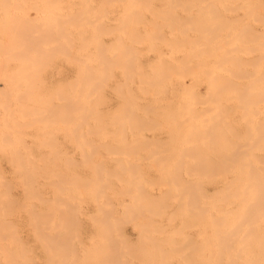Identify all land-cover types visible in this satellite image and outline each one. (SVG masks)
<instances>
[{"label":"rangeland","instance_id":"374dc122","mask_svg":"<svg viewBox=\"0 0 264 264\" xmlns=\"http://www.w3.org/2000/svg\"><path fill=\"white\" fill-rule=\"evenodd\" d=\"M44 1V2H43ZM48 1V0H47ZM47 1H45V0H7V2L6 3H15V5L18 3V8H14L15 7V5L13 4L12 6H10L9 4L7 5V6H4L5 5V3H3V2H5V0H2V2H1V0H0V7L2 8V10L0 9V21H2V22H4V23H2V22H0V24L2 25L1 27H0V34L2 35L3 33H4V36L2 37L1 35H0V43H1V45L0 46H2V48H4V49H2V48H0V49H2V50H0V51H4L5 49H9V47H11V50H8L7 51V53H6V50H5V52L3 53V52H1V54H0V67H3L4 65H2L3 64V62L5 63V64H7L8 62L7 61H9V63H8V66L7 65H5V67H3V69H0V79H2V80H0V94H1V96H0V98L1 99H3V100H6V102L4 101H1L0 100V110L3 112L2 114H1V111H0V123H1V121H3V120H9L10 118V120H12L11 122H12V124H14L15 122H14V119H15V121H17L18 120V122L20 121L21 123H22V121L24 120V119H26L25 120V122H27L28 121V117H32L34 120H33V122L31 123L30 121V125L28 126L29 127V129H30V131H29V129H28V127L27 126H25V122H23V124H22V126H24V127H22L21 128V125H20V123H19V125H20V127L16 124H14L15 126H13L12 124H11V122L10 123H8L9 124V126L7 125V127H6V123L7 122H9L8 120L6 121L5 120V122H3V125H4V127H3V125L1 126L0 125V149L2 150H0V171L2 172H0V174L2 175V176H0V194H2L1 196H0V198H2V196L3 195H5V196H3V199H1V201L0 202H2V203H0V207L2 206V205H4V202L6 203V199H7V197H6V195H8V197H9V194L7 193V191H8V185H7V183L6 184H4V182H6V181H4V180H6L7 179V181L9 180V181H12L13 180V182H9V184H11L12 183V186L14 187V185H15V187H14V189L12 188V189H10V193H11V191H12V194H11V196H15V198H17V199H22V198H25V199H23V200H18L19 202H21V201H23V204H24V202H25V204L23 205L22 203L20 204L19 202H15V204H17L18 205V208H16L17 206L16 205H14L13 203V205L15 206V207H12L13 208V210H10V208H11V206H10V208H9V210L7 209V211H13V213L11 212V213H7V214H4L5 216L3 217V213L5 212L6 213V211H4V210H2V208L4 209V207H5V205L4 206H2V208H0V210H2V211H4V212H0V220L2 219V217L5 219V221H4V223H5V226H4V224L1 226L0 225V227H1V229L0 230H3V231H0L1 233H3L4 234V236H5V233L6 232H4L5 230H6V228H7V225L8 224H10V222H11V220L13 221V222H11V225L13 226L14 224H12V223H16L17 224V227H16V224L14 225V227L15 228H17V233H19V236H23L22 238L24 239V242H23V239L21 240L22 242H23V245H25L26 246V248L25 249H27L28 247L30 248L32 245L35 247V248H33V246H32V249L30 248V250H29V248H28V250H27V253L26 254H22L23 256L19 259L20 261H22L23 260V258L25 259V258H27L28 256H29V259H25V260H23L20 264H31L35 259H36V261H34V262H36V263H34V264H54L55 262H53V260L54 259H56V260H58V261H56V263L55 264H59L60 262V264H65V261L68 259V257H69V259H68V261H66V264H77V258H78V263L79 264H93L94 262H96V264H98L97 263V261H99L100 260V263H104L103 261L101 262V256L103 255L104 256V259L106 260V258H109V260L107 259V261H108V263H109V261H110V263L111 264H115L114 263V259L113 260H111L112 258V255H110V257L108 256V257H105L106 256V252H108V251H110V254H114L113 252H111V251H115V253H116V258H115V256H114V258H115V260L116 261H118V262H120V264H134L133 262H138V263H136V264H142V263H144L143 261H147V259H146V256H148V258L150 257V260L149 261H151L150 263H149V261L147 262V264H155V263H157L161 258H163V255H164V257H165V259L163 258V260L162 261H160V262H163V261H172V264H184V262L185 261H187L188 262V260H190V262H188V263H192V264H196V260H197V258L199 257V255H198V257L197 258H194V261L192 262L191 261V259H192V257L194 256L195 257V254L194 253H197V252H195L194 250H191V251H194V253L193 252H191V254L193 253V256L191 257V255H190V259L188 258V260H187V258H184L183 257V259H182V257L180 256L181 254H182V251H183V253L185 254V252H186V249H188L187 247H189V248H192V247H190L191 246V244H193V243H195L194 245H197V242H199L200 240H203V241H201V242H203L204 244L205 243H207V242H209V239L207 238L208 236H209V238L211 237V238H213V241L211 240V243H215V244H212L211 245V243H207V244H209L208 246H206L207 244H203V243H201L200 242V248L202 249V251L201 250H199V252L201 251V252H204L205 251V249L207 250L205 253H204V255H200L201 257L200 258H203L202 260H204L205 259V255H206V259L205 260H208V261H204V263L206 264V263H208V264H210V262L212 261V260H214L215 262V264H218V261H217V259H214L213 257L214 256H216L217 255V257L216 258H218V259H220L221 257L222 258H224L223 260H221L220 261V263L222 264V261H223V264H225V262H227L228 260L227 259H225L226 258V253L225 254H223V253H221V255L223 254L224 255V257L223 256H221V255H218V254H220V253H218V251H216L217 250V244H216V242H215V233L213 234V232H214V230H215V228H214V225L212 224L211 225V223H210V225H209V227H207L206 228V231H205V225H206V222H208V220L211 222V220H210V212L211 211H213V212H211V215L212 216H214V218L215 217H220V216H226V215H229V216H227L226 218L228 219V218H230V219H228L229 221H227V219H225L224 217H220L219 219L220 220H226V223L227 222H229V223H227V224H229V226L230 227H232V225L234 224V222L232 223V221H234V218H236V223L238 222L237 220H238V216H237V214L238 213H241V214H243V212H244V207H243V204H245V202H244V196H243V193L245 192L246 193V189H247V187H249L250 188V184L249 183H247V178L246 177H241V179H240V176H237V174L236 173H234V172H232V174L229 172V173H225V174H221L220 176L218 175V176H211V177H206V175H203V176H199L198 174H195V172H190V171H186V170H184V171H181L182 173H181V178L183 177L184 178V180H186L187 179V181L188 180H194L196 183L198 182V183H201V184H199V185H201V186H203V187H199V185L198 184H195V186H196V188H195V186L193 185L192 186V188H190L189 189V191L190 192H192V194H190V192H188V190L186 191H184V193H185V195L183 196L182 194V198L181 197H179V196H181L179 193H180V191H181V187H182V185H176L177 183H179L180 184V177H179V175L178 174H173L172 175V173H171V170H170V168H171V165L173 164V162L177 159V158H171V160H169V162L167 163V162H165V164H166V166H164V165H160L161 163H163L164 164V162L162 161V159L163 158H158V159H160L159 161V164L157 163V161H155L153 164H152V162L151 161H153V160H155L156 158V156H158V155H160L161 153H163L162 151H160V150H162V149H164V147H167V146H169L170 148L168 149V147H167V149H168V151H172L173 150V145H169V144H167V143H165L166 145H164V146H158L159 147V149L157 148L156 149V147H154L155 145H154V143L156 142V140L155 139H153L154 137L155 138H160L161 140H163L164 142H166V139H167V142L168 141H170L171 142V136H172V134L173 135H175L176 133H179L180 131H181V133H183V132H185V130L184 129H181L180 131H179V129H180V127H190V126H192L193 124L195 125H198V126H207V125H212V123H213V121H212V119L214 120L215 118L214 117H216L217 115V117H220V118H224V117H222V115H221V113L223 114L224 113V110L225 109H227V110H229L230 109V107H231V113H232V117L234 118V117H236V113L234 112L235 111V108H236V105L238 104L237 103V99L235 98V94L234 93H232V92H229V93H224V95L222 96V99L220 100L219 99V101L217 102L216 100H218V99H215V98H213L214 96H212L211 97V94H214V93H211V94H209L208 95V93H209V90H210V84H209V79L211 78V76H212V72H214V71H216L217 69H219V71H222V68H218L217 67V64L215 63V62H212V61H215V59H213L214 58V55L212 54V55H209V54H206L205 53V51H203L202 49L205 47V49L204 50H207V48L208 47H210V44L208 43H206V42H209L208 40L206 41V38H202L201 39V41H202V43H204V44H201L200 43V45L198 46L197 44L196 45H193L191 42H189V41H186V43L185 42H183L184 40H183V38L181 37L182 35H181V27L180 26H182V25H186L187 27H189L190 26V24H189V22H184L183 24L181 23L182 22V20L181 19H183L184 18V16L183 15H185L186 13H185V11H183V10H181V5H178L177 3L175 4V2H173V1H170V0H150V2H148V7H146L145 8V10H144V13H143V16L142 17H144V18H146V19H141L140 20V22H141V24L139 23V21L137 22V23H135V25L133 26L134 28H139V29H137L138 31H136V29H134L133 27H130L129 25H131V24H125V26L123 25V26H120L121 24H123V19H124V17H125V14H128L127 13V10L125 9V7H126V4L128 5V2H129V4L130 3H132V6L131 5H129L128 6V8L127 9H129L130 8V6H131V8L133 7H135V3H133L132 1H124V2H117V4H116V2H115V0H109L106 4L104 3L105 1L104 0H102V2H100L101 0H49L48 2ZM52 1V2H51ZM111 1H112V3H111ZM169 1L170 2H172L171 3V5L169 4ZM188 1V0H187ZM20 2V3H19ZM73 2V4H70V3H72ZM74 2H78V3H74ZM155 2V3H154ZM231 2V1H230ZM233 2H237L236 0L234 1H232V3H230V4H233L234 5V3ZM37 3V4H36ZM126 3V4H125ZM154 3V4H153ZM165 4V5H163V4ZM20 4V5H19ZM29 4H30V6H29ZM68 4V5H67ZM70 4V5H69ZM83 4V5H82ZM91 4V5H90ZM106 6H105V5ZM150 4V5H149ZM157 4V5H156ZM162 4V6H160ZM237 4V3H236ZM32 5H35V7L37 6H39V11L37 10H34V9H26V7H32ZM88 5H90L91 7H93V6H96L97 5V7H93V8H89V9H91V10H89V11H91L90 13H92V14H90V13H88L89 11H88ZM93 5V6H92ZM154 7H153V6ZM169 5L170 6H172V5H175L174 7L172 6V7H170V8H172L173 9V11H172V13L175 11V14H174V16L173 15H166V17L165 16H163V15H165L164 14V12L166 11L165 9H169ZM5 8H4V7ZM9 6V7H8ZM56 6V7H55ZM100 6H101V8H100ZM104 6L106 7V9L104 8ZM150 6H151V8H150ZM156 6V7H155ZM21 7V8H20ZM23 7V8H22ZM28 7V8H29ZM34 7V6H33ZM161 7V8H160ZM3 8H4V10L5 11H3ZM10 9L9 11H11V9L13 10L12 12H13V15H14V13H15V15H17L16 16V18H17V20H18V18H19V16H20V18L19 19H21V20H27L28 21V23L29 24H27V22H26V24L27 25H29V26H33L34 25V27L33 28H35V26H37V28H40L39 30H37V31H35V32H33L36 36H34V38H38L37 37V35L39 36V40L38 41H36V39L33 41V43H34V46L36 45V43H38L39 41H41V36H40V33L41 32H43L44 33V30H45V34H43L44 35V37H43V39H45V38H48V40L50 39V41H48L47 42V44H45L46 43V40H43V44L41 45V47L42 46H44V47H42V49L44 48V49H47V48H49V46L50 47H53V50H54V48H56V46H54L53 44H55V45H57L58 44V42H60L59 44L60 45H65V47H67V45H68V48H67V51H68V49H70V53L69 52H67V51H65L64 50V48L65 47H62V46H60V47H62L63 48V50H62V48H60L61 49V51H65L66 53H64V54H62V53H60L61 51H60V49L59 48H57V49H55V50H57V52L54 50V52H53V57H52V62L53 63H51V61H47L48 60V58H50L51 59V57H46L47 59L45 60L44 58H43V60L44 61H46L47 62V64H46V62H44L43 61V64L42 63H40V64H42L43 66V68L41 67V68H39V66H37L38 68H39V70L38 69H36L35 67H36V64L37 65H39L38 63H36L35 64V62L36 61H38L39 62V60H35L36 59V57H38V56H40L41 54H42V57H44L46 54H45V52H46V50H44V53L43 52H41L39 55L38 54H36V53H33L32 51V53H33V55H32V58L31 57H29V58H26V60L25 59H22V58H20V57H17V58H13V56H12V52H14L15 51V54L17 55L18 53H17V51L18 52H20L21 50V48L22 47H26V46H24V44L21 42V44H19L20 46H18V45H16V47H15V39L13 38H11L12 36L10 35V34H12L13 33V30L16 28V27H21L22 26V24L24 25L25 24V22H23V21H21L22 23L21 24H19L18 22H16L17 20L15 19V16L13 17V15H12V13H9V11L7 12V10L8 9ZM98 8H99V10H98ZM104 8V9H103ZM148 8H149V10L151 11V13H150V11L148 10ZM162 8H165V9H162ZM21 9H23L24 10V12L27 10V12H23V10H21ZM38 9V8H37ZM81 9L83 10V12L81 11ZM87 9V10H86ZM125 9V10H124ZM156 9H159L158 10V13H157V11H156ZM161 9V10H160ZM84 10L86 11V12H84ZM106 10H108L107 11V15L106 16H104L102 13H104V11ZM153 10H154V12H153ZM165 10V11H164ZM237 10V9H236ZM236 10H234V11H230V12H233V14L232 13H230V12H227L226 13V15H225V17H232V18H234L235 19V16H236V18H238L240 15H243L244 13L243 12H245L244 10L243 11H239V10H237V11H239L237 14H238V16H237V14H236ZM75 11V12H74ZM77 11H81L80 13H76ZM97 11H98V13H97ZM146 11V12H145ZM21 12V13H20ZM56 12V13H55ZM74 12V13H73ZM23 13V14H22ZM55 13V14H54ZM82 13V14H81ZM84 13H85V15H87V16H84ZM147 15H146V14ZM160 13H163V14H160ZM177 13V14H176ZM243 13V14H242ZM69 14V15H68ZM75 14H77L78 15V17L75 15ZM79 14H80V16H79ZM99 14H100V17H96L95 18V16L97 15V16H99ZM229 14V15H228ZM2 15V16H1ZM73 17H72V16ZM176 15H177V18H176ZM235 15V16H234ZM43 16H45V17H43ZM52 16V17H51ZM75 16V17H74ZM83 16V19H80V17H82ZM90 18H89V17ZM116 16V17H115ZM155 16V17H154ZM161 16V18H163V19H161L160 20V18H158V17H160ZM170 16V18L169 19H166L167 17H169ZM171 16H173V17H171ZM180 16V17H179ZM244 17H243V20H245V14L243 15ZM14 18L13 20H16L15 22L12 20V18ZM35 17H36V19H35ZM42 17V18H41ZM69 17H72V18H69ZM86 17L88 18V22H85V20H86ZM115 17V18H114ZM157 17V18H156ZM217 16H215L214 17V19L213 20H218L219 19V17L218 18H216ZM228 17V18H229ZM241 17V16H240ZM8 18V19H7ZM28 18H33V21L34 22H32V20H29ZM57 18H59V20L61 19V21H64V20H66V23H65V21H64V23L63 22H61V21H59V22H61L62 24H60L61 26H62V28H63V26L64 25H68V27H64L63 28V30L61 29V26L59 27L62 31H63V35L62 36H60V37H58L57 35H59V34H57L56 36L54 35L55 33V31H53V35H51V33H48L49 34V36H50V38H49V36H47V37H45L46 36V34H47V27H45V25H47V24H49V25H52V24H50V23H55V24H53L54 25V27H52V26H49L48 27V32L50 31V32H52V30H57V28L56 27H58V25H57ZM77 18V20L78 19H80L79 21H80V23H83V25H84V31H81L80 33H79V29L81 28L82 29V25L80 24V23H78V21L76 22L75 21V19ZM118 18V19H117ZM121 18V20H119ZM147 18H149L150 19V21H148L149 19H147ZM157 20V22L158 23H156V21H155V19ZM209 18V21H210V17H208ZM73 19H74V21H73ZM95 19V21H93V23H92V25H91V23H90V21L92 22V20H94ZM100 19V20H99ZM152 19H154V21L152 20ZM171 19H172V21H171ZM181 21H180V20ZM231 18H229L228 20H230ZM4 20V21H3ZM68 20V21H67ZM69 20H71V21H69ZM170 20V21H169ZM232 20V19H231ZM230 20V21H231ZM238 20V19H237ZM7 21H8V24H7ZM75 22V24H76V26H75V28H74V23L73 22ZM99 21H101L100 23L102 24V26L104 27V26H112L111 28H114V27H118L119 26V29H117V28H115L114 30H110L111 28H108V27H106L107 28V31L109 30V32L106 34V32H100V31H102V30H100L99 28L101 27H97L96 25H97V23L99 24ZM121 21V22H120ZM174 21V22H173ZM178 21H180V25L179 26H174L175 24H173V23H179ZM58 22V23H59ZM105 22V23H104ZM169 22V23H168ZM229 22V21H228ZM15 23V24H14ZM33 23V24H32ZM42 23V25L40 26V24ZM71 23V24H70ZM153 23V24H152ZM160 23V24H159ZM165 23H168V24H166L165 25ZM171 23V26L169 25ZM211 23V22H210ZM230 23V25H232V22H229ZM229 23H228V25H229ZM25 24V25H26ZM39 24V25H38ZM77 24H79L78 25V27H77ZM116 26H115V25ZM134 23H132V25H133ZM137 24V25H136ZM141 26H140V25ZM147 26H146V25ZM149 24H151V26L149 25ZM154 24H156L159 28H160V30L161 31H163L161 28H164V31L166 32H161L162 34L161 35H159L160 36V39L162 40H160L159 38L158 39H153V41H152V37H150V34L153 32V31H155V27L156 26H153ZM3 25H4V28H3ZM72 25V26H71ZM100 25V24H99ZM148 25L150 26V28L148 27ZM162 25H163V27H162ZM11 26H13V27H11ZM39 26V27H38ZM89 26V27H88ZM114 26V27H113ZM128 26H129V29H128ZM136 26V27H135ZM50 27H52L53 29H51ZM121 27V28H120ZM123 27H125V29H126V31H124L123 29ZM141 27V28H140ZM148 27V28H147ZM158 27H156V28H158ZM171 27V28H170ZM9 28V29H8ZM13 28V29H12ZM44 28H46V29H44ZM69 28H70V30H72V32H73V34H72V32L70 33L69 31ZM98 28V29H97ZM123 28V29H122ZM146 28L147 29H151V30H153V31H149V30H147V32H146ZM173 28V29H172ZM175 28V29H174ZM176 28H178V30H176ZM192 27H189L188 28V30H187V32H188V35L190 34L192 37L193 36H195V32L191 29ZM41 29H42V31H41ZM60 29H59V32L57 31L56 33H62V31H60ZM67 29L69 30L68 32H67ZM82 29V30H83ZM141 29V30H140ZM227 29V30H226ZM4 30V31H3ZM11 30V31H10ZM98 30V31H97ZM100 30V31H99ZM134 32H133V31ZM6 31V32H5ZM65 31V32H64ZM86 31V32H85ZM96 31H97V37L95 38V33H96ZM145 31L146 33H143V32ZM177 31V32H176ZM227 31H229L228 30V28L226 27L224 30H223V32H222V37H224V38H226L227 37ZM3 32V33H2ZM8 32H9V35L10 36H7L8 35ZM10 32H12V33H10ZM85 32V33H84ZM127 32H128V34H127ZM137 32V33H136ZM140 32H142V33H140ZM150 34H149V33ZM7 33V35H5ZM149 35H148V34ZM164 33V34H163ZM173 33H175V34H177V35H173ZM47 34V35H48ZM64 34H65V36L66 37H68V38H70V39H66V37L64 36ZM67 34V35H66ZM84 34V35H83ZM85 34H88L87 36L85 35ZM99 34V35H98ZM120 34V36H121V39H122V43H123V46H122V44L121 43H119V39H120V37L118 38V36L117 35H119ZM127 34V35H126ZM136 34H140V35H136ZM142 34H144V35H142ZM166 34V35H165ZM61 35V34H60ZM73 35V36H72ZM82 35L84 36V39L86 40V38H87V40L85 41L84 39H82ZM91 35V36H90ZM94 35V36H93ZM132 36V38L130 39V37L129 36ZM134 35V36H133ZM135 35L136 36H139L141 39V41H139V43L141 44H139L138 42H137V40L136 39H138V38H136L135 37ZM54 36H55V38H56V41L54 40V41H52L53 39H55L54 38ZM175 36L177 37V38H175ZM179 36H180V38H182V44H181V41H180V39H178L179 38ZM184 37L186 36V35H183ZM191 36H189L190 38H192ZM53 37V39L51 40V38ZM62 37H63V39H62ZM133 37H134V39L136 40V41H133ZM143 37V38H142ZM144 37L146 38V37H148L147 38V40H145L144 39ZM57 38H58V41H57ZM95 38V39H94ZM173 38H175V40L173 39ZM186 38V37H185ZM11 39H12V41H11ZM61 41H60V40ZM71 39H73V40H71ZM125 40V45H128V47L126 48V50L130 47V45L128 44L129 42H131L132 43V45H134L133 47H130L129 48V50H131V49H133V48H135V46H136V48L135 49H133V50H137V53H136V51H133L132 50V53L133 54H136V59H134L135 60V62H136V64H134L133 65V68H135L134 70L135 71H131V70H133V68L131 69V67H129L128 68V70L129 71H131V73L132 72H136V73H138L137 71H140L139 73L140 74H135V73H133V74H135L134 76H132V75H128L129 74V71L127 72V75L125 76L124 75V71H123V67L122 68H120L119 66H116L117 68H115L114 66H112V67H110V69H107V73L108 74H112V75H110L109 76V78L108 77H106V74L107 73H103V68H104V60H105V57L103 58H101V55L103 54H101L100 52H98V50L99 49H101V47H98V43L100 42V43H102V45L105 47V48H103V50L104 49H106L105 51V53L107 54V56H112V54H114V53H117L118 52V50L120 49V47H121V49H123V47L125 48L126 46H124V40ZM143 39V40H142ZM164 39H166L165 41H164ZM176 39H178V46H175L174 44L175 43H177V41H176ZM64 40V42H62ZM110 40H112L111 41V43L112 44H114L113 42H115V44L117 45V46H113L112 47V45L110 44ZM145 40V41H144ZM150 40V41H149ZM171 40H172V42H174V41H176L174 44L171 42ZM188 40H190L189 38H188ZM17 41V40H16ZM68 41H69V43H68ZM156 41V42H155ZM164 41V42H163ZM167 41V42H166ZM168 41H170L169 43H168ZM18 42V41H17ZM31 42H32V40H31ZM36 42V43H35ZM50 42H52L51 44H50ZM61 42H62V44H61ZM86 43V44H84V45H86V47H83L84 45L82 44V43ZM121 42V41H120ZM127 42V43H126ZM144 42V43H143ZM166 42V44L168 43V44H170V45H164V43ZM179 42H180V44H179ZM7 43V44H6ZM11 43V44H10ZM19 43V42H18ZM18 43H16V44H18ZM64 43V44H63ZM70 43H72V44H70ZM79 43V44H78ZM104 43V44H103ZM107 43H109L110 45H107ZM130 43V44H131ZM148 43H150L151 44V46H149V45H146V44H148ZM155 43V44H154ZM171 43L173 44L172 46H174V47H172L171 46ZM187 44V45H185V44ZM189 43V44H188ZM38 44H40V42L38 43ZM58 44V45H59ZM70 44V45H69ZM73 44H74V46H75V48H74V46H73ZM76 44V45H75ZM157 44H158V46H157ZM163 44V45H162ZM184 44V45H183ZM5 45H6V47H5ZM10 45V46H9ZM14 45V46H13ZM30 45H32V43H30ZM97 45V46H96ZM99 45H101V44H99ZM143 45V46H142ZM154 45V46H153ZM156 45V46H155ZM161 45V48L159 47ZM191 45V46H190ZM208 47H207V46ZM71 46H73V47H71ZM88 46V47H87ZM108 48H107V47ZM110 46V47H109ZM147 46V47H146ZM151 47L152 49L154 48V51H152V49L151 48H149V47ZM187 46V47H186ZM192 46H194V47H192ZM28 47H30V46H28ZM32 47H33V45H32ZM32 47L31 48H27L28 50H29V52H30V49H32ZM37 47V46H36ZM80 47H81V49H80ZM97 47H98V49H97ZM138 47V48H137ZM142 48V49H139V48ZM143 47L145 48L146 47V49H143ZM155 47H158V48H155ZM189 47V48H188ZM201 48V56H194L193 54H192V50H194V49H200ZM203 47V48H202ZM207 47V48H206ZM18 48V49H17ZM161 50H160V49ZM165 48V49H164ZM16 49H17V51H16ZM26 49V48H25ZM42 49L40 50V51H42ZM74 49V50H73ZM88 49V50H87ZM160 50V52H161V54H159L160 52L157 50ZM20 50V51H19ZM48 50H51L50 48L48 49ZM102 50V49H101ZM144 51L145 53H147L146 55H145V53L144 52H142V51ZM145 50H147V51H145ZM58 51H60V52H58ZM72 51V52H71ZM74 51V52H73ZM88 51H89V53H88ZM139 51H140V54H139ZM152 51V52H151ZM49 52V51H48ZM93 52V54L90 56V54ZM101 52H103V51H101ZM156 52V53H155ZM159 52V53H158ZM189 52V53H188ZM10 53H11V58H8V59H4V58H6L7 57V55H10ZM47 53V52H46ZM50 53V52H49ZM56 53V54H55ZM72 53H74V55L72 54ZM81 53H82V55H81ZM88 53V54H87ZM153 53H155V54H153ZM158 53V54H157ZM166 53V54H165ZM191 56V59L190 60H188V58H189V56H188V54ZM35 54H36V57H35ZM45 54V55H44ZM48 54V53H47ZM51 54V53H50ZM69 54V55H68ZM88 56H87V55ZM100 54V55H99ZM142 54H144V56L142 55ZM157 54V55H156ZM185 54H187V57H185V58H183V59H185V60H187L188 61V64H189V66H190V64L192 65V64H194L193 65V68H194V66L196 65L195 64V62H198L199 60V63H198V65H196V67L198 66L199 67V65H200V67L198 68L197 67V69H196V67H195V69H193V70H191V67L192 66H190V68H189V71H187L186 69H182V68H185V67H182L181 68V66H182V63L183 64H185L184 62H187V61H181L179 58H181L182 56H185ZM13 55H14V53H13ZM44 55V56H43ZM66 55L67 56H73L72 58L73 59H75V57H81V58H79L80 59V61H83V62H80L79 64L77 63V61H79V60H73V59H71V56L70 57H66ZM76 55V56H75ZM86 55V56H85ZM159 55H163V58H166L165 59V61L163 60V63H162V61L160 62V60H157V59H155L154 58V60L155 61H157V63H155V62H152V57L151 56H153V57H155L156 56V58L157 57H159ZM167 55V56H166ZM15 56V55H14ZM18 56H19V54H18ZM29 56V55H28ZM47 56V55H46ZM139 56V57H138ZM174 56V57H173ZM16 57V56H15ZM34 57H35V59H34ZM55 57V58H54ZM77 57V58H78ZM138 57V58H137ZM170 57H173V58H170ZM177 57H179V58H177ZM19 58V59H18ZM76 58V59H77ZM89 58V59H88ZM101 58V59H100ZM140 58V59H139ZM151 58V59H150ZM175 58H176V60H175ZM6 61H4V60ZM17 59V60H16ZM28 59V60H27ZM40 59V58H39ZM82 59V60H81ZM103 59V61L101 62V60ZM143 59V60H142ZM149 59V60H148ZM173 59V60H172ZM179 59V60H178ZM201 59H203L202 60V62H201ZM206 59H207V61H206ZM3 60V61H2ZM35 60V62H34V64L35 65H33V61ZM41 61H42V59H40ZM137 60V61H136ZM172 61V62H169V61ZM175 60V61H174ZM28 61L30 62V64H31V62H32V64L30 65L31 67V69H29V66H28V68H27V66H25L24 68H25V70L22 68V70L21 71H23V72H25V75L27 74L26 72L28 71V73L30 72L32 75L34 74L33 73V71H32V69H36L37 70V74H36V70L34 71L35 72V74H36V76H32V75H30V73H29V77H31V79L30 78H28L27 76L28 75H26V77L29 79V80H31V82H32V80H35L37 83H35V81H34V84H32L30 81H28V79L23 75V72H21V71H19V68L20 67H23L24 66V64L25 65H27L28 64ZM57 61V62H56ZM62 61H63V63H62ZM145 62V64H144V62ZM151 63V64H149V62ZM179 61H180V63H179ZM1 62H2V64H1ZM165 62V63H164ZM182 62V63H181ZM17 63H20V64H17ZM27 63V64H26ZM49 63V64H48ZM138 63H140V64H138ZM161 63L164 65H162L161 66ZM168 63H170L169 64V66H171L173 63H174V65H172V68L174 69L175 67H173V66H180V68L178 67L177 69H178V72H177V70H174V72H173V69H172V72H171V69H170V73L169 74H171L172 73V75H168V76H164L165 78H162V82H163V85L165 86V87H167V91H165V89L163 90V91H161V92H157V94L155 93V92H153V89L154 88H156V84L154 85V82L152 81L153 79L154 80H157V82H158V79H159V75H164L165 74V72H166V74H168V71H169V66H166V65H168ZM202 65H201V64ZM48 65V66H46V65ZM99 64V65H98ZM159 64H160V66H159ZM178 64V65H177ZM208 64V65H207ZM16 65V66H15ZM23 65V66H22ZM86 65H87V67H86ZM88 65L90 66V65H92V69L91 68H89V69H91V72L93 73V75L94 76H103L104 77V80L106 79H108L107 81V84H106V88L104 89V90H102V93H103V95H104V93H106L105 94V96H102L103 98H105L106 100H107V103L106 102H103V103H101V101H99L98 99H100V98H102L101 96H100V98H99V94L97 93V91L96 90H93L92 89V79H93V77H92V73H87V69H86V73H85V67L86 68H88ZM95 65H97L98 66V70H95L94 69V66ZM135 65H136V67H135ZM139 65V66H138ZM142 65V66H141ZM151 67H150V66ZM155 65H157V67L158 68H160V69H158V68H155L154 66ZM207 65V66H206ZM41 66V65H40ZM102 66H103V68H102ZM143 66H145V68L143 67ZM209 66V67H208ZM211 66H213V67H211ZM79 68V70H77L78 68ZM96 67V66H95ZM125 67V66H124ZM161 67H163V68H161ZM208 67V68H207ZM47 68V69H46ZM113 70H112V69ZM142 70H141V69ZM143 68H144V70H143ZM152 68H154V69H158V70H153ZM167 68H168V71H165V70H163V69H166L167 70ZM213 69V70H209L210 71V73L208 72H204L205 70L207 71V69ZM5 69V70H4ZM41 69H43V70H41ZM105 69V68H104ZM179 69H180V71H179ZM3 71V74L4 75H2V71ZM12 70H14L15 72H13ZM68 70V71H67ZM116 70V71H115ZM125 70V69H124ZM150 72V73H148V71ZM152 70H153V72H152ZM160 70V71H159ZM181 70H182V72H181ZM184 70V71H183ZM190 70H191V72H190ZM195 70V71H194ZM19 71V72H18ZM81 73H80V72ZM142 71H145V72H142ZM147 71V72H146ZM164 71V73H162V72ZM193 71V72H192ZM218 71V70H217ZM8 72H9V74H8ZM40 72L42 73V75L40 74ZM74 72V73H73ZM79 72V73H78ZM89 72V71H88ZM96 72V73H95ZM110 72H113V73H110ZM175 72L176 73H179V72H181V74L179 73V75H174L173 76V74H175ZM186 72V73H185ZM16 73V74H15ZM21 73V74H20ZM100 73V74H99ZM145 75H144V74ZM151 73H153V75L155 76L156 75V78L154 77L153 78V75L151 74ZM183 73V74H182ZM188 73V74H187ZM189 73H190V75H189ZM8 74V75H7ZM20 74V75H19ZM38 74H40L41 76H43V78H41V79H39L41 76H38ZM72 74H74V77H76V79H74L75 80V83H72L74 80L72 79V77H73V75ZM79 74H80V77H79ZM87 75L84 79L85 80H88V83H87V81H86V83H85V81H83L84 79H82L83 78V75ZM91 76H90V75ZM116 74H118V75H116ZM141 74H143V75H141ZM148 74V75H147ZM149 74H151V78H152V80L150 79V78H148L146 81H145V76H146V78L147 77H149ZM165 74V75H166ZM185 74H187V77H185L186 75ZM22 75L24 76L23 77V80L24 81H22L21 79H22ZM143 76V78L142 77H138V76ZM185 75V76H184ZM189 75V76H188ZM9 76V77H8ZM13 76H15V77H13ZM21 76V77H20ZM88 76H90L89 78H88ZM129 76V77H128ZM173 76V77H172ZM196 76V77H195ZM8 77V78H7ZM12 77V78H11ZM17 77H20V79L18 78L17 79ZM37 77H39V78H37ZM59 77H61V78H59ZM66 79H65V78ZM125 77H128L129 79H125ZM135 77V78H134ZM161 77V76H160ZM185 77V78H184ZM207 77H208V79H207ZM10 78H11V81H10ZM14 78H16V83H14L15 82V79ZM65 79V81H67L68 82V84L66 85V87H64L65 85V81L63 80V79ZM70 78L72 79V82H71V80H70ZM206 78V80H204ZM6 79V80H5ZM8 79H9V81H8ZM12 79H14L13 81H12ZM25 79H27V81H28V83L30 84L31 83V86H32V88H31V91H33V89H35V87H36V89H35V91H33V92H29V90L30 89H27V88H29V87H31L30 85H29V87H27V86H25V85H28L27 83L26 84H24L26 81H25ZM56 79H58V80H56ZM59 79H61V81L59 80ZM82 79V80H81ZM102 79V78H101ZM132 79H133V81H132ZM135 79V80H134ZM139 79H144V81L145 82H142L141 83V80H139ZM18 80H20V82L22 81V82H24V83H22L21 82V84L19 83V81ZM40 80V81H39ZM56 80V81H55ZM90 80H92L91 81V83H89V81ZM103 80V81H104ZM125 80H126V82H125ZM149 80H151V82H153V84H150V83H148V86H147V83L146 82H148ZM166 80V82H164ZM173 80H174V82H173ZM45 81V82H44ZM59 81V82H58ZM70 81V82H69ZM119 83H118V82ZM143 81V80H142ZM6 82H13V83H11L12 85H10L9 86V84L8 83H6ZM17 82L19 83V85H21V86H17ZM38 82H39V84H38ZM41 82V83H40ZM52 82V84H50ZM66 82V83H67ZM82 82H84V84H81ZM118 84H120V83H122V82H124L125 84L127 83V86H125L124 85V83L122 84V85H124V87H122V85L120 84V87H122V89H124V90H122V89H119L118 91H117V93H116V87H117V83ZM172 82V83H171ZM55 83H59V85L57 84H55ZM62 85H64V86H62ZM64 83V84H63ZM5 86V87H3V85ZM8 84V85H7ZM24 84V85H23ZM73 84H75V85H73V86H75V89H74V91L72 90L74 87H72V85ZM89 84V85H88ZM158 84V83H157ZM172 84V85H171ZM174 84V85H173ZM1 85H2V87L3 88H5L4 90H6V91H11L12 93L10 94L11 95V97H10V95L9 94H6V95H3V94H5L6 93V91H3V88L1 87ZM34 85V86H33ZM44 85H45V87H44ZM70 85V86H69ZM81 85H83L84 86V88L83 89H81ZM111 85H114V87L112 86L111 87ZM153 85V86H152ZM14 86H16L15 88H14ZM22 86H25V87H22ZM42 86V87H41ZM55 86H57V87H55ZM58 86H62L63 87V89H60V88H58ZM68 86V87H67ZM82 86V87H83ZM119 86V85H118ZM128 86H131L130 87V89H131V93H129V91H130V89H129V87ZM142 86H144V88L142 89ZM147 86V87H146ZM8 87V88H7ZM12 87L14 88V89H12ZM39 87H41V88H39ZM52 87H54V89L52 88ZM91 87V88H90ZM119 87V88H120ZM146 87V88H145ZM151 87V88H150ZM172 87H175L174 89L172 88ZM207 87V88H206ZM7 88V89H6ZM9 88H11L12 90H10ZM22 88V89H21ZM24 88H26V91H28L29 92V94L31 95V97H33L32 99H34V100H32L31 99V97H30V95L29 94H25V92L23 91L24 90ZM67 90H65V89ZM67 88H69V89H67ZM79 88H80V91L81 90H83V92H81L80 94L81 95H79L78 93L80 92L79 91ZM113 88H114V90L115 91H113ZM152 89L151 90V92H149L150 90H148V89ZM9 89V90H8ZM16 89H17V91H16ZM20 89H21V91H23L24 92V98H23V93L20 91ZM45 89V90H44ZM57 89V90H56ZM59 89V90H58ZM84 89H85V91H84ZM93 92H91L90 90ZM44 90V91H43ZM60 90H61V93L62 94H64L65 92H66V94H64V98H65V96H68V98H67V100H66V98L64 99L63 98V95L61 94V93H57V91L58 92H60ZM65 92H64V91ZM145 92L144 94H143V91ZM146 90V91H145ZM147 90H148V92H147ZM194 90V91H193ZM40 91V92H39ZM46 91V92H45ZM49 91V92H48ZM89 91V92H88ZM122 91V92H121ZM135 91V92H134ZM138 91V92H137ZM139 91H140V93H139ZM167 92L166 94H165V92ZM184 91H185V93H184ZM5 92V93H4ZM36 92H38V93H40V94H38L37 95V93ZM48 92V93H47ZM64 92V93H63ZM68 92V93H67ZM70 92V93H69ZM74 92V93H73ZM87 92L89 93V95L87 94ZM92 94H91V93ZM119 92V93H118ZM136 92H137V94H136ZM147 92V93H146ZM184 94H183V93ZM189 92V93H188ZM192 92V93H191ZM198 93V95H200L198 98H196V99H198V104H197V101H195L194 102V100H195V98L194 97H196V96H198L197 95V93H196V96L195 95H193L194 97H192L191 96V94H194V93ZM14 93V95H12ZM20 93V94H19ZM46 93H47V95L49 94L50 96H51V94H52V96L54 97L53 99L51 98L50 99V96L48 95V97H47V95H46ZM72 93V94H71ZM110 93H113V94H110ZM120 93H124V94H127L128 96H130L131 97V95H132V97L131 98H135L134 100H135V104H129V105H132V107L134 106L136 109H134V111L135 112H133V109L131 110V108L132 107H130V106H128V107H130V109H128V111L130 110V112L132 111V113L131 114H134V113H136L135 115H139L138 117H140L141 116V118L142 117H146L145 119L146 120H148L147 122L148 123H144V124H138V121L136 120V117H135V119H132V118H130L131 120H133V122H134V120H135V122L133 123L132 122V125L133 124H136L135 126L133 125L132 126V128L130 127V123H129V121H131L130 119H124V118H129L127 115H125L124 116V114H127V113H123V115H120V113H122L123 112V110H124V112H125V109H123V108H125V106L123 107V105H121L120 106V103L118 102V100L119 101H121V100H123L122 102H121V104L122 103H125V102H127V101H129V99H130V97H129V99H127L128 97L126 96V97H124V99L125 100H127V101H125L123 98H122V94L120 95ZM135 93V94H134ZM155 93V95H153V94ZM188 93V94H187ZM59 94V95H58ZM60 94H61V96H60ZM68 94V95H67ZM78 94V95H77ZM100 94H101V92H100ZM119 95V96H116V95ZM131 94V95H130ZM139 94H140V96H139ZM145 94H147V95H145ZM34 95H36V97H34ZM43 96V98L41 97V96ZM88 95V97L86 98V96ZM95 95H97V97H95V98H93ZM109 95V96H108ZM133 95L135 96V97H133ZM138 97H137V96ZM145 95V96H144ZM152 95V96H151ZM176 95V96H175ZM234 97H233V96ZM12 96H14L15 98H23V100L22 99H15L14 100V97L12 98ZM58 96H60L59 98H58ZM72 96V97H71ZM78 96V97H77ZM142 96V97H141ZM163 96V97H162ZM25 97H26V99H25ZM37 97H39V98H37ZM47 97V98H46ZM70 97L72 98V99H70ZM79 97H81L80 99H79ZM91 97L95 100L96 98H98L97 100H98V102L97 103H101L99 106H95L96 105V101L97 100H95V104L92 102V99H91ZM109 97H111V98H109ZM114 97V98H113ZM117 99H116V98ZM120 97V98H119ZM162 97V98H161ZM168 97V98H167ZM226 97H228V98H226ZM232 97V98H231ZM10 98V99H9ZM12 98V99H11ZM35 98H37V99H35ZM45 98V100L43 101V102H41L43 99ZM76 98H78L77 100H78V102L76 101V102H74L75 100H76ZM108 98V99H107ZM156 98V99H155ZM158 98H161V99H159L158 100ZM167 98V99H166ZM209 98H212V100L213 101H211V99H209ZM225 98L227 99L226 101H225ZM24 99H25V103H24ZM40 100V102H39V100ZM50 100L49 102H48V100ZM68 99H70V100H68ZM91 99V100H90ZM165 99V100H164ZM170 99V100H169ZM185 99V100H184ZM209 99V100H208ZM214 99H215V101H214ZM230 99V100H229ZM236 99V100H235ZM11 100H12V102H11ZM33 101V102H31V101ZM36 100H37V103H36ZM79 100L80 101H82V103L81 102H79ZM89 100H90V102H89ZM102 100V99H101ZM104 100V99H103ZM112 102H111V101ZM152 102H151V101ZM156 100V101H155ZM168 100V101H167ZM229 100V101H228ZM16 101V102H15ZM23 102V103H19V102ZM28 101V102H27ZM65 101H72V102H69V103H72L74 106V108L75 107H78V108H76V110L75 109H73L72 110V108H70V106H72L71 104H70V106H68L70 109H68L67 110V103L65 102ZM105 101V100H104ZM151 102V104L153 103V105H155L154 107H161L162 108V106L165 104V108H166V110L164 109V107H163V109H158V110H156V108H155V110H153L154 111V113L156 114H153V112L152 111H150V113L148 112L149 111V109L151 110V109H154V108H150V105L148 106V105H144V104H148V102ZM167 101V102H166ZM170 101L172 102V104L170 103ZM184 101V102H183ZM211 101V102H210ZM221 101V102H220ZM7 102H11V103H7ZM14 102V103H13ZM29 102H31L30 103V105H32L31 107L33 108V105H34V102L37 104V106H39L40 104V106L37 108L35 105V108H36V110H35V108L34 109H32V108H29V110L30 111H26L27 109L26 108H28L29 106H28V103ZM40 104H39V103ZM57 103V104H59L60 103V106H59V109L58 108H55V107H57L58 105L57 104H53V103ZM61 102H63V103H61ZM74 102V103H73ZM130 102V101H129ZM132 102V101H131ZM139 102V103H138ZM158 102V103H157ZM175 102V104H173ZM221 104H220V103ZM4 103H7V104H4ZM16 103V104H15ZM33 103V104H32ZM45 103L46 104H48L49 103V107L53 104V108H51L50 110H52V109H55L54 111V113H56V112H59V111H57V110H60L61 108H62V110H63V108L68 112H70L71 111V115H72V113H73V117H71V118H73L72 120H71V118H70V115H68L67 114V116L66 117H68L69 116V119H70V121H68V122H65V123H68L67 125L64 123V122H62L61 120L64 118H62V110H60V114H62V115H60V114H58V119L59 120H57L56 119V117H55V120H57V122L59 121V123H55V124H53L52 125V123H54V117H52V116H54V115H52V114H50V112L47 110V108L45 109L44 107H47L46 105H45ZM75 103H78V104H76V106H75ZM90 103H92L91 104V106H94V107H90ZM105 103V104H104ZM117 103H119V105H117L118 106V109L116 110V108H117V106H116V104ZM134 103V102H133ZM136 103L138 104V106L140 107L141 106V103H142V107H144V106H148L149 107V109H148V107L146 108V110H145V108L144 109H142L141 107L139 108V107H136L137 105H136ZM144 103V104H143ZM182 103V104H181ZM224 103V104H223ZM225 103L227 104V106L225 105ZM2 104H4V105H2ZM12 105V107L10 108V106ZM24 104V105H23ZM26 104V105H25ZM82 104H83V107H81L82 106ZM102 104H104V105H102ZM112 104V105H111ZM126 104V103H125ZM128 104V103H127ZM150 104V103H149ZM167 104V105H166ZM180 104H181V106H180ZM217 104H219V105H217ZM233 104V105H232ZM7 107H6V106ZM14 105H16V106H14ZM42 105H44V107L42 106ZM69 105V104H68ZM81 105V106H80ZM162 105V106H161ZM174 105V106H173ZM223 107H222V106ZM232 105V106H231ZM26 106H28V107H26ZM55 106V107H54ZM61 106H63V107H61ZM80 106V107H79ZM85 106V107H84ZM87 106V107H86ZM101 106V107H100ZM104 106V107H103ZM109 107V110H110V108H111V106H112V108L115 106L116 108H114L116 111H119V113H117L116 111H113L114 109H112L111 108V110L110 111H106V108H108ZM172 107V108H169V107ZM180 106V107H179ZM218 106H221V108H225L224 110H221V108L220 107H218ZM14 107V108H13ZM16 107V108H15ZM18 107V108H17ZM22 107H24L23 109H25V110H23L22 109ZM97 107V108H96ZM98 107H100V108H105V110L103 111L102 109H98ZM127 106H126V108H128ZM170 109V111L168 112V108ZM181 107H183V109L181 108ZM195 108L196 109V111L195 112H197V110H199V112L200 113H198V114H200V115H197V117L195 116V114L194 113H190V108ZM233 107H234V109H233ZM5 108V109H4ZM7 108H10L11 110L9 111V109L8 110H6ZM43 108H44V110H43ZM90 109L91 108V111L93 112H95L96 114L94 115L95 117H96V115H97V118L98 117H102L105 113L107 114V115H109V116H106V114H105V116L106 117H102L101 118V120L99 121L98 119H96L95 120V117L93 116V113L92 112H89V114L90 115H88L87 114V116H86V118H85V116L83 115H80V114H78V113H81L82 111H84V109L88 112V109ZM94 108V109H93ZM121 108L123 109L122 110V112H121ZM138 108H139V110H138ZM192 108V109H193ZM13 109H17V110H14V111H18V113L20 114V118H19V116H18V113H17V116H16V114H14V116L12 117L11 115H13V112H11ZM19 109V110H18ZM21 109H22V111H24V113H28V115H26V116H24V113H22V111H21ZM43 111H42V110ZM57 109V110H56ZM78 109V110H77ZM97 109H98V111H102V113L101 112H98L97 111ZM180 109H181V111H180ZM192 109H191V111H192ZM75 110V111H74ZM148 110V111H147ZM163 110H165L166 112H164ZM178 110L180 111V113H177L178 112ZM194 110V109H193ZM41 111H42V114H41ZM47 111H48V113H47ZM53 111V110H52ZM51 111V112H52ZM62 111V112H61ZM72 111H74L75 112V114H74V112H72ZM106 111V112H105ZM113 112V114H114V116L112 115V114H110V113H112ZM127 111V112H128ZM164 112V113H162V112ZM183 111H184V115H183ZM218 111V112H217ZM221 113H220V112ZM4 112H6V113H4ZM7 112H9L10 113V116H9V114L7 113ZM30 112H32V114L30 113ZM37 112V113H36ZM39 112V113H38ZM65 112V111H64ZM98 112V113H97ZM104 112V113H103ZM108 112H109V114H108ZM115 112V113H114ZM146 112H148L147 114H146ZM152 112V113H151ZM173 112V115L172 116H170L169 117V115L171 114ZM194 112V111H193ZM215 112H217V113H215ZM14 113H16V112H14ZM31 115H30V114ZM46 113L48 114V117H47V115H46ZM66 113V112H65ZM101 113V114H100ZM161 113V114H160ZM165 113H166V115H165ZM174 113H175V115H174ZM189 113L191 114V115H189ZM213 113H215V114H213ZM220 113V114H219ZM45 114V116L47 117H40L41 115H44ZM98 114H100L99 116H98ZM103 114V115H102ZM130 114V115H131ZM159 114V115H158ZM212 114H213V116H212ZM235 114V115H234ZM237 114H239V111H237ZM6 115H8L9 116V118L6 116ZM30 115V116H29ZM49 115H51V117L49 116ZM56 116H57V114H55ZM129 115V114H128ZM147 115H148V117H147ZM165 115V116H164ZM216 115V116H215ZM2 116H3V118H2ZM28 116V117H27ZM40 117L41 118V120H39L38 119V117ZM59 116H61V118L62 119H60V117ZM93 116V117H92ZM112 116H113V119H112ZM151 116H152V118H154V121L156 122V125H157V123H159V124H161V125H158V126H156L155 124L153 125V128L155 127V129H150L149 127H148V124H152V123H154V121H151V120H149V119H152L151 118ZM157 116V117H156ZM160 116V117H159ZM164 116V117H163ZM177 118H176V117ZM212 116V118H210ZM224 116H226V115H224ZM262 116L263 115H259V116H256V118H255V115L253 114V116H252V119H253V121H250V122H248L247 121V124L249 123V125L250 126H253V124L255 125V124H258L257 122H258V120L260 121V118H261V120H262ZM5 117V118H4ZM15 117V118H14ZM37 117V118H36ZM84 119H86V120H88L89 122H84L85 120H83L82 118ZM114 117H118V119H117V121L115 122L114 121ZM131 117H133L132 115H131ZM150 117V118H149ZM173 117H174V119H173ZM186 117H188V118H186ZM22 118V119H21ZM37 120H39V121H41V122H37L36 121V119ZM45 118V120H47L48 119V121L46 122H42V120ZM119 118H121V119H119ZM158 118H160V119H158ZM208 120H207V119ZM229 118H231V117H229ZM254 118H255V120H254ZM3 119V120H2ZM54 120V121H52V123H49V127H47V126H44L43 127V125H46V123H48L50 120ZM67 120H69L68 118H66ZM79 119V120H78ZM82 119V120H81ZM111 119H112V121H111ZM125 120V123L123 124L124 126L126 125L127 127L125 128V132L127 133V135H126V133L124 134L123 132L124 131H122L123 130V126H121V130H120V127L118 128V130H120V132H118V133H115V132H117V127H118V125L120 124V123H122L124 120ZM144 119V120H145ZM164 119L166 120L165 122H164ZM178 119V120H177ZM183 119H185L184 121H182ZM204 119V120H203ZM207 121H206V120ZM81 120V121H80ZM98 120V121H97ZM116 120V119H115ZM153 120V119H152ZM64 121V120H63ZM107 121V122H106ZM136 121H137V123H136ZM140 121H141V123H142V119H140ZM177 121H178V124L181 122V124L182 125H184V126H182V125H180L179 124V127H177ZM192 121H193V123H192ZM51 122V121H50ZM60 122H61V124H60ZM78 122H80V123H78ZM83 122V125L85 126V127H83L82 126V123ZM98 122V123H97ZM104 122L107 124V127H106V125H104ZM111 122H112V124H111ZM115 122V123H114ZM144 122V121H143ZM151 122V123H150ZM184 122V123H183ZM210 122H212L211 124H210ZM36 123H38V124H36ZM77 123H78V125H77ZM89 123V125H87ZM164 124V127H163V124ZM172 123V124H171ZM198 123V124H197ZM63 124H65V125H63ZM80 124V125H79ZM110 124V125H109ZM147 124V125H146ZM246 123H245V125H247ZM10 125H12V127L10 126ZM51 125V126H50ZM58 125V126H57ZM61 125V126H60ZM90 125H92V127H93V131H91L90 129H89V126ZM95 125H98L99 126V128L103 125V128L101 127L100 128V131H98L97 133H96V135H95V132H96V129L98 128V126L96 127ZM121 125V124H120ZM146 126L147 128H149V129H140V131L139 132H136V133H133V131L135 130V131H137V128H138V130H139V126ZM169 125V126H168ZM245 125H243V124H241V125H239L238 127H240V128H237V129H239L240 131H238L237 129V131L236 130H233V136L236 134H238V135H241L242 136V133H245L246 131V126ZM52 126H53V128H52ZM55 126H57L58 128L56 129V127ZM68 126V127H67ZM74 126H79V128H80V126H82L80 129L78 128V127H74ZM95 126V127H94ZM104 126H105V128H104ZM136 126H138L136 129L134 128V127H136ZM245 126V127H244ZM248 126V125H247ZM6 127V128H5ZM11 127V128H10ZM66 127V128H65ZM91 127V126H90ZM151 127H152V125H151ZM158 127V128H157ZM168 127H172L171 129H170V133L168 132H166V130L167 129H169ZM237 127V126H236ZM13 128L16 130H13ZM19 128H21L20 129V131H24L25 132V130H24V128H27V130H26V132L27 133H31L30 135H27V133L25 132V134H21V132L19 133V131H18V129ZM65 128V129H64ZM76 128H78V130H75ZM95 128V129H94ZM99 128L97 129V130H99ZM131 128V129H130ZM143 128V127H142ZM157 128V129H156ZM163 128V129H162ZM177 128H178V130H177ZM5 129V130H4ZM73 129L75 130V131H73ZM90 131H89V130ZM127 129V130H126ZM46 130V132L49 130V131H51L52 133H53V131L54 132H56L57 133V136H55V138H56V141H58V143L56 144V142H55V145L54 146H52V144H53V142L55 141V138L53 137V139L52 138H49L51 135H52V133H50L49 131L46 133L45 132V134H43V136L41 135V136H39V137H37L38 136V134H41L42 132H44ZM83 131L84 133L82 134V132L81 131ZM87 130L89 131V132H92L91 134L89 133V132H87ZM95 130V131H94ZM242 130V131H241ZM3 131H8L7 133L11 136V138H10V142L13 140H15V142H13V145L11 144V143H7V142H9L7 139H9V137L10 136H6V135H4L5 133L3 132ZM10 131H12V132H10ZM73 131V132H72ZM77 131L81 134H79L78 135V133H77ZM107 131V132H106ZM134 131V132H135ZM155 131V133H153ZM162 131V132H161ZM168 131V130H167ZM4 134H3V133ZM14 132H16V133H18V137L19 138H17L16 136H14L13 134H15L16 135V133H14ZM41 132V133H40ZM64 132V133H63ZM239 132H240V134H239ZM13 133V134H12ZM36 133H38V134H36ZM56 133L54 134V135H56ZM65 133H67V134H65ZM85 133H86V135H85ZM123 133V134H122ZM152 133H153V135H152ZM21 134V135H20ZM75 134V135H74ZM113 134H115V137L114 136H112ZM143 134H144V136L145 137H147V135H148V137L147 138H149V139H152V140H154L155 142L153 143V141L151 140H148V139H146L144 136H143ZM162 134V135H161ZM171 134V135H170ZM232 134H231V132H230V135L232 136ZM5 136V137H3V136ZM32 135V136H31ZM82 135H85V137L86 136H89L91 139L90 140H92L93 138V140L92 141H95L96 140V143H102V144H105V143H110L109 142V139H112L113 137V139H112V141H111V143H114V142H123V140H122V137L123 136H125L126 138H127V140H126V138H124L125 140H124V142L125 143H129V146H131V147H133V145L135 146V145H138V147H136L135 149L137 150V149H139V150H137L136 152H137V155H136V152H135V150H134V152L133 153H135L134 155L132 154L131 155V153H132V151H130L131 153L129 154V157L130 158H127V154H125V153H122L121 154V152L119 151V152H117V153H114L113 155H111L112 157H113V159L112 158H107L108 159V161L106 160V158H102V157H107L106 156V150H105V147H103L104 145H102V144H99V150H100V152H101V154H104L103 156H101L100 154H99V158H95V163L93 162V159L92 158H90L91 159V161L93 162V164H92V168L91 167H89L91 164H90V159H89V162H88V160H85V162H84V159H82L83 157L79 154V152H78V149H77V147H76V141H78L76 138L78 137L79 138V136H82ZM137 135V136H136ZM164 135V136H163ZM169 135H170V137H169ZM13 136V137H12ZM31 136V137H30ZM37 137V139H35V140H33L34 138H36ZM71 136V137H70ZM75 136H77V137H75ZM103 136H105V138L103 137ZM122 136V137H121ZM150 136H152L151 138H150ZM15 137V138H14ZM24 137V138H23ZM28 137V138H27ZM42 137V138H41ZM69 137L71 138V139H69ZM84 137V136H83ZM107 137V138H106ZM164 137V138H163ZM7 138V139H6ZM25 139L24 141H26L25 143H24V141H21V140H23V139ZM32 138V139H31ZM43 138H45L44 139V141H43ZM104 138V139H103ZM109 138V139H108ZM135 138L138 140V141H140V142H142V143H152V144H150V146L148 145L147 147H148V149H147V147H145V148H143L142 146H140V143L137 141H135ZM163 138V139H162ZM238 138V137H237ZM12 139V140H11ZM18 139H20V140H18ZM42 139V140H41ZM50 139V140H49ZM76 139V140H75ZM80 139V138H79ZM105 139H106V141H105ZM118 139V140H117ZM121 139V140H120ZM133 139V140H132ZM140 139V140H139ZM148 140L147 142H145V140ZM238 139H240V140H243L244 138H238ZM31 140V141H30ZM47 140H49L48 141V144L45 142V141H47ZM51 140H54V141H51ZM61 140H62V143H61ZM98 140V141H97ZM117 140V141H116ZM143 140V141H142ZM158 140V139H157ZM160 140V141H161ZM4 141V142H3ZM23 142L24 144H22L21 142ZM32 141H34L33 142V144H31V142ZM43 141V142H42ZM128 141H130L131 142V144H130V142H128ZM150 141V142H149ZM179 141H182L181 139L179 140ZM16 142H18V143H16ZM29 142V143H28ZM36 142V143H35ZM45 142V144L43 145V143ZM49 142H51L52 144H50L51 146H52V148H51V146L49 145ZM1 143H3V144H1ZM14 143H15V145H14ZM67 143V144H66ZM136 143V144H135ZM139 143V144H138ZM38 144V145H37ZM40 144V145H39ZM172 144V143H171ZM2 145V146H1ZM4 145H6V146H4ZM26 146L27 148H25L24 146ZM63 145H64V147H63ZM66 145L68 146L67 148H66ZM102 147H101V146ZM8 146V147H7ZM11 148H10V147ZM14 146V147H13ZM30 146H31V148H30ZM36 146V147H35ZM152 146H153V149H154V151H156L155 153H156V155L155 156H153V157H151V158H148V154L149 153H145V149H146V151L147 152H149V151H151L152 149ZM20 147V151H24V152H27L26 153V155L24 154V156L23 157H25V158H29V159H31L32 161H33V165H31L32 166V168L33 169H35L36 167V180H37V182L39 183L38 185H37V182H36V184H35V186H39V187H37V189L39 190V191H41L43 194H41V192H40V194H41V196L43 197V199L44 198H51V199H49L48 200V198H47V200L46 199H44L43 201H41L40 200V198H39V200H37L34 204H37V206L35 205V210H36V212H38V215L41 217V218H43V223H44V225H46L47 224V226L51 223V221L53 222V223H51V227H48L47 228V231H49V229L51 228V230L49 231V233L50 234H48V236H52V239L53 240H56V241H58V239H60V237H64L65 235H64V230L66 231V233L68 234V235H70L71 233V231H72V229H73V226L75 225V226H77V228L79 229V231H78V229L76 230V228H75V226H74V228L75 229H73V232H76V233H73V238L71 237V239L70 240H72L71 241V244H70V242H68L67 240L70 238V236H68L67 234V236H68V238L66 239V238H63V239H61L60 241L62 242V244H61V246H59V245H55V247H57V246H59L60 248H62V251H61V249H59V247H57L54 251H55V253L57 252V250H58V252H63V253H61L60 255H59V253L57 254H53V250H51V247H46L45 246V244L43 243V239H42V243H43V245H41L42 243H40V241H41V238H40V240H39V237H41L40 235L38 236V234H35L34 233V230L31 232V226H30V224L32 223V222H36L37 223V219L35 220V218L33 217H31L30 218V215L28 214V211H27V204H29L31 201H32V199L31 198H28V196H27V198L26 197H24V195L26 194L25 193V189L23 188L24 187V185H23V182H24V177H27L28 175H26L27 173H25V171H24V173L25 174H23L22 172L23 171H21L20 173L21 174H19L18 175V173H16V174H14L13 172H14V169H13V166H12V162L10 161V158H15L16 156H17V154H15V152L14 151H19V148ZM15 148H17L18 150H15ZM66 148V149H65ZM127 148V147H126ZM142 148V149H141ZM10 149H11V151H10ZM31 149L32 150H34V155L32 156V155H30L33 151H31ZM56 149V150H55ZM58 149H60V151L62 152L63 151V149L66 151L65 153L66 154H64V152H62L63 154H59V155H55L56 157L55 158H53V159H49V158H52V157H54L53 155L54 154H56V152L55 151H57ZM62 149V150H61ZM69 149V150H68ZM156 149V150H155ZM166 149V148H165ZM3 150H4V152H3ZM25 150H27V151H25ZM41 150V151H40ZM55 150V151H54ZM75 150V151H74ZM118 150H120V149H118ZM127 150V149H126ZM125 150V151H126ZM128 150H131V148L129 149L128 148ZM143 150V151H142ZM157 150L159 151L158 153H157ZM9 151L11 152V153H9ZM29 151V152H28ZM31 151V152H30ZM50 151H51V153H50ZM75 153H74V152ZM139 151V152H138ZM153 151V150H152ZM154 151L153 152H151V153H154ZM23 152V153H24ZM41 153V155L39 154V153ZM44 152V153H43ZM58 152V151H57ZM257 151H255L254 152V154L252 153V151H251V153L249 154V156L248 157H250V156H252L251 158H254V156L253 155H255V153H256ZM49 153H50V155H49ZM53 153V154H52ZM141 153H142V155H141ZM42 154H45L44 155V157H43V155ZM252 154V155H251ZM16 155V156H15ZM28 155V157H26ZM38 155H40V157L38 156ZM49 155V156H48ZM72 155V156H71ZM118 155H120V156H118ZM133 156V157H131V156ZM147 157H146V156ZM5 156H7V157H5ZM14 156V157H13ZM145 156V157H144ZM4 157L5 158H7V159H4ZM49 157V158H48ZM67 157H73V160H75V159H79V161L81 162H79V161H76L77 163L79 162L82 166H80V164L78 163H76L75 161V163H76V166H75V164H73L74 162L72 161V159L71 158H69L70 159V161H69V159H68V161L66 160V163H64V161H65V159L67 158ZM101 157V158H100ZM116 157L119 159V157H120V160L125 164L124 165V167L129 163L130 165L131 164H133L131 167H130V169H135L136 168V165L139 167V164H140V168H137V170L138 169H140V170H136V172L134 171V172H132V170H131V172L128 170V165H127V169L125 168V171L123 172V170H122V168H120V162L118 161L117 162V160H114V158L116 159ZM121 157L123 158V159H121ZM43 158V159H42ZM62 158V159H61ZM132 158V159H131ZM139 158H141V159H139ZM142 158L144 159V161L142 160ZM255 158H257V156H255ZM260 158V157H259ZM82 161H81V160ZM85 159H87V158H85ZM99 159V160H98ZM103 159V160H102ZM130 159V160H129ZM150 160V161H148V160ZM45 160H46V162L48 163H45ZM48 160H50V162L48 161ZM102 160V161H101ZM127 160H129V162L127 161ZM146 160H147V162H146ZM157 160V159H156ZM35 161V162H34ZM55 163H53V162ZM87 161V162H86ZM164 161H168L166 158L164 159ZM36 162H37V164H36ZM43 162H44V164H46V167L45 166H43V167H45L44 169H42V166H41V164L43 165ZM52 162V163H51ZM67 162H69V163H67ZM70 162H73V163H70ZM107 162V163H106ZM133 162V163H132ZM149 162V163H148ZM8 163H10V164H8ZM101 163H102V167H107L108 169H106V167H105V169H104V171L102 170V174H104V175H102V177L100 178L99 176V172L101 173V171L97 168L96 169V164H100L101 165ZM103 163L105 164V166H103ZM117 163V169H116V167H115V169L114 170H112L113 169V165L115 166V164ZM144 163H146V164H144ZM73 164V165H72ZM87 164H89V165H87ZM122 164V163H121ZM144 164V165H143ZM69 165V166H68ZM77 165H79V167H77ZM84 165L86 166V167H84ZM154 165V166H153ZM158 165V167H157V169L159 168V169H161L160 168V166H164V167H162V169L161 170H159L158 169V172H157V169H155L156 168V166ZM168 165V166H167ZM73 166H74V168H73ZM75 167H77L76 169L77 170H75ZM93 167L95 168V170L93 169ZM118 167H119V169H118ZM121 167H123V164H122V166ZM123 167V168H124ZM135 167V168H134ZM144 167V168H143ZM38 168H39V170H38ZM55 168V169H54ZM70 168H72L71 170H70ZM90 168V171L88 170ZM141 168H142V170H141ZM9 169V170H8ZM59 169V171H57ZM51 170V172H47V171H50ZM74 170V171H73ZM94 170V171H93ZM97 170H99V171H97ZM117 171L118 173H116V174H114V172H113V175H111V176H109L110 174H112V173H110V172H112V171ZM126 170H128L127 172H126ZM13 171V172H12ZM37 171H39V172H37ZM56 171L58 172V173H56ZM86 171V172H85ZM89 171V172H88ZM91 171H93V172H91ZM115 171V172H116ZM122 172V173H120V172ZM162 171H164V172H162ZM169 171H170V174H169ZM12 172V173H11ZM41 172V173H40ZM44 172V173H43ZM55 172V173H54ZM59 172L63 175V174H65L64 176H67L68 174L67 173H69V174H71L72 176L74 175H76V174H74V173H77L79 176H81V177H74V179H71V176L70 177H68L67 176V178H69V179H71L70 181H74L75 180V178H76V180H78V179H81V181L80 182H83V180L84 181H86V180H88V178L90 177V175H91V177H90V179H89V182L91 181L92 183L94 182H99L98 184H97V182H96V185L95 184H91L92 186H89L90 185V183L88 182V181H86L85 183L87 184L85 187H83V186H81V183H80V185L78 184L77 185V183H75L76 182V180H75V184L74 183H72V184H69L70 183V181L69 180H67L68 181V183H66V180H65V178L63 177V179H61L60 178V176H59ZM95 172H96V174H95ZM162 172V173H161ZM38 173V174H37ZM42 173H43V175H42ZM48 173V174H47ZM88 173V174H87ZM108 173H110L109 175H106V174H108ZM131 173H133V174H131ZM137 173V174H136ZM141 173H143L142 174V177H141ZM156 174V175H152V174ZM165 173H167V174H165ZM179 173V172H178ZM189 173H191V175L189 174ZM193 173V174H192ZM13 174V175H12ZM41 174V175H40ZM58 174V175H57ZM85 175V176H82V175ZM89 176H87V175ZM117 174H118V176H119V179H118V176H117ZM135 174H136V176L138 177H134L135 176ZM263 174V176H264V173H262ZM18 175V176H17ZM24 175H26V176H24ZM56 175V176H55ZM77 175V176H78ZM97 177H96V176ZM106 175V176H105ZM123 175V176H122ZM131 175V176H130ZM134 175V176H133ZM162 175V178L160 177ZM172 175V176H171ZM174 175H175V177H174ZM183 175V176H182ZM234 175V176H233ZM6 178H5V177ZM12 176H14V178L12 177ZM17 176V177H16ZM21 176V177H20ZM24 176V177H23ZM41 176H46V177H41ZM48 176V177H47ZM59 176V177H58ZM87 176V177H86ZM109 176V177H108ZM121 176H122V178H124L123 179V181H121L122 179H121ZM157 176V177H156ZM166 176H169L170 178H172V180L171 179H169L170 181V183H172V184H170L171 186H172V188L173 189H175V190H173V189H170V187L171 186H169L168 185V183H166V182H168V181H164V180H167L168 178L166 177ZM177 176H178V178H180V179H178L177 178ZM227 176H229V178L227 177ZM238 178H236V177ZM9 177V178H8ZM99 177V178H98ZM106 177H108L109 179H110V181H109V179H106V180H104ZM112 177V178H111ZM127 177H128V179H127ZM134 179H133V178ZM152 177H154L153 179H152ZM156 177V178H155ZM158 177H160L159 179H158ZM196 177H199L200 179L198 180V178H196ZM218 179H217V178ZM220 177V178H219ZM226 177V178H225ZM16 178H19V179H16ZM23 178V179H22ZM66 178V179H67ZM78 178V179H77ZM96 178V179H95ZM103 178V179H102ZM141 178V179H140ZM163 178H165V179H163ZM173 178L176 180V178H177V180L179 181H177V183L175 184L173 181ZM189 178V179H188ZM194 178V179H193ZM205 178V180H203ZM210 178H212V180H210ZM223 178H225V179H223ZM236 179V180H233L234 181V183H232V179ZM22 179V180H21ZM58 179H60L61 181L62 180H65L63 183L62 182H60L59 184H60V187H59V189H58V187H57V185H59L58 184ZM93 179V180H92ZM112 179V180H111ZM121 179V180H120ZM125 179H127V181L125 180ZM140 179V180H139ZM146 179V180H145ZM150 179V180H149ZM158 179V180H157ZM196 179V180H195ZM201 179H202V181H201ZM209 179V180H208ZM227 179V180H226ZM264 179V177H262V175H261V180H263ZM51 180H53L52 181V184L50 183L51 182ZM103 180V181H102ZM109 182H108V181ZM126 182H125V181ZM130 180H131V182H130ZM133 180V181H132ZM135 180H137V182H135ZM148 180V181H147ZM154 180V181H153ZM161 180H163V181H161ZM182 180V179H181ZM183 180V181H184ZM206 180L208 181V183L206 182ZM216 180V181H215ZM239 180H240V182H239ZM50 181V182H49ZM79 181V180H78ZM101 181L102 182H105V181H107L108 182V184H105V183H103V185H112L111 187L112 188H115V189H112L111 187H107V190H106V187H104V186H102L101 184ZM153 181V182H152ZM156 181L157 182H159V183H161L162 182V184H164V185H162V184H160V185H158L159 183H157L156 184ZM199 181H201V182H199ZM228 181V182H227ZM16 183V184H14L13 185V183ZM46 182V183H45ZM49 182V183H48ZM53 182H57V184L55 185ZM88 182V183H87ZM110 182H112V183H114V184H112V183H110ZM129 182V183H128ZM139 182H141V184L143 185L142 187H144V188H140V186H141V184H140V186L138 185L137 186V184L139 183ZM152 182V183H151ZM182 182V181H181ZM194 182V183H195ZM225 182H227L229 185V187H228V190H230V192L227 190V189H223V191H221L220 192V188H223L224 187V185H226L227 186V184L225 183ZM238 182L240 183V184H238ZM246 183V184H244V183ZM43 183H45V184H43ZM66 183V184H65ZM110 183V184H109ZM152 185H151V184ZM156 185H155V184ZM40 184H42L41 186H40ZM133 185V189H131L132 188V185ZM182 184V183H181ZM203 184V185H202ZM236 184L237 185H239V188H238V190L241 192V194L239 195V191H237L236 192ZM7 185V186H6ZM21 185V186H20ZM63 185H66V186H70L69 188H67V190L65 189L64 190V188H65V186H64V188L62 187ZM72 185H73V187H72ZM83 185V184H82ZM101 185V186H100ZM114 185H115V187H114ZM198 185V186H197ZM234 185V186H233ZM6 186V187H5ZM49 186V187H48ZM54 186V187H53ZM78 186V187H77ZM97 188H96V187ZM120 186H122L121 188H119ZM125 186H127L128 187V190H130L131 189V192H123V190H125V191H127V188H125ZM163 186H165V187H163ZM167 186H168V188H167ZM179 188H178V187ZM225 186V187H226ZM246 186V187H245ZM47 187V188H46ZM72 187V188H71ZM74 187H75V189H74ZM80 187L83 189H80ZM91 187V188H90ZM104 187V189H101V188H103ZM123 187H124V189H123ZM131 187V188H130ZM137 187H139L140 188V193L142 192L141 190H143V189H146L145 190V192L146 193H148V192H150V194H149V196H151V194H152V196H154L155 194L156 195H158L159 196V198H160V196H161V200L160 199H157L158 197L157 196H154V197H152L151 196V198L150 197H148V199H146V196H144V194H140L139 193V195L138 196H135L136 194H135V192H136V188ZM178 189H177V188ZM219 187V188H218ZM232 187V188H231ZM238 187V186H237ZM245 187V188H244ZM5 188H7V189H5ZM49 188V189H48ZM62 188V189H61ZM71 188V189H70ZM89 188V190H87ZM130 188V189H129ZM167 188V189H166ZM199 188V189H198ZM203 188V189H202ZM206 188V189H205ZM216 188H218V191H214V189H216ZM48 189V190H47ZM72 189H74V190H72ZM84 189H85V191H84ZM92 189H94V191L92 190ZM122 189V190H121ZM7 190V191H6ZM55 190H56V192H55ZM68 190H71V194L72 195H74V193L77 195V193L79 194L80 193V195H77V196H79V199H78V197L77 196H75L76 198H74V197H72L71 198V196H69L70 195V191H68ZM80 190V191H79ZM89 192L90 190V192H91V194H89V193H86L87 191ZM98 190H106V191H108L107 193L106 192H104V191H99L98 192ZM116 192H115V191ZM171 190L173 191V192H171ZM178 190H180V191H178ZM182 190H183V188H182ZM193 190V191H192ZM206 190V191H205ZM213 190V191H212ZM222 190V189H221ZM4 191H6V193H4ZM59 191L61 192V193H59ZM65 191L67 192V193H69V194H65ZM74 191V192H73ZM78 191V192H77ZM84 191V192H83ZM114 191V192H113ZM120 191H121V193L122 194H120ZM148 191V192H147ZM163 191V192H162ZM195 191H197V192H195ZM200 191H201V193H205L207 196H208V198H204L205 200H203L202 199V201H203V203L205 202V203H207V199H208V203L209 204H212V202H214V204H215V206H216V203H217V205L219 206V204H221V206L220 207H214L213 205H212V207H211V209L212 210H210L209 212L207 211L208 209H206V211H202L201 212V214H202V216H203V214H204V219H202L203 217L201 216V218H199L198 220L196 219V217L194 216V214L197 212H192V210H190V205H189V203L191 202V200L192 199H189L190 197H192L193 195H195V194H200ZM208 191H210V192H208ZM212 191V192H211ZM227 191V192H226ZM21 192V193H20ZM24 192V193H23ZM46 194H45V193ZM94 192V193H93ZM102 192V193H101ZM162 192V193H161ZM165 192V193H164ZM169 192V197H165L166 196V193H168ZM179 192V193H178ZM182 192V191H181ZM194 192V193H193ZM230 193V194H232V192L234 193V192H236V194H232L230 197H228V195H230V194H226V193ZM20 193V194H19ZM85 193V194H84ZM105 193V194H104ZM111 195H110V194ZM117 193V194H116ZM125 193V194H124ZM173 193H174V195H173ZM178 193V195H175V194H177ZM183 193V194H184ZM189 193V194H188ZM212 193V194H211ZM215 193V194H214ZM227 195H225V194ZM88 194V195H87ZM116 194V195H115ZM129 194V195H128ZM161 194V195H160ZM163 194H165V196L163 195ZM211 194V195H210ZM215 196H214V195ZM221 194H224V199H226L227 197V199L225 200V201H219V200H221V199H219V197H221ZM17 195V196H16ZM107 196V197H104V196ZM173 195V196H172ZM236 197H235V196ZM239 195V196H238ZM19 196V197H18ZM26 196V195H25ZM46 196V197H45ZM50 196V197H49ZM60 196V198H58ZM64 196H65V198L66 197H68V199L69 200H71V204L68 202V203H64L63 201H64ZM84 196V197H83ZM91 196V197H90ZM111 198V201H112V203H110V199H109V197ZM125 196V197H124ZM163 196L165 197V199H166V201H165V203L163 202ZM168 196V195H167ZM170 196H172V197H170ZM209 196H213V197H209ZM226 196V197H225ZM238 196V197H237ZM241 196H243V197H241ZM6 197V199H4ZM53 197H54V199H53ZM97 197H100V199H98ZM136 197V198H135ZM157 197V198H156ZM179 197V200L177 199ZM215 197V198H214ZM243 198V199H240V201H239V198ZM81 198V199H80ZM85 198H86V200H85ZM88 198V199H87ZM92 198V199H91ZM106 198H108V199H106ZM123 199V201L125 202V203H128L129 205H127V204H125V203H123L122 202V199ZM181 198V199H180ZM230 198V199H229ZM60 199V200H59ZM67 199V198H66ZM102 199H104V202H102L103 200ZM135 199V200H134ZM151 199H157L160 203H164V204H162L161 205V207H158L159 205H160V203L159 204H157L158 202L156 201V200H154V201H156L157 203H155V204H157L156 205V207H154L155 205L154 204H150L149 203V201L151 202L152 200ZM169 199V200H168ZM215 199H216V202H215ZM4 200H6V201H4ZM33 200H36V199H33ZM76 200V204H75V201ZM82 200V201H81ZM89 200V201H88ZM99 200H100V202H99ZM105 200H107V201H105ZM121 200V201H120ZM147 201V200H149V201H147V202H145L144 203V201ZM173 202H172V201ZM184 200V201H183ZM218 200V201H217ZM223 200V199H222ZM4 201V202H3ZM27 201V202H26ZM47 201V202H46ZM55 201H57V203H58V206H57V203H55ZM78 201V202H77ZM88 201V202H87ZM153 201V202H154ZM168 201H169V203H168ZM182 201V202H181ZM189 203H188V202ZM49 202H51V205L49 206ZM61 202V203H60ZM76 205V207H75V209H74V204ZM107 202V203H106ZM118 202H121V206H120V204L118 203ZM134 202V203H133ZM140 202L142 203L141 205H139L140 204ZM152 202V203H153ZM220 202V203H219ZM229 202H231V203H229ZM240 202V203H239ZM244 202V203H243ZM19 203V204H18ZM78 203V204H77ZM81 203H82V205H81ZM86 203V204H85ZM89 203L91 204V205H89ZM97 203L98 204H101L102 206H100V208H98V206H97ZM147 203V204H146ZM149 203V204H148ZM168 203V204H167ZM172 203H173V205H172ZM238 203V205H237V208L235 207L236 206V204ZM2 204V205H1ZM7 204V203H6ZM44 204V205H43ZM70 204V205H69ZM112 204H113V207H111L112 206ZM114 204H116V206L118 205V207H116V206H114ZM126 205V207H125V205ZM132 204V209L133 208H135V210H137L135 213L136 214H134V211L135 210H133V212H132V210H131V208L129 207L130 205ZM134 204V205H133ZM144 204V206H142ZM175 204H177V205H179V204H181L180 205V207H182V205H183V207L181 208V209H179V208H177L176 206H175ZM69 205V206H68ZM73 205V206H72ZM80 205H81V207H83V208H80ZM124 205V206H123ZM147 205H149V206H151V208H152V210H151V212L153 213L151 216H150V219H153V220H150V221H153V223H152V225L154 224V220L156 221V224H154L153 226L151 225V222L148 220V217H149V215L148 214H151V212H148L149 211V207L147 206ZM154 205V206H153ZM168 205V207L166 208V206ZM7 206H8V204H7ZM49 206V207H48ZM66 206V207H65ZM70 206H72V207H70ZM85 206V207H84ZM88 206V207H87ZM169 206H170V208H169ZM189 206V209L187 208ZM226 206H228V207H226ZM43 207H46V208H43ZM78 207V208H77ZM108 208V211H111V210H109V209H115V207L118 209H115V210H112L113 212H112V214L110 215L109 213H108V211H105V210H103L104 212L102 213V209L101 208ZM143 207H146V208H144V212H143ZM147 207L149 208V209H147ZM158 207V208H157ZM177 208V210L178 211H176V208ZM231 207H233V208H231ZM7 208V207H6ZM6 208H5V210H6ZM14 208H15V211L17 212V214H16V212L14 211ZM19 208H20V211H19ZM50 208L52 209L53 208V210H50ZM59 208H61V209H63L62 211H64V213H68L69 211L67 210L68 208L69 209H71L70 211H72V210H74V211H72V214H71V216L73 217V218H75V219H73L72 217V220H70V221H68L67 219H70V218H67L66 219V217H68L69 215L68 214H64L63 213V216H64V218L65 219H62L63 221L64 220H67V222L66 221H64L65 222V224H63L64 222L61 220V217H63L62 216V214H61V216H59L60 215V209ZM73 208V209H72ZM125 208H126V210H125ZM139 208H140V210H142V212H143V215L144 216H146V220H148L150 223H148V221H145V220H143V216H142V212L140 213V210H139ZM155 208H157V211H160V215L159 216H157L156 214V210H155ZM172 208H174V209H172ZM214 208V209H213ZM215 208H217L216 210H215ZM234 208H235V211H237L238 213H236V214H234L235 213V211H234ZM38 209V210H37ZM45 209V210H44ZM98 209V210H97ZM121 209V210H120ZM122 209H123V211H122ZM154 209V210H153ZM160 209V210H159ZM161 209H164V210H161ZM222 209V210H221ZM226 211L227 209H228V211L229 212H225L224 210ZM44 210V211H43ZM78 210V212L77 213H75L76 211ZM131 210V211H130ZM138 210H139V212H138ZM172 210V211H171ZM191 212H190V211ZM52 211V212H51ZM68 211V212H67ZM120 211H121V214H120ZM126 211H128V214H126ZM162 211V212H161ZM171 213H170V212ZM188 211L190 212V213H193V217H195L194 219L195 220H197V221H193V222H196L197 223V225H194V224H196V223H194L193 225H190V223L192 222V218H191V216L192 215H190L189 216V214L190 213H188ZM261 211H263L262 212V214L264 215V210L262 209ZM260 211V212H261ZM21 212V213H20ZM40 212H41V214H40ZM51 212V213H50ZM83 212H85V213H83ZM107 212V213H106ZM132 214V215H130V213ZM156 214H155V213ZM178 212H180V213H178ZM181 212L182 213H184V214H181ZM203 212H205V213H203ZM260 212H259V214H260ZM46 213H48V214H46ZM62 213V212H61ZM86 213H87V215H86ZM117 213H119V214H117ZM122 213H125V216H124V214H122ZM174 214V217H175V215H176V217L174 218V219H172V218H170L173 214ZM208 213V214H207ZM232 213V214H231ZM12 214V215H11ZM37 214V213H36ZM50 214V215H49ZM51 214H52V216H51ZM56 214V215H55ZM78 214V215H77ZM85 214V215H84ZM91 214V215H90ZM97 214V215H96ZM104 214V215H103ZM116 214H117V216H119V217H121L123 220L125 219V217H127V219L126 220H129V218H130V220H131V216L132 217H134V215H137V217H136V219L134 218V221H136V223H137V221L139 222V223H141L142 221L143 222H147L148 223V225H145V224H147V223H145V224H138V225H136L135 224V222H130V220L128 221V223H127V225H126V220L125 221H122V223L125 225H123L122 223H120V222H118V221H121V219L119 218V217H117L116 216ZM134 214V215H133ZM161 214H163V216L161 215ZM257 215V217H258V219H257V222L259 223V224H262L261 225V228H263L264 229V219H263V217L264 216H262V214H261V216L260 215ZM6 215H8L7 217H8V219H7V217H6ZM14 215H15V217H14ZM18 215H20V217H23L22 219L20 218V217H18ZM66 215V216H65ZM68 215V216H67ZM76 215V216H75ZM93 215H96V218L94 217V219L96 220H94L93 218H92V216ZM110 215V216H109ZM114 215V216H113ZM120 215H122V216H120ZM127 215H129V216H127ZM183 215V216H182ZM196 216H199V215H197V213L195 214ZM208 215V216H207ZM29 216V217H28ZM50 216V217H49ZM54 216H55V218H54ZM75 216V217H74ZM102 216H104V218L106 219V218H110L108 221H110L109 223H108V221H107V219H106V221H105V219L102 217ZM106 216V217H105ZM109 216V217H108ZM114 218H113V217ZM148 216V217H147ZM168 216H170L169 218H168ZM177 216H178V218H177ZM188 216H189V218H188ZM212 216H211V219H212ZM235 216V217H234ZM6 217V218H5ZM35 217H37V216H35ZM40 217H37V218H40ZM52 217V218H51ZM80 217V218H79ZM115 217H117V219H119V220H116L115 219ZM217 217V218H218ZM233 217V218H232ZM30 218V219H29ZM46 218V219H45ZM51 219V221H50V219ZM98 218V219H97ZM101 218H103V219H101V222L99 221V222H97V220H100ZM141 218H142V220H141ZM145 218V217H144ZM162 218V219H161ZM192 219L191 220V222H188V219ZM222 218V219H221ZM7 219V220H6ZM9 219H11V220H9ZM55 219V220H54ZM76 219H78V220H80L79 222V225H76V224H78L76 221ZM93 219V220H92ZM173 220L172 222L170 221V220ZM187 219V222H186V225H184V223H182L183 221H185V220ZM263 219V220H262ZM9 220V221H8ZM16 222H15V221ZM28 220H32V222L29 224V221ZM38 220H40V219H38ZM57 220V221H56ZM60 220V221H59ZM74 220V222H72ZM76 220V221H75ZM117 221L118 222V224L120 223V225L123 227V229H122V227L119 225V227L117 226L118 224H117V222H116V224H115V221ZM164 220V221H163ZM176 220V221H175ZM202 220V221H201ZM213 220V219H212ZM232 220V221H231ZM55 221V222H54ZM81 221H83L84 223H81ZM105 223H108V224H104V222ZM131 221H133V218H132V220ZM231 221V222H230ZM49 222V223H48ZM61 222V223H60ZM174 222V223H173ZM260 222H262V223H260ZM2 223V222H1ZM28 223V224H27ZM38 223H42V222H38ZM46 223V224H45ZM69 223L70 224V226L72 227V229H71V227L69 226V224L67 225V224ZM101 223H103V224H101ZM131 223V224H130ZM158 223V224H157ZM168 223V224H167ZM171 223V224H170ZM187 223H189L188 225H187ZM213 223V222H212ZM224 223H225V221H224ZM23 224V225H22ZM82 226H81V225ZM110 224H113V225H111L112 226V229L111 228H109V227H111L110 226ZM150 224V225H149ZM163 224V228L162 227H160L161 229H162V231H161V229L158 227V226H161ZM165 224H167V225H165ZM181 224H183V225H181ZM192 224V223H191ZM27 225V226H26ZM39 225V224H38ZM69 226V227H67V226ZM108 226V229H107V226ZM116 225V226H115ZM144 225V226H143ZM180 225L181 226H183V227H185L183 230L181 229V231L179 232L178 230H179V227H180ZM190 225V226H189ZM235 225V224H234ZM233 225V226H234ZM29 226V227H28ZM50 226V225H49ZM54 226V228H52ZM67 228H69L70 230H66L65 228L66 227ZM101 226L102 227H104V230H105V232H103L104 233V236H103V233H100L103 229H101ZM135 226H137V227H135ZM147 226H148V228H150V229H148L147 228ZM155 226H157V227H155ZM165 226H167V227H165ZM189 226V227H188ZM61 227H63V229H62V231H60V232H63V233H61V236H60V232H58L59 231V228H61ZM84 228V230H83V228ZM114 227H115V229H114ZM119 229H118V228ZM140 227L141 228H147V230H149V231H146V229L145 230H143L142 229V231H141V229H140ZM170 227V228H169ZM176 230L177 228H178V235H176L177 233V231H175L173 228ZM197 227V228H196ZM57 228H58V230H57ZM138 228V229H137ZM160 229V230H158V232L159 233H157L155 230L153 231V229ZM166 228V229H165ZM171 228L173 229V231L171 230ZM181 228V227H180ZM202 228H204V229H202ZM99 229L101 230L100 232H99ZM107 229V230H106ZM118 229V230H117ZM122 230L121 232L123 233V231H124V233L125 234H127V236L128 235H130V239H128V237L127 236H124V237H127L126 239L128 240H126L124 237H122L123 235H125L124 233L122 234V233H120L121 235H119L118 234V232H120L119 230ZM61 230V229H60ZM91 230V232H92V234L89 232ZM110 230H112V232L110 231ZM114 230V231H113ZM165 230H167V231H165ZM169 230H171V231H169ZM205 231L208 235L207 236H205V232H203V231ZM27 231V232H26ZM54 231H57L56 232V234H54L55 232ZM78 231V232H77ZM82 231V232H81ZM86 231V232H85ZM107 231H108V233H110V234H112L113 235V237H115V239L116 238H118L119 240H121V241H119L118 239L117 240H115L114 242H115V244L117 245L116 246V248H114L113 246H115V244H114V242H112V240L111 239H113L114 240V238L113 237H111V235L110 234H106L107 233ZM139 231L141 232L140 234H142V232H143V235H139ZM161 231V232H160ZM183 231V232H182ZM69 232V233H68ZM117 232V233H116ZM155 233V234H153V233ZM163 232H164V234H163ZM201 232V233H200ZM241 232H243L244 233V230H242ZM246 232V231H245ZM23 233L25 234V235H23ZM30 233V234H29ZM58 233V234H57ZM78 233V234H77ZM85 233H86V235H85ZM88 233V234H87ZM116 233V234H115ZM169 233H172L171 234V236H170V234ZM186 233H187V235L188 234H190V235H186ZM34 234H35V237H34ZM53 234V235H52ZM62 234H63V236H62ZM79 234H81V235H79ZM89 234H90V237H89ZM137 234V235H136ZM145 234H146V236H145ZM149 234V235H148ZM151 234H152V236H151ZM158 234V235H157ZM167 238V242L165 243L163 240H164V236ZM245 234V233H244ZM242 235V234H240L238 237H240L241 239H242V237L244 236L245 238H247V236L248 235ZM72 235V234H71ZM75 235V236H74ZM78 235V236H77ZM110 237H109V236ZM147 235H148V238H147ZM154 235H155V237H154ZM157 235V236H156ZM192 235V238L190 237ZM241 235H242V237H241ZM2 236V235H1ZM4 236H2V237H4ZM53 236H55V237H53ZM57 236H59V237H57ZM161 236V237H160ZM163 236V237H162ZM168 236V237H167ZM170 236V237H169ZM173 236H175V237H173ZM206 237V239H205V237ZM25 237V238H24ZM78 237H80V238H78ZM82 237H83V239H82ZM86 237V238H85ZM124 238V239H122V238ZM139 237H141V238H139ZM151 237H154V239L156 238V239H158V237H160L159 239H161V238H163V239H161V240H153L152 238L150 239ZM180 238L181 240L183 239V241H181L180 239H178V240H180V243L179 244H175L176 242L178 243L179 241H177V239H173L174 241H176L175 243L173 242V240H172V242L171 241H169V240H171V238ZM188 237H190L189 239H188ZM243 237V238H244ZM4 238H6V239H3V238H1V243H0V245L2 244V245H5V247H6V245L8 246V247H11V245L14 243L13 241H10L9 239H8V237H4ZM27 238V239H26ZM58 238V239H57ZM106 238V239H105ZM108 238V239H107ZM111 238V239H110ZM137 238V239H136ZM169 238V239H168ZM244 238V239H245ZM21 239V238H20ZM97 239V240H96ZM134 239H135V241H134ZM142 240V241H144V243L141 241H139V240ZM186 239L187 240H189V241H187L186 243H191V244H189L190 246H187V247H185V248H183V249H185V250H179L178 252L176 251L177 249V247H178V249H179V246H182V247H184L183 245H185L186 246V244L184 243L183 244V242L184 241H186ZM190 239H191V241H190ZM193 239H197V240H195V241H193ZM239 239V238H238ZM237 239V241L235 242V249L233 250V251H235V253H238L239 255H240V253L241 254H243V256L241 255V256H239L238 254H236V256H237V260H239V262L240 261H242L241 263H243L244 262V260H245V258L246 259H248L249 257H251V258H253L254 257V255L256 256L257 254H259V252L257 253V251L258 250H260V248H259V246H257V245H253V248H254V250H253V248L252 247H250V245H248V244H246V243H244V244H246V245H248V247H250L251 249H252V251H250L251 249L250 248H248V249H250V250H248L247 248V250L246 249H244L245 247H243V248H241L240 246H243V245H241L243 242H241V239H240V241ZM25 240H26V244H25ZM28 240V241H27ZM35 240V241H34ZM63 240V241H62ZM65 240V241H64ZM82 240V242H80ZM85 240V242H83ZM125 240V241H124ZM130 240V241H129ZM156 241V244H158V246H157V248H155L154 246L156 245L154 242H152L151 243V241ZM206 240H208V241H206ZM5 241V242H4ZM7 241V242H6ZM8 241H10L9 242V245H8ZM29 241H31V243L29 242ZM34 241V242H33ZM74 241H75V244H74ZM108 241H109V243H111L110 245L112 246H110V245H105V244H108ZM116 241L118 242V243H116ZM122 241H124V243H122ZM128 242V244L129 243H131L132 245H130V247L132 246V248H130L129 247V245L127 246H124L127 242ZM138 243H137V242ZM161 241V242H160ZM244 241V240H243ZM28 242V243H27ZM65 242H67V243H65ZM77 242V243H76ZM126 242V243H125ZM145 242H147V243H145ZM159 242V243H158ZM237 242H240L239 243V245L240 246H238V244H236ZM245 242V241H244ZM4 243H6V244H4ZM30 243V244H29ZM65 243V244H64ZM73 243V244H72ZM86 243V244H85ZM120 243V244H119ZM133 243H135V244H133ZM140 243H142V244H140ZM163 243H164V246H163ZM168 243H169V245L170 246H172L174 249H176V250H174V254L172 255V253H173V251L171 250V255L169 254V252H170V246L168 245ZM15 244V246L16 247H18V246H20V244H16V243H14ZM14 244H13V246H14ZM28 244V245H27ZM32 244V245H31ZM68 244H70V246L68 245ZM112 244H114V245H112ZM119 244V245H118ZM137 244V245H136ZM140 244V245H139ZM167 244V245H166ZM183 244V245H182ZM202 244V245H201ZM22 245V244H21ZM31 245V246H30ZM65 245V246H64ZM76 247V249L75 248H73L74 246ZM102 245H103V248H101L102 247ZM123 245V246H122ZM133 245H135V247H137L138 248V252L139 253H142V252H144L145 250H147L148 252H149V249H151V256L153 257L155 254H154V250L156 251V255H155V257H151L150 255H149V253L147 252V251H145V252H147L148 254L145 256L144 254H146V253H142V254H138L137 255V257H136V255H135V253L137 254L138 252H137V250L135 249V247L133 248ZM149 245H150V247H149ZM153 245V246H152ZM162 245V246H161ZM179 245V246H178ZM188 245V244H187ZM194 245H193V248L192 249H195L196 247L197 248H199L198 246H196V247H194ZM210 245H211V247H210ZM239 248H241V250L240 251H237L238 250V247ZM12 246V247H13ZM24 246V247H25ZM28 246V247H27ZM73 246V247H72ZM105 246V247H104ZM109 246V247H108ZM143 247L144 246V250L142 249V251H141V249L139 250V248L140 247ZM146 246V247H145ZM160 246V248L161 249H165V251H166V248H168L167 249V251H169V252H167L166 253V255H165V252L163 251V250H161V251H159V249H158V247ZM177 246V247H176ZM206 246V247H205ZM252 246V245H251ZM257 246V247H256ZM2 247H4V246H2ZM70 247H72V248H70ZM101 248V250H99L100 248ZM106 247H108V248H110V249H106ZM117 247L118 248H120V249H117ZM153 247V248H152ZM166 247V248H165ZM171 247V248H172ZM176 247V248H175ZM204 247H205V249H204ZM207 247H208V249H207ZM7 248V247H6ZM5 248V249H6ZM15 248V247H14ZM46 248V249H45ZM67 248V253H68V251H69V254H71V255H67V256H65L64 257V255H66V251H65V249ZM112 248V249H111ZM146 248V249H145ZM199 248V249H200ZM210 248V249H209ZM35 249V250H34ZM44 249V250H43ZM53 249V248H52ZM70 249V250H69ZM75 249V250H74ZM87 249V250H86ZM131 249H132V251H131ZM211 249L213 250V252H211ZM3 250L4 249H1L0 248V261H1V264H2V262H7L6 260V257H3L2 255H4L3 254ZM34 250V251H33ZM46 250H49V252L48 251H46ZM71 250H73V252L71 251ZM108 250V251H107ZM125 250H127V253L125 252ZM134 250H136V252L134 253L133 251ZM244 250H245V252H249L248 254H246L245 252H244ZM6 251V250H5ZM4 251V252H5ZM76 251H79V252H76ZM86 251V252H85ZM100 251V252H99ZM118 251V252H117ZM153 251V252H152ZM185 251V252H184ZM187 251H190L189 249L187 250ZM237 251V252H236ZM254 251V252H253ZM38 252V254H35V253H37ZM41 252V253H40ZM98 252V253H97ZM102 252V253H101ZM104 252H105V254H104ZM124 253V255H123V253ZM131 252H133L134 253V257L135 258H137V259H135L134 257H132L133 256V254H131ZM159 252H161L160 254H159V256L162 254V252H164V254L162 255V257H160L159 258V256H158V253ZM198 252V253H199ZM209 252H210V258H209ZM215 252L217 253L216 255H215ZM243 252V253H242ZM256 252V253H255ZM22 253H24V252H22ZM47 253V254H46ZM51 253V254H50ZM79 253V254H78ZM99 253H101V254H99ZM131 254V255H129V254ZM211 253H213L214 255L211 257ZM245 253V254H244ZM254 253V254H253ZM54 255V257L55 258H52L51 259V255ZM77 254H78V257H77ZM108 254H109V252H108ZM187 254H188V256H187ZM187 254H185L187 257H189V252L187 253ZM251 254H252V256H251ZM5 255H7V254H5ZM34 255V256H33ZM36 255H37V257H36ZM61 255H63V257L61 256ZM75 255V256H74ZM80 255V256H79ZM101 255V256H100ZM123 255V256H122ZM128 255H129V257H128ZM141 255H144V256H141V259H143V260H141L140 259V256ZM168 255V256H167ZM196 255V256H197ZM43 256V257H42ZM47 256V257H46ZM100 256V257H99ZM102 256V257H103ZM182 256H184V255H182ZM204 256V257H203ZM220 256V257H219ZM228 256V255H227ZM249 256V257H248ZM75 257V259H74V262L72 261V262H70L71 261V259L72 258H74ZM77 257V258H76ZM125 257V259H123ZM127 257V258H126ZM139 257V258H138ZM145 259H144V258ZM158 257V258H157ZM208 257V258H207ZM228 257H230V256H228ZM241 257H243V258H241ZM245 257V258H244ZM32 258L34 259L33 261H32ZM38 258H40V259H38ZM43 258V259H42ZM45 258V259H44ZM65 258V259H64ZM71 258V259H70ZM151 258H152V260H151ZM213 258V259H212ZM127 259H128V261H127ZM134 259V260H133ZM140 259V260H139ZM153 259H155V260H153ZM196 259V260H195ZM211 259V260H210ZM243 259V260H242ZM2 260H4V261H2ZM41 260V261H40ZM50 260H52V262L50 263ZM59 260H64V262L63 261H59ZM70 260V261H69ZM97 260V261H96ZM124 260V261H123ZM157 260V262H155ZM176 260V261H175ZM181 260V261H180ZM210 260V261H209ZM19 261V262H20ZM124 263H123V262ZM127 263H126V262ZM152 261H153V263H152ZM165 261V262H166ZM178 261V262H177ZM225 261V262H224ZM31 262V263H30ZM76 262V263H75ZM113 262V263H112ZM118 262H116V263H118ZM122 262V263H121ZM141 262V263H140ZM160 262H158L159 264H161ZM187 262H185L186 264H187ZM195 262V263H194ZM245 262H246V260H245ZM244 262V263H245ZM3 263V264H4ZM32 263V264H33ZM99 263V264H100ZM157 263V264H158ZM198 263V262H197ZM212 263V262H211ZM214 263H212V264H214ZM6 264V263H5ZM95 264V263H94ZM106 264V263H105ZM144 264H146V262L144 263ZM163 264V263H162ZM227 264V263H226Z\"/></svg>","mask_w":264,"mask_h":264},{"label":"bare ground","instance_id":"6f19581e","mask_svg":"<svg viewBox=\"0 0 264 264\" xmlns=\"http://www.w3.org/2000/svg\"><path fill=\"white\" fill-rule=\"evenodd\" d=\"M24 1V0H23ZM26 1V0H25ZM45 1H47V0H45ZM49 1V0H48ZM47 1V2H48ZM53 1V0H52ZM51 1V2H52ZM55 1V0H54ZM53 1V2H54ZM57 1V0H56ZM87 1V0H86ZM89 1V0H88ZM105 2V4L109 1V0H104ZM124 1H132L133 3H135L134 5H135V7L133 8H131V6H132V3H130L129 4V2H128V5L126 4V7H125V9L127 10V13L128 14H125V17H124V19H123V24H121L120 26H125V24L127 25V24H131V25H129L130 27H133L134 25H135V23H137L138 21H139V23L141 24V22L143 21H141L140 22V20L141 19H146V18H144V17H142L143 16V13H144V10H145V8L146 7H148V2H150V0H115V2H116V4H117V2H124ZM170 1H173V2H175V4L177 3H179L178 5H181V10H183V11H185V15H183L184 16V18L183 19H181L182 20V24L185 22H189V24H190V26L189 27H192L191 29L195 32V36H191L190 34L188 35V32H187V30H188V28L189 27H187L185 24L184 25H182V26H180L181 28V37L183 38V42H185L186 43V41H189V42H191L193 45H200V43L201 44H204V43H202V41H201V39L202 38H206V41L208 40L209 42H206L207 44L209 43L210 44V47H208L207 45V50H204L205 49V47L202 49L203 51H205V53L206 54H209V55H214V58L213 59H215V61H212V62H215L216 64H217V67L218 68H222V71H219V69H217L216 71H214V72H212V76H211V78L209 79V84H210V90H209V93H208V95L209 94H211V93H214V94H211V97L212 96H214L213 98H215V99H218V100H216L217 102L219 101V99L221 98L222 99V96L224 95V93H229V92H232V93H234L235 95V98L237 99V105H236V108H235V113H236V117H232L233 115H232V113H231V107H230V109L229 110H227V109H223V108H221V106H218V107H220L221 108V110H224V113L222 114L220 111V113H221V115H222V117H224V118H220V117H217L216 115V117H214L213 116V114H215V113H217V112H215V113H213L212 114V116L215 118L214 120L212 119V121H213V123L212 122H210V124L212 123V125H207V126H198V125H192V126H190V127H180V129H179V131L181 130V129H184L185 130V132H183V133H181V131L179 132V133H176L175 135H173L172 134V136H171V142L170 141H168L167 142V139H166V142H164L163 140H161L160 138H153V139H155L156 140V142L154 141V140H152V139H149V138H147L148 137V135H147V137H145L144 136V134H143V136L146 138V139H148V140H152L153 141V143H154V147H156V149L158 148L159 149V147L158 146H164V145H166L165 143H167V144H169L170 146L171 145H173V150L170 152V151H168V149L170 148L169 146H167L168 147V149H167V147H164V149H162V150H160V151H162L163 153H161L160 155H158V156H156L155 158L157 159H155V160H153V161H151L152 162V164L155 162V161H157V163L159 164V162L161 161L160 159L161 158H163L162 159V161L164 162V164L163 163H161L160 165H164V166H166V164H165V162H169V160H171V158H177L174 162H173V164L171 165V168H170V170H171V173H172V175L173 174H178L179 175V177L181 176V171H184V170H186L187 172L188 171H192V172H195V174H198L200 177L201 176H203V175H206V177L208 176V177H211V176H220L221 174H225V173H231L232 174V172H234V173H236L237 174V176H240V179H241V177H246L248 180H247V183H249L250 184V188L249 187H247V189H246V193L244 192L243 193V196H244V199L243 198H241V197H243V196H241L240 198H239V201H240V199H243L244 200V202H245V204H243V207H244V212H243V214H241V213H238L237 211H235V208H234V211H235V213L234 214H236V213H238L237 214V216H238V222L236 223V218H234V221H232V223L234 222V226L232 225V227H230L229 226V224H227V223H229V222H227L226 223V220L225 219H227L226 217L227 216H229V215H226V216H220V217H224L225 219L224 220H220L219 218L220 217H215L214 218V216H212L211 215V212H213V211H211L210 212V220H211V222L208 220V222H206V225H205V231H206V228L207 227H209V225H210V223H211V225L213 224L214 225V228H215V230H214V232H213V234L215 233V242H216V244H217V250L216 251H218V253H220V254H218V255H221V253H223V254H227L228 256H230V257H228L227 255H226V258L225 259H227L228 261L227 262H225V264L227 263V264H264V229L263 228H261V225L262 224H259L258 222H257V219H258V217H257V215L259 214V212L263 209L264 210V179L263 180H261V175H262V177H264L263 176V174L262 173H264V0H236L237 2H233L234 3V5L233 4H230V3H232V1L233 0H170ZM169 1V4L171 5V3L172 2H170ZM231 1V2H230ZM235 1V0H234ZM1 2H2V0H1ZM7 2V0H5V2H3V3H5V5L4 6H7L8 4L10 5V6H12L13 4L15 5V3H6ZM44 2V1H43ZM100 2H102V0L100 1ZM20 3V2H19ZM74 3H78V2H74ZM111 3H112V1H111ZM151 3V2H150ZM155 3V2H154ZM153 3V4H154ZM237 3V4H236ZM37 4V3H36ZM70 4H73V2L72 3H70ZM69 4V5H70ZM104 4V5H105ZM163 4V3H162ZM162 4L160 5V6H162ZM20 5V4H19ZM68 5V4H67ZM83 5V4H82ZM91 5V4H90ZM90 5H88V11L89 10H91V9H89L91 6ZM129 5H131L130 6V8L129 9H127L128 8V6ZM150 5V4H149ZM157 5V4H156ZM163 5H165V4H163ZM169 5V9L167 10V9H165V8H162V9H165L164 11V14L165 15H163V16H165L166 17V15H173L174 16V14H175V11L172 13V11H173V9L172 8H170V7H174L175 5H172V6H170ZM3 6V7H4ZM18 6V3L15 5V9L16 8H18L17 7ZM29 6H30V4H29ZM28 6V7H29ZM34 6V7H33ZM93 6V5H92ZM106 6V5H105ZM104 6V8L106 9V7ZM153 6V5H152ZM9 7V6H8ZM26 7V9H34V10H38L39 11V6L37 7H35V5H32V7ZM56 7V6H55ZM94 8L95 7H97V5L96 6H93ZM93 7H91V8H93ZM154 7V6H153ZM156 7V6H155ZM163 7V6H162ZM5 8V7H4ZM4 8H3V11H5L4 10ZM21 8V7H20ZM23 8V7H22ZM38 8V9H37ZM100 8H101V6H100ZM103 8V9H104ZM150 8H151V6H150ZM161 8V7H160ZM0 9L2 10V8L0 7ZM8 9V8H7ZM124 9V10H125ZM239 10V11H245V12H243L244 14H245V20H243V15H240L238 18H236V16H235V19L234 18H232V17H229V18H231L230 20H228L229 18L228 17H225V15H226V13L227 12H230V11H234V10ZM10 9H8L7 10V12L9 11ZM21 10H23V9H21ZM87 10V9H86ZM98 10H99V8H98ZM148 10H149V8H148ZM158 10L159 9H156V11H157V13H158ZM161 10V9H160ZM236 10V11H237ZM13 10L11 9V11H9V13H12V15H13V12H12ZM81 11L83 12V10L81 9ZM80 11V12H81ZM100 11V10H99ZM104 11V10H103ZM108 11V10H107ZM107 11L105 10L104 11V13H102L104 16H106L107 15ZM150 11V10H149ZM239 11H237L236 12V14L239 12ZM17 12V11H16ZM15 12V13H16ZM23 12H24V10H23ZM25 12H27V10L25 11ZM24 12V13H25ZM75 12V11H74ZM73 12V13H74ZM79 11H77L76 13L78 14V13H80ZM84 12H86L85 10H84ZM91 11H89L88 13H90ZM146 12V11H145ZM153 12H154V10H153ZM15 13H14V15H13V17L15 16V19L17 20V18H16V16L18 15H15ZM21 13V12H20ZM56 13V12H55ZM54 13V14H55ZM97 13H98V11H97ZM150 13H151V11H150ZM230 13H232L233 14V12H230ZM23 14V13H22ZM77 14H75L77 17H78V15ZM82 14V13H81ZM90 14H92V13H90ZM146 14V13H145ZM160 14H163V13H160ZM177 14V13H176ZM69 15V14H68ZM147 15V14H146ZM229 15V14H228ZM2 16V15H1ZM72 16V15H71ZM79 16H80V14H79ZM84 16H87V15H85V13H84ZM108 16V15H107ZM173 16H171V17H173ZM215 16H217L216 18H218L219 17V19L218 20H213L214 19V17ZM237 16H238V14H237ZM18 17V16H17ZM43 17H45V16H43ZM52 17V16H51ZM73 17V16H72ZM72 17H69V18H72ZM75 17V16H74ZM89 17V16H88ZM96 17H100V14H99V16H95V18ZM116 17V16H115ZM114 17V18H115ZM155 17V16H154ZM180 17V16H179ZM208 17H210V21H209V18ZM12 18V17H11ZM19 18H20V16H19ZM18 18V20L16 21V20H13L14 18H12V20L15 22H18L19 24H21L22 22L21 21H23V20H21V19H19ZM42 18V17H41ZM90 18V17H89ZM157 18V17H156ZM158 18H160V20L161 19H163V18H161V16L160 17H158ZM170 18V16L169 17H167L166 19H169ZM176 18H177V15H176ZM8 19V18H7ZM29 20H32V22H34L33 21V18L31 19V18H28ZM35 19H36V17H35ZM80 19H83V16L82 17H80ZM80 19H78L77 20V18L75 19V21L77 22L78 21V23H80ZM97 19V18H96ZM118 19V18H117ZM147 19H149V18H147ZM155 19V18H154ZM154 19H152L153 21H154ZM238 19V20H237ZM1 20V19H0ZM59 20V18H57V25H58V27H56L57 28V30H52V32H48V27L49 26H52V27H54V25L53 24H55V23H50V24H52V25H49V24H47V25H45V27H47V34L48 33H51V35H53L52 33H53V31H55L54 33V35L56 36L57 34H59V35H57L58 37H60V36H62L63 35V28L67 25H64L63 26V28H62V26L60 25V24H62L61 22H63L64 23V21H65V23H66V20H64V21H61V19L59 20V21H61V22H59L58 21ZM100 20V19H99ZM119 20H121V18L119 19ZM180 20V19H179ZM180 20V21H181ZM4 21V20H3ZM68 21V20H67ZM69 21H71V20H69ZM73 21H74V19H73ZM72 21V22H73ZM89 20H88V18L86 17V20H85V22H88ZM93 21H95V19L94 20H92V22L90 21V23H91V25H92V23H93ZM148 21H150V19L148 20ZM155 21H156V23H158L157 22V20L155 19ZM170 21V20H169ZM171 21H172V19H171ZM180 21H178L179 23H173V24H175L174 26H179L181 23H180ZM232 22V25H230V23L229 22ZM0 22H2V21H0ZM23 22H25V24H26V22H27V24H29L28 23V21L27 20H24ZM59 22V23H58ZM101 21H99V24L97 23V27L99 28L100 26V30H102L104 27V29L102 30V31H100V32H106L107 31V28L106 27H108V26H102V24L100 23ZM121 22V21H120ZM174 22V21H173ZM211 22V23H210ZM2 23H4V22H2ZM74 23V28H75V26H76V24H75V22H73ZM105 23V22H104ZM132 23H134L133 25H132ZM143 23V22H142ZM169 23V22H168ZM168 23H165V25L166 24H168ZM228 23H229V25H228ZM5 24V23H4ZM7 24H8V21H7ZM15 24V23H14ZM23 25L22 24V26L21 27H16L14 30H13V33L12 32H10V33H12V34H10L12 37V39L14 38L15 40V42L16 43H18V44H16L15 43V47H16V45H18V46H20L19 44H21V42L24 44V46H26V47H22L19 51L20 52H18L17 51V49H16V51H17V53L19 54V56H18V54L16 55L15 54V51L14 52H12V56H13V58L15 59V58H17V57H20V58H22V59H25L26 60V58H29V57H31L32 58V55H33V53H36V54H40L41 52H43L44 53V50H46V52L48 53H46L45 52V54L47 55H43L44 57H42V54L40 55V56H38V57H36V54H35V57H36V59H35V57H34V59L35 60H39V62L38 61H36L35 62V60L33 61V65H35L36 63H38L39 65H37L36 64V69H38L39 70V68H41L43 65V58L46 60L48 57H51V59L50 58H48V62L49 61H51V63H53L52 62V55H53V52H54V50L55 49H57V48H62V47H65V45L63 46V45H60L59 43L60 42H58V44L57 45H55V44H53L54 46H56V48H54V50H53V47H50L49 46V48L51 49V50H48L49 48H47V49H44L45 47L44 46H42V47H44L43 49H42V47H41V45L43 44L42 42H43V40H46V43L45 44H47V42L48 41H50V39L48 40V38H45V39H43V37H44V35L43 34H45V30H44V33L43 32H41L40 33V36H41V41H39L40 42V44H38V43H36V45L34 46V43H33V41L36 39V41H38L39 39V36L37 35V37L38 38H34V36H36L33 32H35V31H37V30H39L40 28H37V26H35V28H33L34 27V25L33 26H29V25ZM33 24V23H32ZM40 24V23H39ZM38 24V25H39ZM71 24V23H70ZM83 27H82V29L84 28V25L86 24H84L83 25V23H80ZM94 24V23H93ZM139 24V25H140ZM144 24V23H143ZM153 24V23H152ZM160 24V23H159ZM6 25V24H5ZM42 25V23L40 24V26ZM49 25V26H48ZM56 25V24H55ZM78 25L79 24H77V27H78ZM115 25V24H114ZM137 25V24H136ZM146 25V24H145ZM150 26H151V24H149ZM148 25V27L150 28V26ZM170 26H171V23L169 24ZM2 25L0 24V27H1ZM61 26V29L59 28ZM72 26V25H71ZM86 26V25H85ZM116 26V25H115ZM129 26H128V29H129ZM141 26V25H140ZM147 26V25H146ZM153 26H156V27H158L156 24H154ZM176 26V27H177ZM11 27H13V26H11ZM39 27V26H38ZM52 27H50L51 29H53ZM66 27H68V25L66 26ZM65 27V28H66ZM89 27V26H88ZM103 27V28H102ZM112 26L110 25L108 28H111ZM114 27V26H113ZM126 27V26H125ZM125 27H123L122 29L124 30V31H126V29H125ZM136 27V26H135ZM147 27V28H148ZM152 27V26H151ZM154 28L155 29V31H153V30H151V31H153L151 34H150V37H152L151 39H152V41H153V39L155 40V39H160V36L159 35H161L162 33L161 32H163L164 31V28H161L163 31H161L160 30V26L158 27V28ZM162 27H163V25H162ZM228 28V30L229 31H227L228 33V35H227V37L226 38H224V37H222V32H223V30L225 29V28ZM2 28V27H1ZM3 28H4V25H3ZM97 28V29H98ZM102 28V29H101ZM115 28H117V29H119V26L118 27H114V28H111L110 30H114ZM121 28V27H120ZM134 28V27H133ZM141 28V27H140ZM146 28V32H147V30H149V29H147ZM171 28V27H170ZM9 29V28H8ZM13 29V28H12ZM44 29H46V28H44ZM59 29H60V31H62V33L60 32V33H56L57 31L59 32ZM81 28L79 29V33L81 32V31H84V29L82 30ZM127 29V30H128ZM134 29H136V28H134ZM137 29H139V28H137ZM136 29V31H138ZM173 29V28H172ZM175 29V28H174ZM69 30H70V28H69ZM68 29H67V32L69 31ZM141 30V29H140ZM149 30V31H150ZM176 30H178V28H176ZM227 30V29H226ZM4 31V30H3ZM11 31V30H10ZM41 31H42V29H41ZM98 31V30H97ZM97 31H96V33H95V38L97 37ZM133 31V30H132ZM161 31V32H160ZM6 32V31H5ZM65 32V31H64ZM70 33L72 32V30H70L69 31ZM86 32V31H85ZM84 32V33H85ZM109 32V30L106 32V34ZM134 32V31H133ZM139 32V31H138ZM143 32V31H142ZM142 32H140V33H142ZM145 31L143 32V33H146ZM165 32V31H164ZM177 32V31H176ZM3 33V32H2ZM43 33V34H42ZM110 33V32H109ZM137 33V32H136ZM147 33V34H148ZM166 33V32H165ZM46 34V36L45 37H47V36H49V34L47 35ZM61 34V35H60ZM72 34H73V32H72ZM127 34H128V32H127ZM126 34V35H127ZM148 34V35H149ZM164 34V33H163ZM1 35V34H0ZM5 35H7V33L5 34ZM9 35V32H8V35L7 36H10ZM67 35V34H66ZM84 35V34H83ZM82 35V39H84V36ZM86 36L88 35V34H85ZM99 35V34H98ZM136 35H140V34H136ZM135 35V37L136 38H138L139 36H136ZM142 35H144V34H142ZM166 35V34H165ZM173 35H177V34H175V33H173ZM183 35H186L185 37L183 36ZM2 37L4 36V33L1 35ZM43 36V37H42ZM55 36H54V38H55ZM64 36H65V34H64ZM73 36V35H72ZM91 36V35H90ZM94 36V35H93ZM118 36V38L120 37V41H119V43H121L122 44V46H123V43H122V39H121V36H120V34L119 35H117ZM129 36V35H128ZM134 36V35H133ZM145 36V35H144ZM189 36H191L192 38H190ZM66 37V36H65ZM130 37V39L132 38V36H129ZM49 38H50V36H49ZM68 37H66V39H67ZM94 38V39H95ZM135 38V39H136ZM143 38V37H142ZM147 38L148 37H144V39L145 40H147ZM175 38H177L176 36H175ZM175 38H173L174 40H175ZM182 38H180V36H179V38L178 39H180V41H181V44H182ZM188 38L190 39V40H188ZM12 39H11V41H12ZM53 39V37L51 38V40ZM62 39H63V37H62ZM68 39H70V38H68ZM67 39V40H68ZM134 39V37H133V41H136L137 40V42L139 43V41H141L140 39V37L138 38V39H136L135 40ZM149 39V38H148ZM178 39H176V41H177V43H175L176 41H174V42H172V40H171V42L175 45V46H178L177 44H178ZM18 42H17V41ZM31 40H32V42H31ZM56 41V38L55 39H53L52 41ZM60 40V39H59ZM71 40H73V39H71ZM85 40V39H84ZM86 40H87V38H86ZM85 40V41H86ZM124 40V39H123ZM143 40V39H142ZM144 40V41H145ZM161 40V39H160ZM166 39H164V41H165ZM186 40V41H185ZM57 41H58V38H57ZM61 41V40H60ZM111 41L112 40H110V44L112 45V47L114 46H117L116 44H115V42H113L114 44H112L111 43ZM150 41V40H149ZM162 41V40H161ZM163 41V42H164ZM62 42H64V40L62 41ZM62 42H61V44H62ZM101 42V41H100ZM98 43V47H103V48H105L103 45H102V43ZM132 42V41H131ZM131 42H129L128 44L130 45V47H133L134 45H132V43ZM156 42V41H155ZM167 42V41H166ZM166 42L164 43V45H170V44H168L170 41H168V43L166 44ZM30 43H32V45H33V47H32V45H30ZM52 42H50V44H51ZM68 43H69V41H68ZM127 43V42H126ZM131 43V44H130ZM144 43V42H143ZM171 43V46L173 45ZM184 43V44H185ZM7 44V43H6ZM11 44V43H10ZM64 44V43H63ZM70 44H72V43H70ZM69 44V45H70ZM79 44V43H78ZM83 45L84 44H86L85 42L84 43H82ZM99 44H101V45H99ZM104 44V43H103ZM109 43H107V45H110ZM140 44V43H139ZM155 44V43H154ZM179 44H180V42H179ZM180 44V45H181ZM183 44V45H184ZM189 44V43H188ZM0 45H1V43H0ZM76 45V44H75ZM141 45V44H140ZM146 45H149V46H151V44L150 43H148V44H146ZM163 45V44H162ZM185 45H187V44H185ZM3 46V45H2ZM2 46H0V48H2ZM10 46V45H9ZM14 46V45H13ZM28 46H30V47H28ZM37 46V47H36ZM60 46H62V47H60ZM73 46H74V44H73ZM73 46H71V47H73ZM97 46V45H96ZM124 46H126L125 48L123 47V49H121V47H120V49L118 50V52L117 53H114V54H112V56H107V54L105 53L106 51V49H104L103 50V48L101 47V49H99L98 50V52H100L102 55H101V58L103 57H105V60H104V68H103V66H102V68H103V73L105 74V73H107L108 71H107V69H110V67H112V66H114L115 68H117L116 66H119L120 68H124L123 69V71H124V75L126 76L127 75V72L129 71L128 70V68L129 67H131V69L133 68V65L134 64H136V62H135V60L134 59H136L135 57H136V54H133L132 53V50L133 49H135L136 48V46H135V48H133V49H131V50H129V48L126 50V48L128 47V45H125V40H124ZM143 46V45H142ZM148 46V47H149ZM154 46V45H153ZM156 46V45H155ZM157 46H158V44H157ZM191 46V45H190ZM4 47V46H3ZM5 47H6V45H5ZM32 47V49H30V52H29V48H31ZM83 47H86V45H84ZM88 47V46H87ZM98 47H97V49H98ZM107 47V46H106ZM110 47V46H109ZM147 47V46H146ZM146 47L144 48L143 47V49H146ZM152 47V46H151ZM151 47H149V48H151ZM160 48H161V45L159 46ZM172 47H174V46H172ZM187 47V46H186ZM192 47H194V46H192ZM26 48V49H25ZM28 48V49H27ZM67 48H68V45H67V47H65L64 48V50L65 51H67ZM74 48H75V46H74ZM108 48V47H107ZM116 48V47H115ZM138 48V47H137ZM155 48H158V47H155ZM159 48V49H160ZM189 48V47H188ZM200 48V47H199ZM2 49H4V48H2ZM2 49H0V50H2ZM8 49V48H7ZM7 49H5L6 50V53H7V51L8 50H11V47H9V49L7 50ZM42 49V51H40ZM80 49H81V47H80ZM139 49H142L141 47L139 48ZM152 49V48H151ZM165 49V48H164ZM5 50L4 51H0V54H1V52H5ZM62 50H63V48H62ZM74 50V49H73ZM88 50V49H87ZM156 50V49H155ZM158 50V49H157ZM156 50V51H157ZM161 50V49H160ZM160 50H158L159 52H160ZM201 48L198 50V49H194V50H192V54L194 55V56H201ZM33 53H32V52ZM51 53H49V52ZM56 52H57V50H55ZM60 51H61V49H60ZM60 51H58V52H60ZM65 51H61L60 53H62V54H64V53H66ZM70 51V49H68V51L67 52H69ZM101 51H103V52H101ZM133 51H136V53H137V50H133ZM142 51V50H141ZM145 51H147V50H145ZM152 51H154V48L152 49ZM151 51V52H152ZM72 52V51H71ZM74 52V51H73ZM142 52H144V51H142ZM158 52V53H159ZM13 53H14V55L16 56H14L13 55ZM70 53V52H69ZM88 53H89V51H88ZM87 53V54H88ZM145 53V52H144ZM156 53V52H155ZM155 53H153V54H155ZM157 53V54H158ZM189 53V52H188ZM187 53V54H188ZM32 54V55H31ZM56 54V53H55ZM67 54V53H66ZM73 55H74V53H72ZM86 54V55H87ZM93 54V52L90 54V56ZM139 54H140V51H139ZM147 53H145V55H146ZM156 54V55H157ZM159 54H161V52L159 53ZM166 54V53H165ZM187 54H185V56H182L181 58H179V57H177V58H179L181 61L183 60H185L186 58L185 57H187ZM29 55V56H28ZM65 55V54H64ZM69 55V54H68ZM81 55H82V53H81ZM85 55V56H86ZM100 55V54H99ZM141 55V54H140ZM143 56H144V54H142ZM191 55V54H190ZM189 54H188V56H189V58H188V60H190L191 59V56H190ZM11 56V53H10V55H7V57L6 58H4V59H8V58H11L10 57ZM71 56V55H70ZM70 56H67L66 55V57H70ZM76 56V55H75ZM83 56V55H82ZM81 56V57H82ZM88 56V55H87ZM167 56V55H166ZM47 57V58H46ZM73 56H71V59H73L72 58ZM78 57V56H77ZM75 57V59H73L74 61L75 60H79V61H77V63L79 64L80 62H83V61H80V59L79 58H81V57ZM139 57V56H138ZM137 57V58H138ZM152 57V62H155V63H157V61H155L154 60V58L155 59H157V60H160V62L162 61V63H163V60L165 61V59L166 58H163V55H159V57H157L156 58V56L155 57H153V56H151ZM174 57V56H173ZM173 57H170V58H173ZM42 59V61L40 60V59ZM55 58V57H54ZM77 58V59H76ZM100 58V59H101ZM183 58H185V59H183ZM3 59V60H4ZM19 59V58H18ZM89 59V58H88ZM140 59V58H139ZM151 59V58H150ZM174 59V58H173ZM172 59V60H173ZM178 59V60H179ZM2 60V61H3ZM17 60V59H16ZM28 60V59H27ZM82 60V59H81ZM143 60V59H142ZM149 60V59H148ZM175 60H176V58H175ZM174 60V61H175ZM202 60L203 59H201V62H202ZM5 61V60H4ZM103 61V59L101 60V62ZM137 61V60H136ZM169 61V60H168ZM177 61V60H176ZM185 61H187V60H185ZM200 61V60H199ZM199 61L198 62H195V64L196 65H198V63H199ZM204 61V60H203ZM206 61H207V59H206ZM6 62V61H5ZM8 63H9V61H7ZM34 62H35V64H34ZM44 62H46V61H44ZM57 62V61H56ZM144 62V61H143ZM149 62V61H148ZM169 62H172V61H169ZM8 63L7 64H5L4 62H3V64H2V62H1V64L2 65H4L3 67H5V65H7L8 66ZM40 63H42V64H40ZM62 63H63V61H62ZM161 63V66L163 65ZM165 63V62H164ZM179 63H180V61H179ZM182 63V62H181ZM185 64H183L182 63V66H181V68L182 67H185V68H182V69H186L187 71H189V68H190V66H192L191 67V70H193V69H195V67H196V65L194 66V68H193V65L194 64H190V66H189V64H188V61L187 62H184ZM203 63V62H202ZM17 64H20V63H17ZM27 64V63H26ZM31 64H32V62H31ZM30 62L28 61V64L27 65H25L24 64V66L23 67H20L19 68V71H21L22 70V68L25 70V66H27V68H28V66H29V69H31L30 67ZM46 64H47V62H46ZM45 64V65H46ZM49 64V63H48ZM138 64H140V63H138ZM144 64H145V62H144ZM149 64H151L150 62H149ZM169 64L170 63H168V65H166V66H169ZM201 64V63H200ZM41 65V66H40ZM80 65V64H79ZM99 65V64H98ZM172 65H174V63L172 64ZM172 65L171 66H169V71H168V68H167V70L166 69H163V70H165V71H168V74H166V72H165V74L164 75H159V79H158V82H157V80H152V78H151V74L153 75V73H151V74H149V77H147L146 78V76L148 75H146L145 76V81L148 79V78H150L153 82H154V85L156 84L157 86H156V88H154L153 89V92H155L156 94H157V92H161V91H163L165 88V91H167V87H165L164 85H163V80H162V78H165L166 76H170V75H172V73L174 72V70H177V72H178V67L180 68V66H173V67H175L174 69L172 68ZM178 65V64H177ZM202 65V64H201ZM208 65V64H207ZM206 65V66H207ZM1 66V65H0ZM16 66V65H15ZM37 66H39V68L37 67ZM46 66H48V65H46ZM94 66V65H93ZM96 66V67H95ZM94 66V69L95 70H98L97 68H98V66L97 65H95ZM125 66V67H124ZM139 66V65H138ZM142 66V65H141ZM150 66V65H149ZM154 66V65H153ZM159 66H160V64H159ZM158 66V67H159ZM164 66V65H163ZM3 67H0V69H3ZM25 67V68H24ZM44 67V66H43ZM42 67V68H43ZM86 67H87V65H86ZM85 67V73H86V69L89 71H87V73H92L91 72V69H92V65H88V68H86ZM135 67H136V65H135ZM144 68H145V66H143ZM151 67V66H150ZM155 68H158L157 67V65H155L154 66ZM173 69V72H172V69ZM198 67V66H197ZM197 67H196V69H197ZM199 67H200V65H199ZM198 67V68H199ZM209 67V66H208ZM207 67V68H208ZM211 67H213V66H211ZM34 68V69H35ZM45 68V67H44ZM43 68V69H44ZM78 68V67H77ZM89 68H91V69H89ZM144 68H143V70H144ZM161 68H163V67H161ZM180 68V69H181ZM206 68V69H207ZM21 69V70H20ZM34 69H32V71H33V73L35 74V72H36V74H37V70L35 71ZM43 69H41V70H43ZM47 69V68H46ZM112 69V68H111ZM130 69V68H129ZM130 69V70H131ZM135 68H133V70H131V71H135L134 70ZM141 69V68H140ZM153 70H158V69H160V68H158V69H154V68H152ZM170 69H171V74H169L170 73ZM180 69H179V71H180ZM195 69V70H196ZM5 70V69H4ZM77 70H79V68L77 69ZM113 70V69H112ZM128 70V71H127ZM142 70V69H141ZM153 70H152V72H153ZM161 70V69H160ZM159 70V71H160ZM191 70H190V72H191ZM194 70V71H195ZM209 70H213L212 68L211 69H207V71L205 70L204 72H209L210 73V71ZM2 71V70H1ZM13 72H15L14 70H12ZM18 71V72H19ZM35 71V72H34ZM40 71V70H39ZM68 71V70H67ZM116 71V70H115ZM131 71H129V76L130 75H132L133 73H135V74H140L139 72L140 71H137L138 73H136V72H132L131 73ZM148 71V70H147ZM146 71V72H147ZM184 71V70H183ZM21 72H23V71H21ZM31 72V71H30ZM29 72V73H30ZM80 72V71H79ZM78 72V73H79ZM142 72H145V71H142ZM162 72V71H161ZM181 72H182V70H181ZM181 72H179L180 74H181ZM193 72V71H192ZM27 74L26 75H28L27 77L28 78H30L31 79V77H29V73H28V71L26 72ZM74 73V72H73ZM81 73V72H80ZM96 73V72H95ZM110 73H113V72H110ZM148 73H150L149 71H148ZM162 73H164V71L162 72ZM179 73H176L175 72V74H173V76L174 75H179ZM186 73V72H185ZM1 74V73H0ZM8 74H9V72H8ZM7 74V75H8ZM16 74V73H15ZM21 74V73H20ZM19 74V75H20ZM33 74V75H34ZM36 74L34 75V76H36ZM40 74L42 75V73L40 72ZM40 74H38V76H41ZM100 74V73H99ZM135 74H133L132 76H134ZM144 74V73H143ZM143 74H141V75H143ZM146 74V73H145ZM144 74V75H145ZM183 74V73H182ZM188 74V73H187ZM187 74H185L184 76L185 77H187ZM211 74V73H210ZM2 75H4L3 74V71H2ZM23 75L26 77V75H25V72H23ZM22 75V81H24L23 80V76ZM30 75H32L31 73H30ZM32 75V76H33ZM73 75V77H72V79L74 80V79H76V77H74V74H72ZM90 75V74H89ZM95 75V74H94ZM93 75V73H92V77L94 76ZM110 75H112V74H106V77H108L109 78V76ZM116 75H118V74H116ZM189 75H190V73H189ZM188 75V76H189ZM87 75H83V78L82 79H84L85 77H86ZM91 76V75H90ZM90 76H88V78L90 77ZM113 76V75H112ZM128 76V77H129ZM161 76V77H160ZM165 76V77H164ZM172 76V77H173ZM9 77V76H8ZM7 77V78H8ZM13 77H15V76H13ZM21 77V76H20ZM20 77H17V79L19 78L20 79ZM26 77V78H27ZM79 77H80V74H79ZM128 77H125V79H129ZM138 77H142L143 78V76H138ZM156 78V75L154 76L153 75V78ZM171 77V76H170ZM184 77V78H185ZM196 77V76H195ZM12 78V77H11ZM11 78H10V81H11ZM27 78V79H28ZM37 78H39V77H37ZM41 78H43V76H41L39 79H41ZM59 78H61V77H59ZM65 78V77H64ZM81 78V77H80ZM91 78V77H90ZM102 78V79H101ZM135 78V77H134ZM15 79V82L14 83H16V78H14ZM14 79H12V81L14 80ZM27 79H25V83L24 82H22V83H24V84H28V85H25V86H27V87H29V85L31 86V83L32 84H34V81L36 80H32V82H31V80H29L28 79V81H30L31 83L29 84L28 83V81H27ZM63 79V78H62ZM66 79V78H65ZM65 79H63L64 81H65ZM72 79L70 78V80H71V82H72ZM81 79V80H82ZM144 79H139V80H141V83L142 82H145L144 81ZM157 79V78H156ZM207 79H208V77H207ZM0 80H2V79H0ZM6 80V79H5ZM56 80H58V79H56ZM55 80V81H56ZM60 81H61V79H59ZM93 80V81H92ZM92 80H90L89 81V83H91V81H92V89L93 90H96L97 91V93L99 94V98H100V96L102 97V96H105V94L106 93H104V95H103V93H102V90H104L105 88H106V84H107V80L105 79L104 80V77L102 76H94L93 77V79ZM104 80V81H103ZM135 80V79H134ZM151 80H149L148 82H146L147 83V86H148V83H150V84H153V82H151ZM204 80H206V78L204 79ZM8 81H9V79H8ZM19 81V83L21 84V82H20V80H18ZM40 81V80H39ZM83 81H85V83H86V81H87V83H88V80H83ZM132 81H133V79H132ZM45 82V81H44ZM59 82V81H58ZM67 81H65V86L64 85H62L61 83V85L62 86H64V87H66V85L68 84V82L66 83ZM70 82V81H69ZM118 82V81H117ZM116 82V83H117ZM125 82H126V80H125ZM164 82H166V80L164 81ZM173 82H174V80H173ZM6 83H8V82H6ZM10 83V84H9ZM8 84H9V86L10 85H12L11 83H13V82H9ZM19 83L17 82V86L19 85ZM35 83H37L36 81H35ZM41 83V82H40ZM72 83H75V80L72 82ZM77 83V82H76ZM75 83V84H76ZM119 83V82H118ZM117 83V84H118ZM124 82H122V83H120L121 85L123 84ZM158 83V84H157ZM172 83V82H171ZM175 83V82H174ZM7 84V85H8ZM23 84V85H24ZM38 84H39V82H38ZM50 84H52V82L50 83ZM56 85L58 84L59 85V83H55ZM75 84H73V85H75ZM81 84H84V82H82ZM120 84H118L117 85V87H116V93H117V91L119 90V89H122V87H124V85L125 86H127V83L125 84L124 83V85H122V87H120ZM3 85V84H2ZM2 85H1V87H2ZM72 85V84H71ZM72 85V87H74L72 90L74 91V89H75V86H73ZM89 85V84H88ZM172 85V84H171ZM174 85V84H173ZM6 86V85H5ZM4 85H3V87H5ZM19 86H21V85H19ZM18 86V87H19ZM25 86H22V87H25ZM34 86V85H33ZM62 86H58V88H60V89H63V87ZM70 86V85H69ZM83 85H81L80 87H81V89H83L84 88V86L82 87ZM114 87V85H111V87ZM146 86V87H147ZM153 86V85H152ZM2 87V88H3ZM11 87V86H10ZM16 86H14V88H15ZM42 87V86H41ZM41 87H39V88H41ZM44 87H45V85H44ZM55 87H57V86H55ZM68 87V86H67ZM120 87V88H119ZM129 87V89H130V87L131 86H128ZM145 87V88H146ZM8 88V87H7ZM6 88V89H7ZM13 87H12V89H14ZM31 88H32V86L31 87H29V88H27V89H30L29 90V92H33V91H35V89H36V87H35V89H33V91H31ZM53 89H54V87H52ZM91 88V87H90ZM115 88V87H114ZM114 88H113V91H115L114 90ZM144 88V86H142V89ZM151 88V87H150ZM173 89L175 88V87H172ZM207 88V87H206ZM5 88H3V91H6V90H4ZM10 90H12L11 88H9ZM8 89V90H9ZM22 89V88H21ZM21 89H20V91H21ZM42 89V88H41ZM65 89V88H64ZM67 89H69V88H67ZM148 89V88H147ZM45 90V89H44ZM43 90V91H44ZM57 90V89H56ZM59 90V89H58ZM66 90V89H65ZM90 90V89H89ZM122 90H124V89H122ZM148 90H150V89H148ZM148 90H147V92H148ZM152 90V89H151ZM151 90L149 91V92H151ZM16 91H17V89H16ZM24 92H25V94L27 95V94H29V92L28 91H26V88H24V90H23ZM23 91H21L22 93H23V98H24V92ZM64 91V90H63ZM67 91V90H66ZM79 91H80V88H79ZM84 91H85V89H84ZM91 91V90H90ZM105 91V90H104ZM107 91V90H106ZM105 91V92H106ZM143 91V90H142ZM146 91V90H145ZM164 91V92H165ZM194 91V90H193ZM18 92V91H17ZM40 92V91H39ZM46 92V91H45ZM49 92V91H48ZM47 92V93H48ZM65 92V91H64ZM63 92V93H64ZM81 92H83V90H81L78 94L79 95H81L80 93ZM89 92V91H88ZM87 92V94L89 95V93ZM92 92V91H91ZM90 92V93H91ZM100 92H101V94H100ZM122 92V91H121ZM135 92V91H134ZM138 92V91H137ZM137 92H136V94H137ZM146 92V93H147ZM5 93V92H4ZM11 94L12 92L10 91H6V93L5 94H3V95H6V94ZM37 93V95L38 94H40V93H38V92H36ZM47 93H46V95H47ZM57 93H61V90H60V92H58L57 91ZM68 93V92H67ZM70 93V92H69ZM74 93V92H73ZM93 93V92H92ZM91 93V94H92ZM119 93V92H118ZM129 93H131V89H130V91H129ZM133 93V92H132ZM131 93V94H132ZM139 93H140V91H139ZM145 92L143 91V94H144ZM155 93L153 94V95H155ZM167 92H165V94H166ZM183 93V92H182ZM184 93H185V91H184ZM183 93V94H184ZM189 93V92H188ZM187 93V94H188ZM192 93V92H191ZM194 93V92H193ZM197 93V92H196ZM196 93H194V94H191V96L192 97H194L193 95H195L196 96ZM9 94V95H10ZM20 94V93H19ZM31 94V93H30ZM29 94V95H30ZM50 94V93H49ZM48 94V95H49ZM62 94V93H61ZM61 94H60V96H61ZM64 94H66V92L64 93ZM64 94H62L63 95V98H64ZM72 94V93H71ZM77 94V95H78ZM110 94H113V93H110ZM122 94V95H121ZM130 94V95H131ZM135 94V93H134ZM159 94V93H158ZM157 94V95H158ZM12 95H14V93L12 94ZM48 95H47V97H48ZM59 95V94H58ZM68 95V94H67ZM88 95L86 96V98L88 97ZM120 95L122 96V98L124 99V97H128L127 99H129V97L130 96H128L127 94H124V93H120ZM145 95H147V94H145ZM144 95V96H145ZM167 95V94H166ZM197 95H198V93H197ZM0 96H1V94H0ZM41 96V95H40ZM50 96V95H49ZM60 96H58V98L60 97ZM69 96V95H68ZM68 96H65V98L67 97L68 98ZM109 96V95H108ZM116 96H119L118 94L116 95ZM137 96V95H136ZM139 96H140V94H139ZM152 96V95H151ZM156 96V95H155ZM176 96V95H175ZM200 95H198V96H196V97H194L195 98V100H194V102L195 101H197V104H198V97H199ZM233 96V95H232ZM233 96V97H234ZM2 97V96H1ZM10 97H11V95H10ZM14 96H12V98H13ZM30 97H31V95H30ZM34 97H36V95H34ZM42 98H43V96H41ZM46 97V98H47ZM62 97V96H61ZM72 97V96H71ZM70 97V99H72ZM78 97V96H77ZM95 97H97V95H95L93 98H95ZM131 97H132V95H131ZM130 97V99H129V101H127V100H125V101H127V102H125V103H122L121 104V102L123 101V100H121V101H119L118 100V102L120 103V106L121 105H123V107L126 105L127 107L128 106H130V107H132V105H129L130 103L131 104H135V98H131ZM133 97H135L134 95H133ZM138 97V96H137ZM142 97V96H141ZM163 97V96H162ZM161 97V98H162ZM11 98V99H12ZM20 98V97H19ZM19 98H15L14 97V100L15 99H19ZM23 98L21 97L20 99H22L23 100ZM33 97H31V99H32ZM37 98H39V97H37ZM37 98H35V99H37ZM53 99L54 97L52 96V94H51V96H50V99ZM64 98V99H65ZM67 98H66V100H67ZM81 97H79V99H80ZM92 97H91V99H92V102L94 101L95 102V100H97L98 98H96L95 100L93 99ZM106 98V97H105ZM105 98H100V99H98L99 101H101V103H103V102H106L107 103V100L105 99ZM109 98H111V97H109ZM114 98V97H113ZM116 98V97H115ZM120 98V97H119ZM161 98H158V100L159 99H161ZM168 98V97H167ZM166 98V99H167ZM196 98H198V99H196ZM226 98H228V97H226ZM225 98V101L227 100ZM232 98V97H231ZM10 99V98H9ZM25 99H26V97H25ZM25 99H24V103H25ZM70 99H68V100H70ZM78 98H76V100L74 101V102H78V100H77ZM90 99V100H91ZM102 99V100H101ZM105 101H104V100ZM108 99V98H107ZM117 99V98H116ZM156 99V98H155ZM209 99H211V101H213L212 100V98H209ZM208 99V100H209ZM215 99H214V101H215ZM220 99V100H221ZM235 99V100H236ZM0 100L1 101H5L6 102V100H3V99H1L0 98ZM32 100H34V99H32ZM39 100V99H38ZM45 100V98L41 101V102H43ZM48 100V99H47ZM81 100V99H80ZM79 100V102H81L82 103V101H80ZM90 100H89V102H90ZM98 100L95 102L96 103V105L95 106H99L101 103H97L98 102ZM165 100V99H164ZM170 100V99H169ZM185 100V99H184ZM230 100V99H229ZM228 100V101H229ZM31 101V100H30ZM50 100H48V102H49ZM111 101V100H110ZM132 101V102H131ZM151 101V100H150ZM148 102V104H144V105H150V108H154V109H149V107H148V109H149V113H150V111H152L153 112V114H155L154 113V111L153 110H155V108H156V110H158L159 108L160 109H163V107H164V109L166 110V106H165V104L162 106V108L161 107H154L155 105H153V103L151 104V102ZM156 101V100H155ZM168 101V100H167ZM166 101V102H167ZM210 101V102H211ZM215 101V102H216ZM11 102H12V100H11ZM11 102H7L8 104L9 103H11ZM16 102V101H15ZM19 102V101H18ZM28 102V101H27ZM31 102H33V101H31ZM31 102H29L28 103V106L30 105V103ZM39 102H40V100H39ZM38 102V103H39ZM66 103L68 102V101H65ZM69 102H72V101H69ZM67 103L66 105H67V110L68 109H70V108H72V110L73 109H75L76 110V108H78V107H73L74 105L72 104V103ZM73 102V103H74ZM93 102V103H94ZM112 102V101H111ZM134 102V103H133ZM184 102V101H183ZM221 102V101H220ZM219 102V103H220ZM7 103H4V104H7ZM14 103V102H13ZM19 103H23V102H19ZM36 103H37V100H36ZM35 102H34V105L38 108L39 106H37V104H36ZM50 103V102H49ZM49 103L48 104H46L45 103V105L47 106V107H44V105H42L45 109L47 108V110L50 112V114H52V115H54V116H52V117H54V120H55V117H56V119L57 120H59L57 117H58V114H60L59 112H60V110H62V108L60 109V110H57V111H59V112H56V113H54L55 111V109H52V110H50L51 108H53V104L55 105V104H57V103H53L50 107H49ZM61 103H63V102H61ZM94 103V104H95ZM119 103H117L116 104V106L117 105H119ZM128 103V104H127ZM139 103V102H138ZM150 103V104H149ZM158 103V102H157ZM170 103L172 104V102L170 101ZM4 104H2V105H4ZM16 104V103H15ZM33 104V103H32ZM69 104V105H68ZM70 104L72 105V106H70ZM76 104H78V103H75V106H76ZM91 104L92 103H90L89 105H90V107L92 108V107H94V106H91ZM99 104V105H98ZM105 104V103H104ZM104 104H102V105H104ZM173 104H175V102L173 103ZM182 104V103H181ZM181 104H180V106H181ZM221 104V103H220ZM224 104V103H223ZM11 105V104H10ZM24 105V104H23ZM26 105V104H25ZM33 105V108L31 107L32 105H30L29 107L28 106H26V107H28V108H26L27 110L26 111H30L29 110V108H32V109H34L35 108V106ZM58 106L57 107H55V108H58L59 109V106H60V103L59 104H57ZM79 105V104H78ZM93 105V104H92ZM112 105V104H111ZM136 107H139L138 106V104L136 103ZM167 105V104H166ZM217 105H219V104H217ZM225 105L227 106V104L225 103ZM233 105V104H232ZM231 105V106H232ZM6 106V105H5ZM8 106V105H7ZM6 106V107H7ZM14 106H16V105H14ZM68 106H70V108L68 107ZM81 106V105H80ZM79 106V107H80ZM126 106H125V108H123V109H125V112H124V110L121 108V112H122V110H123V112L122 113H120V115H123V113H127V114H124V116L125 115H127L129 118H124V119H130V118H132V119H135V117H136V120L138 121V124H144V123H148L147 121L148 120H146L145 118L146 117H142L141 118V116L140 117H138L139 115H135L136 113H134V114H131L132 113V111L130 112V110L128 111V109H130V107H128V108H126ZM143 105H142V103H141V108L142 109H144L145 108V110H146V106H144V107H142ZM174 106V105H173ZM179 106V107H180ZM229 106V105H228ZM227 106V107H228ZM12 107V105L10 106V108ZM61 107H63V106H61ZM81 107H83V104H82V106ZM85 107V106H84ZM87 107V106H86ZM101 107V106H100ZM100 107H98V109H102L103 111L105 110V108L103 109V108H100ZM104 107V106H103ZM108 107V106H107ZM139 107V108H140ZM169 107V106H168ZM167 107V108H168ZM223 107V106H222ZM10 108H7L6 110H8L9 109V111L11 110ZM14 108V107H13ZM16 108V107H15ZM18 108V107H17ZM24 107H22V109H23ZM44 108H43V110H44ZM65 108V107H64ZM63 108V112H62V114H60V115H62V118H61V116H59L60 117V119H62L61 121L62 122H68V121H70V119H69V116L68 117H66L67 116V114L68 115H70V118L71 117H73L72 115H73V113H72V115H71V111L69 112H67L65 109ZM91 108L90 109H88V112L84 109V111H82L81 113H78V114H80V115H84L85 116V118H86V116H87V114L88 115H90L89 114V112H92L91 111ZM97 108V107H96ZM111 108H112V106H111ZM111 108H110V110H111ZM114 108H116L115 106L112 108V109H114ZM139 108H138V110H139ZM158 108V109H157ZM169 108H172V107H169ZM168 108V109H169ZM182 109H183V107H181ZM193 108V107H192ZM190 108V113H196L195 114V116L197 117V115H200V114H198V113H200L199 112V110H197V112H195L196 111V109L195 108ZM5 109V108H4ZM22 109H21V111H22ZM94 109V108H93ZM98 109H97V111H98ZM118 109V106H117V108H116V110ZM133 109V112H135L134 111V109H136L134 106L131 108V110ZM173 109V108H172ZM191 109H192V111H191ZM233 109H234V107H233ZM14 110H17V109H13L11 112H13ZM19 110V109H18ZM23 110H25V109H23ZM35 110H36V108H35ZM42 110V109H41ZM42 110V111H43ZM74 110V111H75ZM78 110V109H77ZM109 110V107L108 108H106V111H110ZM115 109L113 110V111H116ZM165 110H163L164 112H166ZM1 111V110H0ZM42 111H41V114H42ZM48 111H47V113H48ZM52 111V112H51ZM66 113H65V112ZM74 111H72V112H74ZM105 111V112H106ZM128 111V112H127ZM170 111V109L168 110V112ZM180 111H181V109H180ZM180 111L178 110V112L177 113H180ZM194 111V112H193ZM237 111H239V114H237ZM14 112H16V113H14ZM13 112V115H11L12 117L14 116V114H16V116H17V113H18V111H14ZM94 112V111H93ZM92 112V113H93ZM98 112H101L102 113V111L100 110V111H98ZM97 112V113H98ZM112 112V111H111ZM117 113H119V111H116ZM148 112H146V114L148 113ZM151 112V113H152ZM162 112V111H161ZM164 112H162V113H164ZM171 112V111H170ZM3 112L1 111V114H2ZM4 113H6V112H4ZM8 114H9V116H10V113L9 112H7ZM22 113H24V111H22ZM31 114H32V112H30ZM29 113V114H30ZM37 113V112H36ZM39 113V112H38ZM46 113V115H47V117H48V114ZM100 113V114H101ZM104 113V112H103ZM115 113V112H114ZM148 113V114H149ZM189 113V115H191ZM219 113V114H220ZM26 113H24V116H26V115H28V113L25 115ZM30 114V115H31ZM55 114H57V116L55 115ZM74 114H75V112H74ZM96 113L94 112L93 113V116L95 115ZM100 114H98V116L100 115ZM106 114V113H105ZM105 114L103 115L104 117H106V116H109V115H107L106 114V116H105ZM108 114H109V112H108ZM110 114H112L113 116H114V114H113V112L112 113H110ZM129 114V115H128ZM133 116V117H131V115ZM161 114V113H160ZM253 114L255 115V118H256V116H259V115H263L262 116V120H261V118H260V121L258 120V124H253V126H250L249 125V123L247 124V121L248 122H250V121H253V119H252V116H253ZM29 115V116H30ZM156 115V114H155ZM159 115V114H158ZM165 115H166V113H165ZM164 115V116H165ZM173 115V112L169 115V117L170 116H172ZM174 115H175V113H174ZM183 115H184V111H183ZM224 115H226V116H224ZM235 115V114H234ZM8 118H9V116L8 115H6ZM18 116H19V118H20V114L18 113ZM17 116V117H18ZM46 117L45 116V114L44 115H41L40 117ZM50 117H51V115H49ZM92 116V117H93ZM102 116V117H103ZM113 116H112V119H113ZM163 116V117H164ZM201 116V115H200ZM212 116L210 117V118H212ZM28 117V116H27ZM38 117V116H37ZM36 117V118H37ZM40 117H38V119L39 120H41V118ZM46 117V118H47ZM95 117V116H94ZM102 117H98L97 118V115H96V117H95V120L96 119H100L101 120V118ZM147 117H148V115H147ZM157 117V116H156ZM160 117V116H159ZM176 117V116H175ZM229 117H231V118H229ZM2 118H3V116H2ZM5 118V117H4ZM15 118V117H14ZM35 118V119H36ZM66 118H68L69 120H67ZM74 118V117H73ZM73 118H71V120L73 119ZM82 118V117H81ZM83 119V120H85L84 122H89L88 120H86V119ZM150 118V117H149ZM151 118H152V116H151ZM177 118V117H176ZM186 118H188V117H186ZM255 118H254V120H255ZM11 119V118H10ZM8 120L9 122H7L6 123V127H7V125L9 126V124L8 123H10L12 120ZM22 119V118H21ZM28 119V121L27 122H25V120L26 119H24L23 121H22V123L19 121L18 122V120L17 121H15V119H14V124L16 125H18L19 127H20V125H21V128L22 127H24V126H22V124H23V122H25L24 124H25V126H27L28 124L30 125V122L32 123L33 122V118L32 117H28L27 118ZM81 119V120H82ZM103 119V118H102ZM112 119H111V121H112ZM116 119V120H115ZM117 119H118V117H114V121L116 122L117 121ZM119 119H121V118H119ZM123 119V120H124ZM140 119H142V123H141V121H140ZM145 119V120H144ZM153 119V120H152ZM152 119H149V120H151V121H154V118H152ZM158 119H160V118H158ZM173 119H174V117H173ZM207 119V118H206ZM205 119V120H206ZM209 119V118H208ZM207 119V120H208ZM257 119V118H256ZM3 120V119H2ZM6 120V119H5ZM5 120H3V121H1V123H0V125L2 126L3 125V122H5ZM6 120V121H7ZM39 120H37L36 119V121L38 122ZM53 119L52 120H50L48 123H46V125H43V127L44 126H47V127H49V123H52V121H54ZM57 120H55L54 121V123H52V125L53 124H55V123H59V121L57 122ZM64 120V121H63ZM79 120V119H78ZM80 120V121H81ZM97 120V121H98ZM99 120V121H100ZM131 120V119H130ZM178 120V119H177ZM185 119H183L182 121H184ZM204 120V119H203ZM206 120V121H207ZM30 121V122H29ZM35 121V120H34ZM47 122L48 121V119L47 120H45V118L42 120V122ZM137 121H136V123H137ZM144 121V122H143ZM166 120L164 119V122H165ZM181 121V122H182ZM29 122V123H28ZM39 122H41V121H39ZM38 122V123H39ZM86 122V123H87ZM107 122V121H106ZM114 122V123H115ZM132 122H133V120H131V121H129V123H130V127L132 128V126L134 125H136V124H133L132 125ZM134 122H135V120H134ZM133 122V123H134ZM181 122L179 123L180 125H182L181 124ZM254 122V121H253ZM19 123H20V125H19ZM28 123V124H27ZM38 123H36V124H38ZM78 123H80V122H78ZM78 123H77V125H78ZM98 123V122H97ZM125 123V120L122 122V123H120L119 125H118V127H117V132H115V133H118V132H120V130H121V126H123L124 128H123V130L122 131H124L125 130V128L127 127L126 125L124 126L123 124ZM151 123V122H150ZM184 123V122H183ZM192 123H193V121H192ZM245 123L248 125H245ZM11 124H12V122H11ZM14 124H12L13 126H15ZM60 124H61V122H60ZM66 125L68 124V123H65ZM65 124H63V125H65ZM82 124V126L83 127H85L84 125H83V122L81 123ZM111 124H112V122H111ZM126 124V123H125ZM156 125V122L154 121V123H152V124H148V127L150 128V129H152L153 128V125ZM163 124V123H162ZM172 124V123H171ZM179 124H178V121H177V127H179ZM198 124V123H197ZM241 124H243V125H245L246 126V132L245 133H242V136L241 135H234L233 136V130H236L237 128H240V127H238L239 125H241ZM12 125H10L11 127H12ZM28 125V126H29ZM80 125V124H79ZM87 125H89V123L87 124ZM104 125H106V127H107V124L104 122ZM110 125V124H109ZM147 125V124H146ZM151 125H152V127H151ZM158 125H161V124H159V123H157V125L156 126H158ZM27 126V127H28ZM51 126V125H50ZM54 126V125H53ZM53 126H52V128H53ZM58 126V125H57ZM57 126H55L56 127V129L58 128ZM61 126V125H60ZM82 126H80V128L82 127ZM91 126V127H90ZM89 126V129L91 130V131H93V127H92V125H90ZM96 127L98 126V125H95ZM94 126V127H95ZM139 126V125H138ZM138 126H136V127H134L135 129L138 127ZM162 126V125H161ZM169 126V125H168ZM182 126H184V125H182ZM237 126V127H236ZM244 126V127H245ZM3 127H4V125H3ZM5 127V128H6ZM10 127V128H11ZM68 127V126H67ZM74 127H78L79 128V126H74ZM102 128H103V125L101 126ZM100 127V128H101ZM120 127V130H118V128ZM143 127V128H142ZM163 127H164V124H163ZM21 128H19L18 129V131H19V133L21 132V134L24 132H22V131H20V129ZM66 128V127H65ZM64 128V129H65ZM78 128H76L75 130H78ZM79 128V129H80ZM98 128H99V126H98ZM97 128V129H98ZM100 128H99V130H97L96 129V132H95V135H96V133L98 132V131H100ZM104 128H105V126H104ZM130 128V129H131ZM149 128H147L145 125L144 126H139V130H138V128H137V131H133V133H136V132H139L140 131V129L142 130V129H149ZM158 128V127H157ZM156 128V129H157ZM169 129H167L166 130V132L168 133L169 131H170V129L172 128H170V127H168ZM27 130V128H24V130ZM28 129H29V127H28ZM88 129V130H89ZM95 129V128H94ZM133 129V128H132ZM153 129H155V127L153 128ZM163 129V128H162ZM173 129V128H172ZM171 129V130H172ZM5 130V129H4ZM13 130H15L14 128H13ZM26 130H25V132H26ZM74 129H73V131H75ZM87 130V132H89ZM127 130V129H126ZM177 130H178V128H177ZM238 131H240L239 129H237ZM236 130V131H237ZM16 131V130H15ZM28 131V130H27ZM29 131H30V129H29ZM49 131V130H48ZM47 131V132H48ZM52 131V130H51ZM51 131H49L50 133H52ZM72 131V132H73ZM81 131V130H80ZM84 131V130H83ZM83 131H81L82 132V134L85 132H83ZM95 131V130H94ZM242 131V130H241ZM5 134H4V133ZM2 133L4 134V135H6V136H10L7 132L8 131H3ZM10 132H12V131H10ZM25 132L23 133V134H25ZM45 132H46V130L44 131V132H40L41 134H38V133H36V134H38V136L37 137H39V136H43V134H45ZM46 132V133H47ZM80 132V133H81ZM107 132V131H106ZM162 132V131H161ZM171 132V131H170ZM169 132V133H170ZM230 132H231V134H232V136L230 135ZM14 133H16V132H14ZM27 133V132H26ZM32 133V132H31ZM30 133V134H31ZM56 132H54L53 131V133H52V135L49 137V138H52L53 139V137L55 138V136H57V133H56V135H54ZM64 133V132H63ZM77 133H78V135L80 134L78 131H77ZM90 134L92 133V132H89ZM124 134L126 133L125 131L123 132ZM122 133V134H123ZM153 133H155V131L153 132ZM153 133H152V135H153ZM13 134V133H12ZM20 134V135H21ZM22 134V135H23ZM29 133H27V135H30ZM65 134H67V133H65ZM137 134V133H136ZM239 134H240V132H239ZM14 136H16L17 138H19L18 136V133H16V135L15 134H13ZM75 135V134H74ZM81 135V134H80ZM85 135H86V133H85ZM85 135H82V136H79V138L77 137V136H75V137H77L76 139L78 140V141H76V147H77V149H78V152H79V154L83 157L82 159H84V162H85V160H88V162H89V159L90 158H94L93 159V162L95 161V158H99L98 156H99V154L101 155V156H103L104 154H101V152H100V150H99V144H102V143H96V140L95 141H92V140H90L91 138L89 137V136H86L85 137ZM126 135H127V133H126ZM125 135V136H126ZM162 135V134H161ZM171 135V134H170ZM170 135H169V137H170ZM3 136V135H2ZM32 136V135H31ZM30 136V137H31ZM84 136V137H83ZM112 136H114L115 137V134H113ZM125 136H121L122 137V140H123V142H114V143H111V141H112V139L114 138H112V139H109V142L110 143H105V144H102V145H104L103 147H105V150H106V156L107 157H102V158H106V160L108 161V159L107 158H112L113 159V157L111 156V155H113L114 153H117V152H121V154L122 153H125V154H127V158H130L129 157V154L131 153L130 151H132V153H131V155L133 154H135V153H133L134 152V150H135V152L137 151V150H139V149H135L136 147H138V145H133V147H131V146H129V143H125L124 142V138H126ZM128 136V135H127ZM137 136V135H136ZM164 136V135H163ZM3 137H5V136H3ZM13 137V136H12ZM36 137V136H35ZM37 137L36 138H34L33 140H35V139H37ZM71 137V136H70ZM69 137V139H71ZM104 138H105V136H103ZM152 136H150V138H151ZM244 138L243 140H240V139H238V138ZM10 138H11V136L9 137V139H7L9 142H7V143H11L12 145H13V142H15V140L13 141L12 139V141L10 142ZM15 138V137H14ZM24 138V137H23ZM22 138V139H23ZM28 138V137H27ZM42 138V137H41ZM103 138V139H104ZM107 138V137H106ZM164 138V137H163ZM162 138V139H163ZM32 139V138H31ZM44 139L45 138H43V141H44ZM75 139V140H76ZM138 139V138H137ZM136 138H135V141L137 142L138 140H137ZM158 139V140H157ZM182 140V141H179V140ZM18 140H20V139H18ZM25 139H23V140H21V141H24ZM42 140V139H41ZM50 140V139H49ZM49 140H47V141H45L47 144H48V141ZM111 140V141H110ZM118 140V139H117ZM116 140V141H117ZM121 140V139H120ZM126 140H127V138H126ZM125 140V141H126ZM133 140V139H132ZM140 140V139H139ZM145 140V139H144ZM148 140H145V142H147ZM161 140V141H160ZM20 141V142H21ZM31 141V140H30ZM42 141V142H43ZM51 141H54V140H51ZM98 141V140H97ZM105 141H106V139H105ZM143 141V140H142ZM149 141V142H150ZM4 142V141H3ZM26 141H24V143H25ZM33 142L34 141H32L31 142V144H33ZM45 142L43 143V145L45 144ZM55 142H56V144L58 143V141H56V138H55V141L53 142V144L51 143V142H49V145L50 144H52V146H54L55 145ZM128 142H130V141H128ZM139 143H140V146H142L143 148H145V147H147L148 145L150 146V144H152V143H142V142H140V141H138ZM16 143H18V142H16ZM22 144H24L23 142H21ZM29 143V142H28ZM36 143V142H35ZM61 143H62V140H61ZM138 143V144H139ZM172 143V144H171ZM1 144H3V143H1ZM67 144V143H66ZM130 144H131V142H130ZM136 144V143H135ZM14 145H15V143H14ZM38 145V144H37ZM40 145V144H39ZM153 145V144H152ZM2 146V145H1ZM4 146H6V145H4ZM24 146V145H23ZM51 146V145H50ZM52 146H51V148H52ZM101 146V145H100ZM8 147V146H7ZM10 147V146H9ZM14 147V146H13ZM25 148H27L26 146H24ZM36 147V146H35ZM63 147H64V145H63ZM68 146L66 145V148H67ZM102 147V146H101ZM127 147V148H126ZM11 148V147H10ZM30 148H31V146H30ZM65 148V149H66ZM128 148L130 149L131 148V150H128ZM166 148V149H165ZM19 149V151H14L15 152V154H17V156L15 157V158H10V161L12 162V166H13V169H14V174H16V173H18V175L19 174H21L20 172L21 171H23L22 173L23 174H25V173H27L26 175H28L27 177H24V176H26V175H24L23 177L25 178L24 179V182H23V185H24V189H25V195H24V197H26L27 198V196H28V198H31L32 199V201L29 203V204H27V211H28V214L30 215V218L32 217H34L35 218V220L37 221V223L36 222H32V220H28L29 221V224H30V226H31V232L34 230V233L35 234H38V236L40 235L41 237H39V240H40V238H41V241H40V243H42V239H43V243L45 244V246L46 247H51V250H53V254L55 253V249L57 248V247H59V246H61V244H62V242L60 241L61 239H63V238H68V236H70V238L67 240L68 242H70V244H71V241L72 240H70L71 239V237L73 236V233H76V232H73V229H75L76 228V230L79 228H77V226H75V228H74V226H73V229H72V227L70 226V224H69V226L71 227V229H72V231L70 232L71 234L70 235H68L67 233H66V231L64 230V237H60V239H58V241H56V240H53L52 239V236H48V234H50L49 233V231L51 230V228L49 229V231H47V228L48 227H51V223H53L52 221H51V219H50V221H51V223L47 226V224L46 225H44V223H43V218H41L39 215H38V212H36V210H35V205L37 206V204H34L37 200H39V198H40V200L41 201H43L44 199H46L47 200V198H44L43 199V197L41 196V194H43L41 191H39L38 189H37V187H39V186H35V184H36V182H37V180H36V168L35 169H33L32 168V166L31 165H33L32 163H33V161L31 160V159H29V158H25V157H23L24 156V154L26 155V153L27 152H22V151H20V147L18 148ZM17 148H15V150H18ZM118 149H120V150H118ZM127 149V150H126ZM142 149V148H141ZM147 149H148V147H147ZM153 151H154V149H153V146H152V148H151ZM155 149V150H156ZM1 150V149H0ZM56 150V149H55ZM54 150V151H55ZM62 150V149H61ZM69 150V149H68ZM126 150V151H125ZM149 151V152H147L146 151V149H145V153L147 154V153H149L147 156H148V158H151V157H153V156H155L156 155V151H154V153H151V152H153V151ZM2 151V150H1ZM10 151H11V149H10ZM9 151V153H11ZM25 151H27V150H25ZM31 151H33L30 155H34V150H32L31 149ZM30 151V152H31ZM41 151V150H40ZM58 151V152H57ZM57 151H55L56 152V154H54L53 156L54 157H52V158H49L50 160L51 159H53V158H55L56 156L55 155H59V154H63L62 152H64V154H66L65 152L67 151H65L64 149H63V151L61 152L60 151V149H58ZM75 151V150H74ZM73 151V152H74ZM143 151V150H142ZM251 151H252V153L254 154V152L255 151H257L256 153H255V155H253L254 156V158H251L252 156H250V157H248L249 156V154L251 153ZM3 152H4V150H3ZM29 152V151H28ZM139 152V151H138ZM159 151L157 150V153H158ZM5 153V152H4ZM39 153V152H38ZM42 153V152H41ZM41 153H39L40 155H41ZM44 153V152H43ZM50 153H51V151H50ZM50 153H49V155H50ZM75 153V152H74ZM53 154V153H52ZM40 155H38L39 157H40ZM43 155V157H44V155L45 154H42ZM48 155V156H49ZM98 155V156H97ZM130 155V156H131ZM136 155H137V152H136ZM141 155H142V153H141ZM252 155V154H251ZM72 156V155H71ZM118 156H120V155H118ZM143 156V155H142ZM146 156V155H145ZM144 156V157H145ZM146 156V157H147ZM255 156H257V158H255ZM5 157H7V156H5ZM4 157V159H7V158H5ZM14 157V156H13ZM26 157H28V155L26 156ZM46 157V156H45ZM44 157V158H45ZM131 157H133V156H131ZM260 157V158H259ZM47 158V157H46ZM69 158H71V157H67L66 159H65V161H64V163H66V160L68 161V159ZM85 158H87V159H85ZM101 158V157H100ZM158 158H160V159H158ZM167 159L168 161H164V159ZM43 159V158H42ZM62 159V158H61ZM72 159V161L74 162H76V161H79V159L77 160V159H75V160H73V157L71 158ZM121 159H123L122 157H121ZM132 159V158H131ZM139 159H141V158H139ZM50 160H48L49 162H50ZM81 160V159H80ZM99 160V159H98ZM103 160V159H102ZM101 160V161H102ZM114 160H117V162L119 161H121L120 160V157H119V159L116 157V159L114 158ZM130 160V159H129ZM129 160H127L128 162H129ZM142 160L144 161V159L142 158ZM148 160V159H147ZM147 160H146V162H147ZM160 160V161H159ZM69 161H70V159H69ZM82 161V160H81ZM148 161H150V160H148ZM35 162V161H34ZM53 162V161H52ZM51 162V163H52ZM73 162H70V163H73ZM73 163V164H75V166H76V163ZM80 162V161H79ZM78 162V163H79ZM87 162V161H86ZM93 162L91 161V159H90V166L89 167H91L92 166V164H93ZM109 162V161H108ZM45 163H47L46 162V160H45ZM54 163V162H53ZM67 163H69V162H67ZM77 163V164H78ZM81 163V162H80ZM79 163V164H80ZM95 163V162H94ZM107 163V162H106ZM123 164V167H124V163L121 161L120 162V168H122V170H123V172L125 171V168L127 169L129 166L131 167L133 164H127L128 165V167H127V165L123 168V167H121L122 166V164ZM133 163V162H132ZM149 163V162H148ZM156 163V162H155ZM8 164H10V163H8ZM36 164H37V162H36ZM48 164V163H47ZM55 164V163H54ZM72 164V165H73ZM144 164H146V163H144ZM143 164V165H144ZM87 165H89V164H87ZM117 163L115 164V166L113 165L112 167H113V169L112 170H114L115 169V167H116V169H117ZM138 165V164H137ZM136 165V168L133 170V169H130V167L128 168V170L131 172V170H132V172H136V170H137V168H140L141 166H140V164H139V167ZM147 165V164H146ZM41 166H42V169H44L45 167H46V164H44V162H43V165L41 164ZM43 166H45V167H43ZM69 166V165H68ZM80 166H82L81 164H80ZM96 169L98 168L100 171H101V173L99 172L98 174L100 175L99 177L101 178L102 177V175H104V174H102V170L104 171V169H105V164L103 163V166H105V167H102V163H101V165L100 164H96ZM134 166V165H133ZM132 166V167H133ZM154 166V165H153ZM156 166V165H155ZM164 166H160V168L162 169V167H164ZM168 166V165H167ZM77 167H79V165H77ZM77 167H75V170H77L76 168ZM84 167H86L85 165H84ZM131 167V168H132ZM157 167H158V165L156 166V168L155 169H157ZM73 168H74V166H73ZM92 168V167H91ZM144 168V167H143ZM55 169V168H54ZM72 168H70V170H71ZM93 169L95 170V168L93 167ZM106 169H108L107 167H106ZM118 169H119V167H118ZM159 169V168H158ZM158 169H157V172H158ZM161 169H159V170H161ZM9 170V169H8ZM38 170H39V168H38ZM45 170V169H44ZM89 171H90V168L88 169ZM93 170V171H94ZM99 170H97V171H99ZM128 170H126V172L128 171ZM138 170H140V169H138ZM137 170V171H138ZM141 170H142V168H141ZM24 171H25V173H24ZM57 171H59V169L57 170ZM56 171V173H58ZM74 171V170H73ZM88 171V172H89ZM93 171H91V172H93ZM116 171V170H115ZM115 171H112V172H110V173H112V174H110V173H108V174H106V175H109V176H111V175H113V172H114V174H116V173H118L117 171L115 172ZM1 172V171H0ZM11 172V173H12ZM16 172V173H15ZM37 172H39V171H37ZM47 172H51V170L50 171H47ZM86 172V171H85ZM120 172V171H119ZM139 172V171H138ZM162 172H164V171H162ZM161 172V173H162ZM179 172V173H178ZM2 173V172H1ZM41 173V172H40ZM44 173V172H43ZM43 173H42V175H43ZM55 173V172H54ZM120 173H122V172H120ZM38 174V173H37ZM48 174V173H47ZM68 175V177H70L71 176V179H74V177H81V176H79L77 173H74V174H76L75 176L73 175H71V174H69V173H67ZM88 174V173H87ZM86 174V175H87ZM93 174V173H92ZM91 174V175H92ZM95 174H96V172H95ZM131 174H133V173H131ZM137 174V173H136ZM136 174H135V176L134 177H137L136 176ZM142 174L143 173H141L140 175H141V177H142ZM165 174H167V173H165ZM169 174H170V171H169ZM190 175H191V173H189ZM193 174V173H192ZM13 175V174H12ZM17 175V176H18ZM41 175V174H40ZM58 175V174H57ZM65 174H61L60 172H59V176H60V178L61 179H63V177L65 178H67V176H64ZM78 175V176H77ZM82 175V174H81ZM91 175H90V177H91ZM105 175V176H106ZM152 175H156V174H152ZM171 175V176H172ZM0 176H2L1 174H0ZM16 176V177H17ZM56 176V175H55ZM58 176V177H59ZM82 176H85V175H82ZM88 176V175H87ZM86 176V177H87ZM96 176V175H95ZM108 176V177H109ZM117 176H118V174H117ZM123 176V175H122ZM122 176H121V181H123V179L124 178H122ZM131 176V175H130ZM183 176V175H182ZM234 176V175H233ZM5 177V176H4ZM13 178H14V176H12ZM21 177V176H20ZM41 177H46V176H41ZM48 177V176H47ZM89 177V176H88ZM90 177L88 178V180H86V181H88L89 182V179H90ZM97 177V176H96ZM98 177V178H99ZM108 177H106L104 180H106V179H109ZM157 177V176H156ZM155 177V178H156ZM161 178H162V175L160 176ZM160 177H158V179L160 178ZM168 179L167 180H164V181H168V182H166V183H168V185L169 186H171L170 184H172V183H170L169 181V179H171L172 180V178H170L169 176H166ZM174 177H175V175H174ZM228 178H229V176H227ZM236 177V176H235ZM6 178V177H5ZM9 178V177H8ZM65 178V180H66V183H68V181L67 180H71V179H69V178H67L66 179ZM77 178V179H78ZM82 178V177H81ZM84 178V177H83ZM82 178V179H83ZM112 178V177H111ZM133 178V177H132ZM138 178V177H137ZM154 177H152V179H153ZM177 178H178V176H177ZM177 178H176V180L173 178V182L176 184L177 183ZM181 178V177H180ZM180 178H178V179H180ZM196 178H198V180L200 179L199 177H196ZM217 178V177H216ZM220 178V177H219ZM226 178V177H225ZM225 178H223V179H225ZM237 178V177H236ZM16 179H19V178H16ZM23 179V178H22ZM21 179V180H22ZM96 179V178H95ZM103 179V178H102ZM118 179H119V176H118ZM127 179H128V177H127ZM127 179H125L126 181H127ZM134 179V178H133ZM141 179V178H140ZM139 179V180H140ZM157 179V180H158ZM163 179H165V178H163ZM182 179V180H181ZM179 181H180V184L179 183H177L176 185H182V187H181V191L180 190H178V191H180V195L182 194L183 196L185 195V193H184V191L186 190H188V192H190L189 191V189L190 188H192V186L194 185L195 186V184H201V183H196L194 180H188L187 181V179L186 180H184V178L182 177ZM189 179V178H188ZM194 179V178H193ZM218 179V178H217ZM238 179V178H237ZM65 180H60V179H58V184L60 183V182H64ZM75 180H76V178H75ZM75 180L72 182V181H70V183L69 184H72V183H74L75 182ZM79 180V181H78ZM78 180H76V182L75 183H77V185L79 184L80 185V183H81V186H83V187H85L87 184L85 183L86 181H84L83 180V182H80L81 181V179H78ZM93 180V179H92ZM112 180V179H111ZM124 180V181H125ZM146 180V179H145ZM150 180V179H149ZM184 180V181H183ZM196 180V179H195ZM203 180H205V178L203 179ZM209 180V179H208ZM210 180H212V178H210ZM227 180V179H226ZM233 180H236V179H232V183H234V181ZM4 181H6V182H4V184H6L7 183V185H8V191H7V193L9 194V197H8V195H6V197H7V199H6V197L4 198V199H6V200H4V201H6V203L8 204V206H7V204L4 202V205H5V207H4V209L2 208V206H4V205H2L0 208H2V210H4V211H6V213L4 212V211H2V210H0V212L2 211V212H4L2 215H3V217L5 216L4 214H7L8 212L9 213H13V211H7V209L9 210V208H10V206H11V208H10V210H13V208L12 207H15L14 205H16L17 207L16 208H18V205L17 204H15V202L17 203V202H19L18 200H23V199H25V198H22V199H17V198H15V196H11V194H12V191H11V193H10V189H14V187H15V185L14 184H16L15 182L13 183V185H14V187L12 186V183L11 184H9V182H13V180L12 181H7V179L6 180H4ZM52 181L53 180H51V184H52ZM103 181V180H102ZM101 181V185L102 186H104V187H111L110 185H103V183H105V184H108V182L110 181V179H109V181L107 182V181H105V182H102ZM125 181V182H126ZM133 181V180H132ZM148 181V180H147ZM154 181V180H153ZM152 181V182H153ZM161 181H163V180H161ZM178 181V182H179ZM182 181V182H181ZM201 181H202V179H201ZM201 181H199V182H201ZM216 181V180H215ZM48 182V183H49ZM57 182H53L55 185L57 184ZM80 182V183H79ZM87 182V183H88ZM97 182V181H96ZM96 182L94 183H92L91 181L89 182L90 183V185L89 186H92L93 184H95L96 185ZM130 182H131V180H130ZM135 182H137V180H135ZM151 182V183H152ZM195 182V183H194ZM206 182L208 183V181L206 180ZM228 182V181H227ZM227 182H225L226 184H227V186L226 185H224V187L223 188H220V192L221 191H223V189H227L228 190V183ZM239 182H240V180H239ZM238 182V184H240ZM46 183V182H45ZM45 183H43V184H45ZM65 183V184H66ZM74 183V184H75ZM99 182H97V184H98ZM110 183H112V182H110ZM109 183V184H110ZM129 183V182H128ZM150 183V184H151ZM157 183H159V182H157L156 181V184ZM182 183V184H181ZM244 183V182H243ZM39 183L37 182V185H38ZM61 184V183H60ZM60 184L59 185H57V187H58V189H59V187H60ZM83 184V185H82ZM92 184V185H91ZM112 184H114V183H112ZM140 184H141V182H139L138 184H137V186L139 185L140 186ZM155 184V183H154ZM155 184V185H156ZM160 184H162V182L161 183H159L158 185H160ZM165 184V183H164ZM164 184H162V185H164ZM244 184H246V183H244ZM6 185V186H7ZM42 184H40V186H41ZM62 185V184H61ZM85 185V186H84ZM100 185V186H101ZM132 185V184H131ZM152 185V184H151ZM166 185V184H165ZM197 185V186H198ZM203 185V184H202ZM5 186V187H6ZM21 186V185H20ZM64 186H65V188H64ZM143 185L141 184V186H140V188L142 189V188H144V187H142ZM177 186V187H178ZM226 186V187H225ZM234 186V185H233ZM238 186V187H237ZM49 187V186H48ZM54 187V186H53ZM63 188H64V190L66 189L67 190V188H69L70 186H66V185H63L62 186ZM72 187H73V185H72ZM71 187V188H72ZM78 187V186H77ZM96 187V186H95ZM98 187V186H97ZM96 187V188H97ZM104 187L103 188H101V189H104ZM107 187H106V190H107ZM114 187H115V185H114ZM119 187V186H118ZM122 186H120L119 188H121ZM163 187H165V186H163ZM176 187V188H177ZM199 187H203V186H201V185H199ZM246 187V186H245ZM244 187V188H245ZM47 188V187H46ZM70 188V189H71ZM86 188V187H85ZM91 188V187H90ZM112 188V187H111ZM116 188V187H115ZM115 188H112V189H115ZM125 188H127V191H125V190H123V192H131V189H133V185H132V188L130 189V190H128V187L127 186H125ZM140 188L139 187H137L136 188V192H135V196H138L139 195V193H140ZM167 188H168V186H167ZM166 188V189H167ZM179 188V187H178ZM177 188V189H178ZM182 188H183V190H182ZM195 188H196V186H195ZM204 188V187H203ZM202 188V189H203ZM219 188V187H218ZM218 188H216V189H214V191L216 190V191H218ZM232 188V187H231ZM238 188H239V185H237L236 184V192L237 191H239L238 190ZM5 189H7V188H5ZM49 189V188H48ZM47 189V190H48ZM62 189V188H61ZM74 189H75V187H74ZM74 189H72V190H74ZM80 189H82L81 187H80ZM123 189H124V187H123ZM169 189V188H168ZM170 189H173L172 188V186L170 187ZM199 189V188H198ZM206 189V188H205ZM222 189V190H221ZM83 190V189H82ZM87 190H89V188L87 189ZM86 190V191H87ZM93 191H94V189H92ZM104 191V190H98V192L99 191H104V192H108V191ZM122 190V189H121ZM134 190V189H133ZM145 190L146 189H143V190H141L142 192L140 193V194H144V196H146V199H148V197H150L151 198V196H152V194H151V196H149V194H150V192H148V193H146L145 192ZM173 190H175V189H173ZM6 191H4V193H6ZM68 191H70V195L69 196H71V198L72 197H74V198H76L75 196H77V195H80V193L78 194L77 193V195L74 193V195H72L71 193V190H68ZM80 191V190H79ZM84 191H85V189H84ZM83 191V192H84ZM91 191V190H90ZM89 191V192H90ZM115 191V190H114ZM113 191V192H114ZM117 191V190H116ZM115 191V192H116ZM193 191V190H192ZM206 191V190H205ZM213 191V190H212ZM211 191V192H212ZM215 191V192H216ZM229 192H230V190H228ZM40 192H41V194H40ZM55 192H56V190H55ZM74 192V191H73ZM78 192V191H77ZM88 191L86 192V193H89ZM163 192V191H162ZM161 192V193H162ZM171 192H173L172 190H171ZM195 192H197V191H195ZM208 192H210V191H208ZM227 192V191H226ZM226 193L227 195L228 194H230V193ZM236 192H232V194H236ZM21 193V192H20ZM19 193V194H20ZM24 193V192H23ZM45 193V192H44ZM47 193V192H46ZM45 193V194H46ZM59 193H61L60 191H59ZM94 193V192H93ZM100 193V192H99ZM102 193V192H101ZM132 193V192H131ZM165 193V192H164ZM178 193L177 194H175V195H178ZM184 193V194H183ZM194 193V192H193ZM217 193V192H216ZM3 194V193H2ZM2 194H0V196L2 195ZM65 194H69V193H67L66 191H65ZM85 194V193H84ZM89 194H91V192L89 193ZM105 194V193H104ZM110 194V193H109ZM117 194V193H116ZM115 194V195H116ZM120 194H122L121 193V191H120ZM125 194V193H124ZM189 194V193H188ZM190 194H192V192H190ZM212 194V193H211ZM210 194V195H211ZM215 194V193H214ZM213 194V195H214ZM225 194V193H224ZM224 194H221V197H219V199H221V200H219V201H225L228 197H230L232 194H230V195H228V197L226 198V199H224ZM225 194V195H226ZM241 194V192L239 191V195ZM13 195V194H12ZM88 195V194H87ZM111 195V194H110ZM129 195V194H128ZM159 195V194H158ZM158 195H154V196H157L156 198L157 199H160L161 198V196H160V198H159V196ZM164 196H165V194H163ZM168 195V196H167ZM173 195H174V193H173ZM172 195V196H173ZM182 195L181 196H179V197H181L182 198ZM226 195V196H227ZM238 195V196H239ZM3 196H5V195H3ZM3 196H2V198H0V201H1V199H3ZM17 196V195H16ZM154 196H152V197H154ZM163 196V202L165 203V201H166V199H165V197H169V192L168 193H166V196L164 197ZM172 196H170V197H172ZM215 196V195H214ZM225 196V197H226ZM235 196V195H234ZM237 196V197H238ZM19 197V196H18ZM46 197V196H45ZM50 197V196H49ZM78 197V199H79V196H77ZM84 197V196H83ZM91 197V196H90ZM104 197H107L106 195L104 196ZM109 197V196H108ZM125 197V196H124ZM179 197L177 198L178 200H179ZM209 197H213V196H209ZM236 197V196H235ZM58 198H60V196L58 197ZM67 198V199H66ZM65 198V196H64V203H68L69 201L71 202V200H69L68 199V197H66ZM98 199H100V197H97ZM112 198V197H111ZM111 198L109 197V199H110V203H112V201H111ZM136 198V197H135ZM180 198V199H181ZM204 198H208V196L203 192V193H201V191H200V194H195V195H193L192 197H190L189 199H192L191 200V202L189 203L188 201V203H189V205L191 206L190 207V210H192V212H196L197 213V215H199V216H196L195 214H194V216L196 217V219L198 220L199 218H201V216H202V214H201V212L204 210V211H206V209H208L207 211L209 212L210 210H212L211 209V207H212V205L214 206V207H217L218 205H217V203H216V206H215V204H214V202H212V204H209L208 203V199L206 200L207 201V203H203V201H202V199L203 200H205ZM215 198V197H214ZM33 199H36V200H33ZM49 199H51V198H48V200ZM53 199H54V197H53ZM81 199V198H80ZM88 199V198H87ZM92 199V198H91ZM106 199H108V198H106ZM122 199V198H121ZM157 199H151L152 201L150 202L149 200H147V201H149V203L152 205V204H154L153 206L154 207H156V205L157 204H159L160 202L157 200ZM223 199V200H222ZM230 199V198H229ZM47 200V201H48ZM55 200V199H54ZM60 200V199H59ZM85 200H86V198H85ZM103 201L102 202H104V199H102ZM135 200V199H134ZM154 200H156V201H154ZM161 200V199H160ZM169 200V199H168ZM45 201V200H44ZM46 201V202H47ZM82 201V200H81ZM89 201V200H88ZM87 201V202H88ZM105 201H107V200H105ZM121 201V200H120ZM146 200L144 201V203L145 202H147ZM154 201V202H153ZM162 201V200H161ZM172 201V200H171ZM174 201V200H173ZM172 201V202H173ZM184 201V200H183ZM218 201V200H217ZM27 202V201H26ZM69 202V203H70ZM75 202V204H76V200L74 201ZM78 202V201H77ZM99 202H100V200H99ZM122 202L123 203H125L124 201H123V199H122ZM153 202V203H152ZM175 202V201H174ZM182 202V201H181ZM215 202H216V199H215ZM243 202V203H244ZM0 203H2V202H0ZM14 205H13V204ZM20 204L22 203L23 204V201H21V202H19ZM18 203V204H19ZM50 204H49V206L51 205V202H49ZM55 203H57V201H55ZM61 203V202H60ZM73 203V202H72ZM107 203V202H106ZM119 204H120V206L122 205L121 204V202H118ZM134 203V202H133ZM148 203V204H149ZM155 203H157V204H155ZM164 203H160V205L158 206V207H161V205L162 204H164ZM168 203H169V201H168ZM167 203V204H168ZM171 203V202H170ZM169 203V204H170ZM220 203V202H219ZM229 203H231V202H229ZM240 203V202H239ZM24 204H25V202H24ZM23 204V205H24ZM71 204V203H70ZM69 204V205H70ZM74 204V203H73ZM74 204V209H75V207H76V205ZM78 204V203H77ZM86 204V203H85ZM118 204V205H119ZM125 204H127V205H129L128 203H125ZM124 204V205H125ZM142 203L140 202V204L139 205H141ZM147 204V203H146ZM44 205V204H43ZM68 205V206H69ZM81 205H82V203H81ZM81 205H80V208H83V207H81ZM89 205H91L90 203H89ZM102 206L101 204H98L97 203V206H98V208H100V206ZM118 205L116 206V204H114V206H116V207H118ZM123 205V206H124ZM134 205V204H133ZM172 205H173V203H172ZM177 204H175V206H176ZM180 205L181 204H179V205H177L176 207L177 208H179L180 207ZM237 205H238V203L236 204V208H237ZM48 206V207H49ZM57 206H58V203H57ZM72 206H70V207H72ZM132 204L129 206L130 208H131V210H132V212H133V210H135V208H133L132 209ZM142 206H144V204L142 205ZM148 207H147V209H149V211L148 212H151V210H152V208H151V206H149V205H147ZM221 206V204H219V206L218 207H220ZM7 207V208H6ZM9 207V208H8ZM66 207V206H65ZM85 207V206H84ZM88 207V206H87ZM111 207H113V204H112V206ZM115 207V209H117ZM125 207H126V205H125ZM157 207V208H158ZM168 207V205L166 206V208ZM175 207V208H176ZM182 207H183V205H182ZM182 207H180L179 209H181ZM226 207H228V206H226ZM5 208H6V210H5ZM43 208H46V207H43ZM78 208V207H77ZM144 208H146V207H143V212H144ZM157 208H155V210L157 211ZM162 208V207H161ZM169 208H170V206H169ZM177 208H176V211H178L177 210ZM188 209H189V206L187 207ZM231 208H233V207H231ZM60 209V211L62 212H60V215L59 216H61V214H62V216H63V213H64V211H62L63 209H61V208H59ZM73 209V208H72ZM102 209V213L104 212L103 210H105V211H108V208L106 209V208H101ZM114 208L113 209H109V210H111V211H108V213L110 214H112V210H115ZM119 209V208H118ZM117 209V210H118ZM172 209H174V208H172ZM214 209V208H213ZM217 208H215V210H216ZM38 210V209H37ZM45 210V209H44ZM43 210V211H44ZM50 210H53V208L51 209L50 208ZM68 211V213H64V214H68L67 216L68 217H66V219L67 218H70V219H67L68 221H70V220H72V216H71V214H72V211H74V210H72V211H70L71 209H67ZM76 210V209H75ZM98 210V209H97ZM121 210V209H120ZM125 210H126V208H125ZM124 210V211H125ZM130 210V211H131ZM139 210H140V208H139ZM139 210H138V212H139ZM142 210H140V213L142 212ZM154 210V209H153ZM160 210V209H159ZM161 210H164V209H161ZM189 210V211H190ZM222 210V209H221ZM224 210V209H223ZM14 211H15V208H14ZM17 211V210H16ZM15 211V212H16ZM19 211H20V208H19ZM122 211H123V209H122ZM123 211V212H124ZM137 210H135L134 211V214H136L137 212H136ZM172 211V210H171ZM188 211V213H190ZM225 211V210H224ZM52 212V211H51ZM50 212V213H51ZM78 212V210L75 212V213H77ZM136 212V213H135ZM143 212L141 213L142 214V218H143V220H145V221H148L149 219H150V216L153 214L152 212H151V214H148L149 215V217H148V220H146V216H144L143 215ZM162 212V211H161ZM170 212V211H169ZM225 212H229L228 211V209L225 211ZM262 212L263 211H261L260 212V216H261V214H262ZM21 213V212H20ZM37 213V214H36ZM83 213H85V212H83ZM107 213V212H106ZM130 213V212H129ZM155 213V212H154ZM157 213V214H156ZM155 214L157 215V216H159L160 214V211H157ZM171 213V212H170ZM178 213H180V212H178ZM203 213H205V212H203ZM16 214H17V212H16ZM40 214H41V212H40ZM46 214H48V213H46ZM110 214V215H111ZM117 214H119V213H117ZM117 214H116V216H117ZM120 214H121V211H120ZM122 214H124V216H125V213H122ZM126 214H128V211H126ZM133 214V215H134ZM173 214V213H172ZM175 214V213H174ZM174 214L170 217V216H168V218L170 217V218H172V219H174L175 217H176V215H175V217H174ZM181 214H184V213H182L181 212ZM208 214V213H207ZM232 214V213H231ZM12 215V214H11ZM50 215V214H49ZM56 215V214H55ZM78 215V214H77ZM85 215V214H84ZM86 215H87V213H86ZM91 215V214H90ZM97 215V214H96ZM96 215H93L92 216V218L94 219V217L96 218ZM104 215V214H103ZM109 215V216H110ZM130 215H132L131 213H130ZM162 216H163V214H161ZM185 215V214H184ZM190 215H192L191 216V218L193 217V213H190L189 214V216ZM8 215H6V217H7ZM35 216H37V217H40V218H37V217H35ZM51 216H52V214H51ZM66 216V215H65ZM76 216V215H75ZM74 216V217H75ZM108 216V217H109ZM114 216V215H113ZM112 216V217H113ZM120 216H122V215H120ZM127 216H129V215H127ZM183 216V215H182ZM189 216H188V218H189ZM203 216H204V214H203ZM202 216V217H203ZM208 216V215H207ZM211 216H212V219H211ZM262 216H264L263 214H262ZM1 217V216H0ZM2 217V219L0 220V225L2 226L3 224H4V226H5V223H4V221H5V219ZM5 217V218H6ZM14 217H15V215H14ZM18 217H20V215H18ZM29 217V216H28ZM50 217V216H49ZM72 217V218H71ZM103 218H104V216H102ZM106 217V216H105ZM117 217H119V216H117ZM117 217H115V219L116 220H119V219H117ZM123 217V216H122ZM136 217H137V215H134V217H132L131 216V220H132V218H133V221H131L130 220V218H129V220H130V222L132 223V222H135V224L136 225H138V224H141V223H139L138 221H137V223H136V221H134V218L136 219ZM145 217V218H144ZM195 217H193L191 220H192V222H191V220L190 219H188V222H191L190 223V225H193L194 223H196V222H193V221H197V220H195L194 218ZM235 217V216H234ZM21 219L23 218V217H20ZM29 218V219H30ZM52 218V217H51ZM54 218H55V216H54ZM57 218V217H56ZM55 218V219H56ZM80 218V217H79ZM103 218H101V219H103ZM114 218V217H113ZM120 219H121V221H118V222H120V223H122V221H125L126 219H127V217H125V219L123 220L121 217H119ZM142 218H141V220H142ZM177 218H178V216H177ZM231 218V217H230ZM230 218H228V219H230ZM233 218V217H232ZM7 219H8V217H7ZM6 219V220H7ZM38 219H40V220H38ZM46 219V218H45ZM54 219V220H55ZM62 219H65L64 218V216L63 217H61V220ZM73 219H75V218H73ZM92 219V220H93ZM98 219V218H97ZM100 219V218H99ZM101 219L100 220H97V222H101ZM105 219V218H104ZM107 219V221L110 219V218H106ZM106 219H105V221H106ZM162 219V218H161ZM170 220L171 222L173 221V220ZM187 219L185 220V221H183L182 223H184V225H186V222H187ZM202 219H204V217L202 218ZM222 219V218H221ZM227 219V221H229ZM263 219H264V217H263ZM262 219V220H263ZM9 220H11V219H9ZM8 220V221H9ZM13 220V219H12ZM11 220V222H13ZM67 220H64V221H66L67 222ZM77 220V221H76ZM75 221L78 223V224H76V225H79V221L81 220H78V219H76ZM95 220V219H94ZM111 220V219H110ZM129 220H126L127 222H126V225H127V223H128V221ZM150 220H153V219H150ZM149 220V221H150ZM205 220V219H204ZM15 221V220H14ZM31 221V222H30ZM42 222V223H38V222ZM57 221V220H56ZM60 221V220H59ZM63 221V220H62ZM63 221V222H64ZM96 221V220H95ZM106 221V222H107ZM115 221V220H114ZM148 221V223H150L151 222V225H152V223H153V221H150L149 222ZM157 221V220H156ZM156 221L154 220V224H156ZM164 221V220H163ZM176 221V220H175ZM202 221V220H201ZM224 221H225V223H224ZM230 221V222H231ZM2 222V223H1ZM11 222H10V224H8L7 225V228H6V230L4 231V232H6L5 233V236H4V234L3 233H1L0 232V241H1V238H3V239H6V238H4V237H8V239L10 240V241H13L14 243H16V244H20V246H18V247H16L15 246V244H14V246H13V244L11 245V247H8L7 245H6V247H5V245H0V248L1 249H4L3 250V254L5 253V254H7V255H2L3 257H6V261L7 262H5L6 264H20L23 260H27V259H29V256L27 257V258H23V260L22 261H20L19 259L23 256L22 254H26L27 253V250H28V248L27 249H25L26 248V246L25 245H23V242H24V239L22 238L23 236H19V233H17L18 231H17V222L16 223H12V224H16V227L17 228H15L14 227V225L12 226L11 225ZM55 222V221H54ZM72 222H74V220L72 221ZM104 222V221H103ZM110 221H108V223H109ZM116 222L117 221H115V224H116ZM118 222H117V224H118ZM213 222V223H212ZM49 223V222H48ZM61 223V222H60ZM81 223H84L83 221H81ZM108 223H105L104 222V224H108ZM120 223L117 225L118 227H119V225H120ZM130 223V224H131ZM145 223H147V222H143L142 224H145ZM148 223L147 224H145V225H148ZM174 223V222H173ZM260 223H262V222H260ZM28 224V223H27ZM39 224V225H38ZM63 224H65V222L63 223ZM67 224V223H66ZM67 224V225H68ZM101 224H103V223H101ZM123 224V223H122ZM121 224V225H122ZM125 224V223H124ZM123 224V225H124ZM141 224V225H142ZM153 224V225H154ZM158 224V223H157ZM168 224V223H167ZM167 224H165V225H167ZM171 224V223H170ZM189 223H187V225H188ZM264 224V223H263ZM23 225V224H22ZM66 225V226H67ZM81 225V224H80ZM111 225H113V224H110V226ZM115 225V226H116ZM120 225V226H121ZM150 225V224H149ZM152 225V226H153ZM181 225H183V224H181ZM180 225V227H179V230H178V228L175 230L173 227V229L175 230V231H181V229L183 228H185V227H183V226H181ZM189 225V226H190ZM194 225H197V223L196 224H194ZM27 226V225H26ZM65 226V227H66ZM69 226H67V227H69ZM82 226V225H81ZM107 226V225H106ZM125 226V225H124ZM139 226V225H138ZM144 226V225H143ZM163 226V224L161 225V226H158L159 228L160 227H162ZM188 226V227H189ZM29 227V226H28ZM65 228L66 230L68 229V230H70L69 228ZM105 227V226H104ZM104 227H102L101 226V229H103L102 231L99 229V232L100 233H103V232H105V230H104ZM117 227V228H118ZM122 227V226H121ZM135 227H137V226H135ZM155 227H157V226H155ZM165 227H167V226H165ZM52 228H54V226L52 227ZM83 228V227H82ZM109 228H111L112 229V226L111 227H109ZM147 228H148V226H147ZM147 228L145 227L144 229L143 228H141L140 227V229H141V231H142V229L143 230H145L146 229V231H149V230H147ZM153 229V231L155 230H157L156 232L157 233H159L158 232V230H160V229ZM163 228V227H162ZM170 228V227H169ZM171 228V230L173 231V229ZM197 228V227H196ZM0 229H1V227H0ZM61 229V230H60ZM62 229H63V227H61V228H59V231L58 232H60V231H62ZM107 229H108V226H107ZM106 229V230H107ZM114 229H115V227H114ZM119 229V228H118ZM117 229V230H118ZM122 229H123V227H122ZM138 229V228H137ZM148 229H150V228H148ZM166 229V228H165ZM182 229V230H183ZM202 229H204V228H202ZM4 230V229H3ZM3 230H0V231H3ZM57 230H58V228H57ZM83 230H84V228H83ZM151 230V229H150ZM171 230H169V231H171ZM242 230H244V233L243 232H241ZM78 231H79V229H78ZM77 231V232H78ZM111 232H112V230H110ZM114 231V230H113ZM120 232H118V234L119 235H121L120 233H122L121 231V229L119 230ZM161 231H162V229H161ZM160 231V232H161ZM165 231H167V230H165ZM178 231L176 232L177 234L176 235H178ZM184 231V230H183ZM182 231V232H183ZM203 231V230H202ZM205 231H203V232H205ZM246 231V232H245ZM27 232V231H26ZM55 233L54 234H56V232L57 231H54ZM82 232V231H81ZM86 232V231H85ZM91 234H92V232H91V230L89 231ZM207 232V231H206ZM205 232V236H207L208 234ZM61 233H63V232H60V236H61ZM69 233V232H68ZM117 233V232H116ZM115 233V234H116ZM123 233H124V231H123ZM122 233V234H123ZM141 232L139 231V235L141 236V235H143V232H142V234H140ZM153 233V232H152ZM201 233V232H200ZM30 234V233H29ZM35 234H34V237H35ZM58 234V233H57ZM68 236H67V235ZM78 234V233H77ZM88 234V233H87ZM106 234H110V233H108V231H107V233ZM125 234V233H124ZM153 234H155V233H153ZM163 234H164V232H163ZM162 234V235H163ZM170 234V236H171V234L172 233H169ZM240 234H244V235H248L247 236V238H245L244 236V238L242 237V235H241V237H242V239L240 238V237H238ZM4 236V237H2V236ZM23 235H25L24 233H23ZM53 235V234H52ZM79 235H81V234H79ZM85 235H86V233H85ZM111 235V237H113V235L112 234H110ZM137 235V234H136ZM149 235V234H148ZM148 235H147V238H148ZM158 235V234H157ZM156 235V236H157ZM186 235H187V233H186ZM188 235H190V234H188ZM187 235V236H188ZM62 236H63V234H62ZM75 236V235H74ZM78 236V235H77ZM103 236H104V233H103ZM109 236V235H108ZM124 236H127V234H125V235H123L122 237H124ZM129 237H130V235H128ZM127 236V237H128ZM145 236H146V234H145ZM151 236H152V234H151ZM164 236V235H163ZM162 236V237H163ZM169 236V237H170ZM204 236V237H205ZM53 237H55V236H53ZM57 237H59V236H57ZM89 237H90V234H89ZM110 237V236H109ZM121 237V238H122ZM127 237H124L125 239L127 238ZM128 237V239H130ZM142 237V236H141ZM141 237H139V238H141ZM154 237H155V235H154ZM154 237H151L153 240H155L154 239ZM161 237V236H160ZM160 237H158V239H156V240H161V239H163V238H161V239H159ZM165 237V236H164ZM168 237V236H167ZM173 237H175V236H173ZM171 238V240H169V241H171L172 242V240L174 239H177V241H179L178 243L176 242V241H174L173 240V242L175 243V244H179L180 243V238ZM191 238H192V235L190 236ZM190 237H188V239L190 238ZM21 238V239H20ZM25 238V237H24ZM73 238V237H72ZM78 238H80V237H78ZM86 238V237H85ZM114 238V240L113 239H111L112 240V242H114L115 240H117L118 238H116L115 239V237H113ZM124 238H122V239H124ZM150 238V237H149ZM150 238V239H151ZM208 239H209V242H207V243H211V240L213 241V238H209V236L207 237ZM239 238V239H238ZM23 239V242L21 241ZM27 239V238H26ZM74 239V238H73ZM82 239H83V237H82ZM106 239V238H105ZM108 239V238H107ZM137 239V238H136ZM167 240V238L165 237L164 238V242ZM169 239V238H168ZM178 239H180V240H178ZM205 239H206V237H205ZM211 239V240H210ZM237 239L240 241V239H241V242H243L242 244L240 243V242H237L236 244H238V246H240L239 245V243L241 244V245H243V246H240L241 248H243V247H245L244 249H246L247 247H248V245H250V247H252L253 248V245H257V246H259V248H260V250H258L257 251V253L259 252V254H257L256 256L254 255V257L253 258H251V257H249L248 259H246L245 257V260H246V262H245V260H244V262L243 263H241L242 261H240L239 262V260H237V256H236V254H238V253H235V251H233L234 249H235V242L237 241ZM7 240V239H6ZM97 240V239H96ZM119 240V239H118ZM127 240V239H126ZM151 241V243L152 242H154L155 244H156V241ZM195 240H197V239H193V241H195ZM245 242H244V241ZM10 241H8V245H9V242ZM28 241V240H27ZM35 241V240H34ZM33 241V242H34ZM63 241V240H62ZM65 241V240H64ZM119 241H121V240H119ZM125 241V240H124ZM124 241H122V243H124ZM128 241V240H127ZM126 241V242H127ZM130 241V240H129ZM134 241H135V239H134ZM140 242L142 241L141 239L139 240ZM181 241H183V239L181 240ZM187 241H189V240H187L186 239V241H184L183 242V244L185 243L186 244V246L185 245H183L184 247H182V246H179V249H178V247L176 248V249H174L172 246H170L169 245V243H168V245L170 246V252L169 251H167V249L168 248H166V251L167 252H169V254L171 255V250L173 251V253H172V255L174 254V250H176L177 252L181 249V250H185L186 248L185 247H187V246H190L189 244H191V243H186ZM190 241H191V239H190ZM198 241V240H197ZM201 241H203V240H200L199 242H197V245H194L195 243H193V244H191V246L190 247H192L193 248V245H194V247H196V246H198L199 248H200V242ZM206 241H208V240H206ZM5 242V241H4ZM7 242V241H6ZM30 243H31V241H29ZM80 242H82V240L80 241ZM83 242H85V240L83 241ZM125 242V243H126ZM137 242V241H136ZM143 243H144V241H142ZM161 242V241H160ZM167 242V241H166ZM165 242V243H166ZM172 242V243H173ZM1 243V242H0ZM28 243V242H27ZM29 243V244H30ZM43 243L41 244V245H43ZM65 243H67V242H65ZM64 243V244H65ZM77 243V242H76ZM116 243H118L117 241H116ZM132 243V242H131ZM131 243H129L128 244V242L124 245V246H126L127 244L129 245V247H130V245H132ZM138 243V242H137ZM145 243H147V242H145ZM159 243V242H158ZM201 243H203V242H201ZM207 243H205V244H207ZM244 243H246V244H248V245H246V244H244ZM4 244H6V243H4ZM25 244H26V240H25ZM70 244H68L69 246H70ZM73 244V243H72ZM74 244H75V241H74ZM86 244V243H85ZM111 243H109V241H108V244H105V245H110ZM114 244H115V242H114ZM114 244H112V245H114ZM120 244V243H119ZM118 244V245H119ZM133 244H135V243H133ZM140 244H142V243H140ZM139 244V245H140ZM188 244V245H187ZM204 244V243H203ZM204 244V245H205ZM212 244H215L214 242L213 243H211V245ZM28 245V244H27ZM32 245V244H31ZM30 245V246H31ZM55 245H59V246H57V247H55ZM127 245V246H128ZM137 245V244H136ZM143 245V244H142ZM167 245V244H166ZM202 245V244H201ZM209 244H207L206 246H208ZM211 245H210V247H211ZM252 245V246H251ZM2 246H4V247H2ZM10 246V245H9ZM13 246V247H12ZM25 246V247H24ZM33 246V245H32ZM32 246L30 247L31 249H32ZM44 246V245H43ZM65 246V245H64ZM74 246V245H73ZM72 246V247H73ZM111 246V245H110ZM116 244H115V246H113L114 248H116ZM123 246V245H122ZM153 246V245H152ZM157 246H158V244H156L154 247L155 248H157ZM162 246V245H161ZM163 246H164V243H163ZM205 246V247H206ZM237 246V245H236ZM237 246V247H238ZM256 246V247H257ZM15 247V248H14ZM72 247H70V248H72ZM105 247V246H104ZM109 247V246H108ZM108 247H106V249L108 248ZM112 247V246H111ZM135 247V245H133V248ZM138 247V246H137ZM137 247H135V249L137 250V252H138V248ZM146 247V246H145ZM149 247H150V245H149ZM172 247V248H171ZM203 247V246H202ZM201 247V248H202ZM205 247H204V249H205ZM250 247H248V248H250ZM6 248V249H5ZM30 248H29V250H30ZM33 248H35L34 246H33ZM53 248V249H52ZM73 248H75L76 249V247L74 246ZM100 248V247H99ZM101 248H103V245H102V247ZM101 248L99 249V250H101ZM121 248V247H120ZM120 248H118L117 247V249H120ZM130 248H132V246L130 247ZM144 248V246L142 247H140L139 248V250L141 249V251H142V249ZM153 248V247H152ZM183 248H185V249H183ZM190 251H187L188 249H186V252H185V254H187L188 252L190 253L189 254V257H187L188 256V254H187V256L183 253V251H182V254L180 255L181 257H182V259H183V257L184 258H187V260H188V258L190 259L192 256H193V253H194V251L195 252H197V253H194L195 254V257L193 256L192 257V259H191V261L193 262L194 261V258H197L198 257V255L200 254H202V255H204V253L207 251L206 249H205V251L204 252H201L202 251V249L200 248H195V249H192V248H189V247H187ZM241 248H239L238 247V250L237 251H240L241 250ZM247 248V249H248ZM46 249V248H45ZM59 249H61V251H62V248H60L59 247ZM74 249V250H75ZM108 249H110V248H108ZM112 249V248H111ZM146 249V248H145ZM158 249H159V251H161V250H163V249H161L160 248V246L158 247ZM207 249H208V247H207ZM210 249V248H209ZM240 249V250H239ZM246 249V250H247ZM251 249V248H250ZM250 249H248V250H250ZM6 250V251H5ZM28 250V251H29ZM35 250V249H34ZM33 250V251H34ZM44 250V249H43ZM67 250V248L65 249V251ZM70 250V249H69ZM77 250V249H76ZM87 250V249H86ZM121 250V249H120ZM136 250H134L133 252L135 253L136 252ZM144 250V249H143ZM169 250V249H168ZM180 250V251H181ZM191 250H194V251H191ZM199 250H201L200 252H199ZM253 250H254V248H253ZM5 251V252H4ZM46 251H48L49 252V250H46ZM60 251V252H61ZM72 252H73V250H71ZM108 251V250H107ZM131 251H132V249H131ZM145 251H147V250H145ZM142 252V253H146V254H144L145 256L149 253V255L151 254V249H149V252L147 253V252ZM164 252H165V255H166V251H165V249L163 250ZM179 251V252H180ZM236 251V252H237ZM250 251H252V249L250 250ZM22 252H24V253H22ZM26 252V253H25ZM58 252V250H57V254L59 253V255L61 254V253H63V252ZM75 252V251H74ZM73 252V253H74ZM76 252H79V251H76ZM86 252V251H85ZM100 252V251H99ZM108 252H109V254H108ZM108 252H106V256L105 257H110V255H112V259L111 260H113L114 259V263L115 264H120V262H118V261H116L115 260V258H116V253H115V251H111V252H113L114 254H110V251H108ZM118 252V251H117ZM125 252L127 253V250H125ZM133 252H131V254H133V256L131 255V254H129V255H131L132 257H134V253ZM140 252V251H139ZM135 253V255H136V257H137V255L138 254H142V253ZM153 252V251H152ZM164 252H162V254L159 256V254L161 253V252H159L158 253V256H159V258L160 257H162V255L164 254ZM178 252V253H179ZM191 252H193L192 254H191ZM199 252V253H198ZM211 252H213V250L211 249ZM244 252H245V250H244ZM254 252V251H253ZM41 253V252H40ZM55 253V254H56ZM98 253V252H97ZM102 253V252H101ZM101 253H99V254H101ZM123 253V252H122ZM181 253V252H180ZM243 253V252H242ZM246 254H248L249 252H245ZM244 253V254H245ZM256 253V252H255ZM35 254H38V252L37 253H35ZM47 254V253H46ZM51 254V253H50ZM51 255V259L52 258H55L54 257V255ZM69 254V251H68V253H67V251H66V255H64V257L65 256H67ZM79 254V253H78ZM78 254H77V257H78ZM104 254H105V252H104ZM154 254L156 255V251L154 250ZM198 254V255H197ZM212 255H211V257L214 255L213 253H211ZM217 253L215 252V255H216ZM221 255V256H223L224 257V255ZM254 254V253H253ZM69 255H71V254H69ZM68 255V256H69ZM108 255V256H107ZM115 256V258H114V256ZM123 255H124V253H123ZM122 255V256H123ZM129 255H128V257H129ZM144 255H141V256H144ZM152 255V254H151ZM150 255V256H151ZM155 255L153 256V257H155ZM175 255V254H174ZM182 255H184V256H182ZM190 255H191V257H190ZM197 255V256H196ZM199 255V257L197 258V262H196V264H205L204 263V261H208V260H205L206 259V255H205V259L204 260H202L203 258H200L201 256ZM239 255V254H238ZM243 256V254H241L240 253V255L239 256ZM249 255V254H248ZM1 256V255H0ZM34 256V255H33ZM62 257H63V255H61ZM67 256V257H68ZM75 256V255H74ZM80 256V255H79ZM101 256V255H100ZM99 256V257H100ZM103 256V255H102ZM101 256V262L103 261L104 263L103 264H111L110 263V261H109V263H108V261H107V259L109 260V258H106V260L104 259V256L102 257ZM125 256V255H124ZM140 256V255H139ZM141 256H140V259H141ZM168 256V255H167ZM209 258H210V252H209ZM251 256H252V254H251ZM36 257H37V255H36ZM43 257V256H42ZM47 257V256H46ZM70 257V256H69ZM69 257H68V259H69ZM76 257V258H77ZM152 257V256H151ZM152 257V258H153ZM166 257V256H165ZM165 257H164V255H163V258L165 259ZM204 257V256H203ZM217 257V255L216 256H214L213 258L214 259H217V261H218V264H221L220 263V261L221 260H223L224 258H220V259H218V258H216ZM220 257V256H219ZM127 258V257H126ZM135 258V257H134ZM139 258V257H138ZM144 258V257H143ZM152 258H151V260H152ZM156 258V257H155ZM158 258V257H157ZM163 258H161L158 262H160V261H162L163 260ZM208 258V257H207ZM212 258V259H213ZM241 258H243V257H241ZM38 259H40V258H38ZM43 259V258H42ZM45 259V258H44ZM65 259V258H64ZM68 259L66 260V261H68ZM71 259V258H70ZM74 259H75V257L74 258H72L71 259V261L70 262H74ZM123 259H125V257L123 258ZM135 259H137V258H135ZM139 259V260H140ZM145 259V258H144ZM146 259H147V261H143L144 263L146 262V264H147V262L150 260V257L148 258V256H146ZM34 259L32 258V261H33ZM53 260V259H52ZM52 260H50V263L52 262ZM77 260V264H79L78 263V258L76 259ZM126 260V259H125ZM134 260V259H133ZM141 260H143V259H141ZM153 260H155V259H153ZM211 260V259H210ZM209 260V261H210ZM243 260V259H242ZM2 261H4V260H2ZM20 261V262H19ZM34 261H36V259L34 260ZM33 261V262H34ZM41 261V260H40ZM56 261H58V260H56V259H54L53 260V262H55L56 263ZM59 261H63L64 262V260H59ZM66 261H65V264H66ZM97 261V260H96ZM124 261V260H123ZM122 261V262H123ZM127 261H128V259H127ZM166 261V260H165ZM163 261V262H160L161 264L163 263V264H172V261ZM176 261V260H175ZM181 261V260H180ZM32 262V263H33ZM100 263V260L99 261H97V263ZM116 262H118V263H116ZM121 262V263H122ZM126 262V261H125ZM151 261H149V263H150ZM155 262H157V260L155 261ZM157 262V263H158ZM178 262V261H177ZM185 262H187V261H185ZM184 262V264H186ZM188 262H190V260H188ZM187 262V264H192V263H188ZM212 263H214L215 261L214 260H212L211 261ZM210 262V264H212ZM4 262H2V264H3ZM4 263V264H5ZM31 263V262H30ZM31 263V264H32ZM34 263H36V262H34ZM33 263V264H34ZM54 263V264H55ZM61 263V262H60ZM59 263V264H60ZM76 263V262H75ZM95 264H96V262H94ZM93 263V264H94ZM98 263V264H99ZM113 263V262H112ZM124 263V262H123ZM127 263V262H126ZM134 264H136V263H138V262H133ZM141 263V262H140ZM144 263H142V264H144ZM152 263H153V261H152ZM157 263H155V264H157ZM195 263V262H194ZM216 263V262H215ZM214 263V264H215ZM0 264H1V261H0ZM23 264V263H22ZM64 264V263H63ZM100 264H102V263H100ZM125 264V263H124ZM128 264V263H127ZM130 264V263H129ZM159 264V263H158ZM180 264V263H179ZM206 264H208V263H206ZM222 264H223V261H222Z\"/></svg>","mask_w":264,"mask_h":264}]
</instances>
